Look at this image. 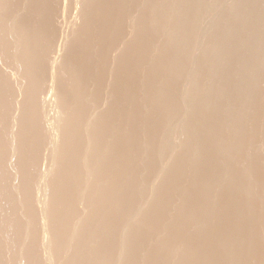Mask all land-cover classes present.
Listing matches in <instances>:
<instances>
[{
	"label": "bare ground",
	"instance_id": "bare-ground-1",
	"mask_svg": "<svg viewBox=\"0 0 264 264\" xmlns=\"http://www.w3.org/2000/svg\"><path fill=\"white\" fill-rule=\"evenodd\" d=\"M18 1V0H17ZM17 1H15V3L13 2V0H0V57L2 56V57H4V61L6 60V61H8L10 64L12 63V65L11 66H8L9 64H7L8 62H2L1 60H3V58L2 59H0V64H2V63H4V66L6 67H8V68H6L7 70L8 69H11L10 67H13V64H15L14 66H16V73H15V71H13V73H11V71L9 70L8 72L10 73V74H16L15 75V77H14V80L12 81L11 79H13L12 77H9V78H11V79H9V78H4L3 77V74L5 73V72H2V71H5L4 70V66L2 67L3 69H2V71H0V86H1V94L3 93V94H5V93H7L8 95H9V98L7 99V100H5L4 101V104H2V103H0L1 105H0V132H1V137L3 138V139H1V137H0V145L2 146V147H0L1 149H4V151L0 154V167H2V168H0L1 169V171H2V169L5 167V165H6V167H7V164L9 163V164H11L10 166H13L15 169V173H13V175L14 176H12L11 174V178L12 177H14V178H16V179H19V177H20V179L22 178V176L25 178V182L23 183L24 184V186H20L21 187V189H23V191L24 192H26V196L24 195V197H22V198H24L23 199V202H21V203H25L26 205H28L31 201H32V196H31V198H30V196H29V194H28V190H29V192H30V189L32 188L31 186H32V183H33V181L35 182V180H37V185H38V187H37V192H34V193H37V195H36V201H35V199H34V201L35 202H37V206L39 207V208H37V206H35L36 208H37V210L39 209L40 211H41V215L39 214V212H38V214H39V220H38V215L35 217V219L37 218V223H38V221H39V224H40V226L38 227V228H40L41 227V230H42V238L40 237V235L39 234H37V235H39V237L42 239V241L41 240H38L39 239V237H37L35 234V236L38 238L37 239V241H35L36 239H34V241L35 242H37V243H40V242H38V241H41L42 243H43V249H44V258H45V260H43V261H45V262H47L48 264H100V261L101 260H99V261H97V256L96 255H98V257H99V259H100V257H101V255L103 254L104 255V253H105V250L107 251V250H109V253H110V250H112L111 251V253L113 254L112 256H109L110 258H109V260L107 259V263L105 262L106 260H103L102 259V261H104L106 264H121V262H122V264H123V262H124V260L126 261L127 259L129 260L128 261V263L129 264H132L131 262H133V260L131 261V258H132V256H133V253L135 252H133V248H135L136 246V248H138V246H139V248H140V245H141V241H142V235H141V233L142 232H140V230H143L144 228H146L145 226L148 224V221H147V223H146V220L148 219V217H150V213H151V210H152V207H153V205H155V204H153L152 205V201L155 199V198H158L157 196H158V194H159V192H157L156 190L157 189H159V188H157V186L158 187H160V185L166 180V178L167 177H169V174L171 173L170 172V170L172 171V169H173V175L174 176H176V175H182V173H185L183 170H185V168L186 167H184V166H187V164H189V163H185V159L183 160L184 161V163H182V166H183V164H184V166H183V170L180 168H177L176 167V165L177 166H179L178 164H177V162L180 160V159H183L184 157H188V158H190L191 159V161H193V160H197V165L199 164V165H201L202 163L201 162H199L200 160H199V158L200 157H202V155L204 156V154H206V153H204L203 154V149L206 151V149L207 148H209V146L211 147L210 148V150H212L214 147H216L218 144L217 143H219V142H217V140H216V143H212V144H210L209 145V143H211L215 138H219V136L220 135H218L217 136V134L220 132V130H218L219 128L221 129V131L223 130L222 129V124L225 122H227V118H229V117H231V115H232V113H231V111H233V109L234 108H232V105L233 104H230L228 101V99L225 97V93L223 92V91H221V89H222V87L219 89V87H217V86H221V85H217L216 84V82H213V83H215L216 85H213V83H208L207 81H205V79H204V75L203 74H197V71H202V72H206L207 73V70L209 71L211 68L207 65V62H208V64L211 62L212 63V61H211V59L214 61V59H215V63H213V64H211V65H215L216 66V71H218V70H220V69H217V67H221L222 65L224 66V68H225V65H224V62L227 60L226 59V57L228 58V56H226L227 54H226V49H227V47L228 46H230L231 45V48L233 47L232 45L233 44H231V43H236V45L238 46V43L241 45V43H242V45L243 46H245V45H247V47H248V45L250 46V45H257V50L258 51H256V50H254L255 48H253L252 49V46H250L251 48H246V49H252L251 51L253 52V53H250L249 54V56L248 57H246V62L244 63L243 62V60H242V62L243 63H241L240 62V64L241 65H239L240 66V70H247L246 69V67L248 66L249 68H255V67H258L259 65H264L263 64V59H264V51H262L261 50V47L259 46V45H261L260 43H261V41H263V43H264V40H262V38L264 39V37H261V38H256V37H252V35L253 34H251L250 35V31H253V33L256 31V33H258V31H260L259 29H261V30H263V24L264 23H262L263 21V18H262V16H263V12H264V0H233V3H231V4H229V3H227L228 5H230V6H226V8L225 7H223V8H225V9H223L221 6H223L224 4H222V5H218L217 4V6L215 5V6H213V10L211 9V7H209V4H206L205 2H207V1H205V0H175V3H174V6H173V8H170L169 7V5L171 4H169V5H167V4H165L164 5V2L163 3H161L163 0H154V1H156V2H158V3H161V4H159V5H164L165 7H164V9L162 8V7H160L159 6V8H157L156 9V7L158 6H152V8H154V11H153V15L151 16H146V12H150V10H153L152 8L151 9H147L148 11H143V8L144 7H141V11H143V14H138V17H137V14L136 15H134V19H133V21H131L130 20V18L129 17H131L132 15L131 14H133L134 13V11H132L133 13H131V14H129V15H126V16H128V20H130L131 22H134L133 24H131L132 25V28H129L130 26L129 25H125V23H124V25L123 24H120V23H122L121 21H119V20H117L116 18V22H119V24L123 27L124 26V28L125 27H127V28H125V31H124V35H122L123 37L126 35V31L127 30H129V32L127 31V34L128 33H130V35H129V37H128V35H127V37L128 38H126V40L124 39V41H122V42H119V41H121V39L123 38L122 36H120V37H118L117 39L119 40L118 42H119V44L120 43H122L123 45H119V47H116V46H109V45H100L101 47L98 49L99 51L101 50V52H99V55L98 56H101V57H99V58H101L100 60V63H98V66H97V68L95 67V69H96V71L100 74V76H98V75H96L95 73H97V72H95V73H93L95 76H96V79H98V81H102L103 82V76L104 75H106L108 72H106V74L104 73L105 71H108L109 69H111L112 70V68L110 67L109 69L107 68V70H106V67H105V65L107 64V66H113V70L111 71V70H109L110 71V73H111V75H109L108 76V74H107V78H109L110 77V79H109V81H110V83H108L107 84V86H109V93H108V97H106V98H108V100H111V97L114 95L113 94V89L112 88H114V90H119V88L121 87V88H123V89H125L126 87H128V85H129V81H128V79L127 80H125V81H127V83L125 82L124 83V86L126 85V84H128L125 88L123 87V84L121 83V85H116L117 83L115 82V80L114 79H117V80H119L117 77L115 78V76L116 75H114L113 76V74H115L117 71H120V70H122L121 71V75L123 74L122 72H124V71H127V70H130V68L132 69V70H134L135 72L136 71H139V72H141V73H144V75H143V77H141V78H139V80H141V82H139V85H140V87H139V89H140V92L138 93V95H137V92H133L134 93V96H135V94L137 95V98H139V99H135L134 98V96H133V93L130 95V93L129 92H121V91H119V92H121V93H125V97H126V94L127 93H129V95L127 96L128 98H131L132 99V101H133V99H134V101L135 100H138L139 102H136L135 101V103H137V104H135V105H139V104H144V108H146V110L142 107V106H138L139 108L140 107H142L143 109L142 110H145V112L146 111H148V109L147 108H150V102L151 103H159V102H161V97H160V95L159 96H157V95H153V96H155L154 98L155 99H150V97L149 96H146V94H148V93H146L147 91H150V88H149V90H147L146 91V89L148 88V85H149V87H151V90H155V92H154V90H153V92H154V94L156 93V94H161V95H163L162 93L163 92H165V93H167V91H165L166 89L165 88H163V87H166V85L170 88L171 86H173L172 84H174L175 82H178V80L181 82V81H183V79L184 78H181V77H183L184 76V73L185 74H187L188 73V75L187 76H193L192 77V82H193V79H194V77H195V75H193V73L194 74H196V76H198L197 77V79H196V81H197V83H199L198 82V79H200V78H203L204 79V81L205 82H201V84L203 85V86H205L204 84L205 83H207V85H209V84H211L208 88H207V86H206V88H204V87H200V88H202L201 90L198 88L199 87V84L197 85V83L195 82V79H194V82L195 83H192V85L190 84V81H189V79H188V81H189V84L190 85H188L189 87H188V89H186L185 88V91H183V89H182V93L180 94V97H179V100H178V93H179V90H177L176 92H178L177 94L174 92V94L175 95H177L176 97L174 96V102L173 101H169V102H172V103H169V105H167V102H165L164 101V96L165 95H167V94H165L164 93V98L162 99V102H165L166 103V105H165V103H163V106L165 105L166 107H164L165 109H166V111H165V109L164 108H160V106H159V108L161 109V111L162 110H164V112H165V114L167 115V117L166 116H164V114L160 111L159 113H160V115H161V113H162V115L166 118H164L163 117V119H160V120H165V122H163L166 126H168L169 124H170V126H169V130L172 132V129H173V137L172 136H166L165 135V133H169V131H167L166 132V130H168V128L167 129H165V128H163V130L161 129L162 127H164L162 124H161V122H160V126H158V128L159 127H161V128H159L160 130H162L161 131V133L158 131V133H160V134H158L157 132H156V130H149V129H152V127H151V125L148 123V122H151V121H148L147 122V119L149 118V117H151L153 114H152V112H151V116L150 115H148V114H150L149 113V111H148V114L147 113H143L144 115H146L147 117L145 118L144 116H142V117H144L143 119H145V120H143L142 119V121H143V123L141 124L142 126L144 125H146V124H149L148 125V127H149V129H147L146 127V129H147V131H149V132H152L153 134H151V133H149L150 134V137L152 138V140H150V141H153V142H155V145L154 146H150L151 144L148 142V141H145L146 143L148 142L150 145V147L149 146H147L146 144H145V142L143 141V140H140L141 141V143H142V141L144 142V144L146 145V147H145V145H144V147H145V149L147 148V147H149L150 149H149V151H151L150 152V154H147V153H149V151L148 152H146L145 151V153H143L144 152V148H142V150H143V152L141 153V152H139V147L141 148V146H143V145H141L140 144V146H139V143L137 142V144H135L134 142H133V140L135 139H137V134H136V136H135V138L133 137V140H132V136L135 134L133 131H135L136 130V132H137V129H136V127H134V128H132L131 130H128V133H125L124 131H123V129H122V132H124L125 133V136H124V133H118V127L116 126V125H122L121 123H124L123 121H122V119H124V118H128L129 119V117H128V115H127V112H126V117L125 116H123V115H125V113L123 114L122 113V116H123V118L122 119H120L119 117H122V116H118V115H121V114H119V113H117V112H120L118 109H119V104L121 103V102H116V103H119L118 104V106L119 107H117V105L116 104H106V105H108V106H106L105 104H104V107H103V105L101 104V102H103V101H99V97H102V96H100L101 94L102 95H104L105 94V96H106V94H107V92L105 91V93L103 94V91H102V93H101V91H99V93H101V94H98V92L97 93H93V94H88V93H86V91L84 90V87H85V83L88 81V78H90L91 77V79L92 78H95L94 76H87V75H84L83 74V71L81 72V70H80V72L78 71L79 69L77 68L76 69V67L74 68L72 65H70L66 60H67V56L65 55L66 54V52H65V49L66 48H69V47H67V44L69 43L70 44V42H69V37H71L70 35L74 32V30L75 29H77V27L81 24V23H78V25H76L77 24V22L79 21V22H81L80 20H76L77 19V17L78 18H81V17H83L84 16V12H85V10H87L86 8L88 7V6H86V4L87 5H90V3H88V2H91V1H95V0H77L76 1V3H77V10L76 9H73V11L74 10H76V13L77 14H75V19L73 18V19H70L71 21H69L68 23H70L69 25H70V27H69V29L71 28V30L69 31V32H67L69 29H68V27H67V31H65L63 28H64V26L65 25H67V23L66 24H63L62 26H63V28H61L62 26H60V28L61 29H63L64 31H62V33H61V35L59 36L60 37V40H59V38H57L58 40H59V43L57 44V45H53V43L54 44H56V42H57V40H55V42L53 41V35H55V33H53V32H55L54 30H52V21L54 20L55 22L57 21V22H60V21H58V16L57 17H55V18H57L56 20H55V18L51 21V17H53V9H56V8H54V7H56V5L54 6L53 4H54V0H40L42 3V5H41V7H40V9H38L37 11H39L40 10V13L43 15V18L41 17V19L39 18L40 16H38V19L40 20V22H38V19H37V22L35 23V24H28L27 23V19H28V17L27 16H25V14H23L24 15V17H26V20H22V19H20V17H18L17 16V12H18V10H17V12L15 11L16 10V8L17 9H19L20 10V8H18L19 6H20V4H19V2H17ZM20 1V0H19ZM22 2H23V5H25L26 3H27V0H26V2H24L23 0H21ZM20 1V2H21ZM28 1H30V0H28ZM35 1H37V0H35ZM40 1H37L38 2V7L37 8H39V2ZM53 1V2H52ZM56 1V0H55ZM73 1H75V0H73ZM106 1V0H105ZM112 1H114V0H112ZM122 2H123V0H121ZM120 1V2H121ZM125 1V0H124ZM128 0H126L125 2H127ZM130 1H133V0H130ZM174 1V0H173ZM209 1V0H208ZM225 2L226 0H220L219 2ZM229 1V0H228ZM31 2H34V1H30V3ZM68 2V1H67ZM83 3V5L81 4V5H79V3ZM119 2V3H120ZM129 2V1H128ZM134 2V1H133ZM143 2V1H142ZM147 2H148V0H147ZM147 2L145 3V1L143 2V3H145V4H147ZM153 2V1H152ZM170 2H172V1H170ZM218 1H216V3H217ZM218 2V3H219ZM223 2V3H224ZM232 2V1H231ZM12 3V4H11ZM18 3V4H17ZM29 2H28V6H27V8L26 7H22L23 9L24 8H26L27 10H28V8H29V15H32L33 16V14H31L30 12L34 9V8H32V6H31V4H30ZM35 4H36V2H34ZM34 3H33V7H35V5H34ZM53 3V4H52ZM64 3V2H63ZM75 3V4H76ZM102 3V2H101ZM108 3V2H107ZM115 3V2H114ZM118 3V4H119ZM124 3V2H123ZM138 4L140 3L139 1L137 2ZM155 3V2H154ZM158 3H156V4H158ZM167 3H169V1L167 0ZM15 4H17V5H19V6H15ZM68 4V3H67ZM75 4L73 3V8H75L74 6H75ZM106 4V3H105ZM110 3H108V7L110 6L109 5ZM116 4H117V1H116ZM116 4H115V7H117L118 6V10H120V8L122 7L121 5H117L116 6ZM128 4H130V3H128ZM212 4V5H213ZM30 5V6H29ZM69 5H71V4H69ZM98 5V4H97ZM114 4L113 3H111V6H113ZM124 5V4H123ZM127 5V4H126ZM144 5V4H143ZM143 5H139V6H143ZM149 5H150V3H149ZM149 5L147 6V5H145V6H147V7H149ZM166 5L171 9H167V7H166ZM209 7H207V6ZM22 6V5H21ZM26 6V5H25ZM54 6V7H53ZM92 6H94V5H92ZM106 6V7H107ZM110 6V10L108 11L109 13L111 12V10L113 9V8H115V7H111ZM119 6H120V8H119ZM133 6V8L135 7L134 5H131V7ZM190 6H192L193 8L190 10V11H188V9H190L189 7ZM218 6L220 7V8H222L223 10H219L218 9ZM238 6H240L239 8H238ZM30 7H31V10H30ZM60 7H63V14H60L61 16H64V13H65V11L67 10L66 8H68V6L64 3V6H62L61 4H60ZM97 7V6H96ZM107 7V8H108ZM124 7V6H123ZM122 7V8H123ZM126 7V6H125ZM125 7L123 8V9H125ZM146 7V8H147ZM206 7L208 8V11H206L207 9H206ZM217 7V9L219 10V11H217V9H215L214 10V8H216ZM241 7H242V10H241ZM246 7H248V9H250V12H249V10H248V12H246V11H244L245 10V8ZM36 8V7H35ZM36 8V9H37ZM70 8H72V7H70ZM90 8V6L88 7V9ZM94 8V7H93ZM92 8V9H93ZM107 8L105 9L104 7H103V10H106L107 11ZM112 8V9H111ZM121 8V9H122ZM137 8V7H136ZM145 8V9H146ZM150 8V7H149ZM161 8V9H160ZM165 8L167 9V10H165ZM243 8H244V10H243ZM25 9V10H26ZM98 9L99 8H96V10L98 11ZM109 9V8H108ZM116 9V8H115ZM116 9V10H117ZM132 9V8H131ZM138 9V8H137ZM144 9V10H145ZM209 9H211V11L213 12V11H217L215 14H214V12L213 13H211V11H210V13H211V15H207L208 14V12H209ZM24 10V11H25ZM71 10V9H70ZM102 10V9H101ZM114 10V9H113ZM116 10H115V12H116ZM126 10H128V5H127V9ZM130 10V9H129ZM204 10L207 12H205L206 13V19L204 18L203 19V15L205 16V13H204ZM238 10H240L241 12L243 11V12H245V13H242V14H240V11H239V14L241 15V17H242V23L240 22V20L238 19L240 16H239V14H238ZM255 10H256V12H255ZM37 11H36V13H37ZM58 11H60V9L58 10ZM68 11V10H67ZM78 11V12H77ZM90 10H88V12H89ZM137 11V10H136ZM140 11V12H141ZM165 11H167V12H165ZM15 12H16V14H15ZM34 12V11H33ZM57 13V9L54 11V13ZM75 12V11H74ZM91 12H92V10H91ZM94 13H95V11H93ZM122 12H124V11H122ZM127 12V11H126ZM125 12V13H126ZM148 12V13H149ZM14 13V14H13ZM19 13V12H18ZM25 13H27L26 11H25ZM55 13V14H56ZM59 13L60 12H58V14L57 15H59ZM62 13V12H61ZM85 13H87V12H85ZM90 13V12H89ZM89 13H87V14H85V15H88ZM102 13V12H101ZM100 13V14H101ZM106 13V12H105ZM109 13H106L107 15H109V19H110V15L111 14H109ZM114 12H112V16L115 14V16H116V13H114ZM125 13H124V15H125ZM128 13H130V12H128ZM127 13V14H128ZM135 13H137V12H135ZM139 13V12H138ZM146 13V14H145ZM166 13H167V15H169L170 17H172V19H174V16H175V18H177L176 20L178 21V23H175V25L176 24H178V26H176V27H178V30L177 31H172L173 30V28L170 26V27H166L165 26V28H167V29H169V28H171V29H169V33L167 34L166 33V31L168 32V30H166V31H161L160 33L162 34V32H163V35H170L169 37H170V39L172 40V42H174V44L173 45H177V44H175V43H178V45L180 46V47H182V50H180L181 51V53L182 54H179V52H178V50L177 51H174V55L172 56L173 58H171L172 60H171V62H172V64L168 67V68H164L163 66H161V69L163 70L164 69V71L161 73H159V75L160 74H163L162 76H161V78L160 79H156L157 80V82H155V80H154V78L155 77H157V74H158V72L159 71H157L158 70V68H160V67H157V68H155V66L153 65V63L154 64H157V66H160L161 64L163 65V63L165 62L164 60L166 59V61L168 62V60H167V57L163 60L162 59V57H163V53H166L163 49H161L162 47V45H164V41L163 42H161L162 40L160 39L162 36L161 35H159V36H161V37H159V39L161 40H158V42L160 41V44L159 45H161V43H163L160 47L158 46V50L156 49L157 47H155V44H156V42H154V40H152L153 42H154V49H156L157 51H155V52H157V55L154 53V55H153V57L152 56H150L152 59H150V60H147L148 59V57L149 56H147V52H148V50H150V46L148 45V44H153L152 43V41H151V43H148L149 42V40H151V39H147L148 38V36H144V34L146 33V31L147 30H149L148 28L146 29H143L142 30V27H144L143 25H145V27H146V24H145V22H150L151 21V23H153V26H154V28H152V29H155L156 30V32L158 31V29H163L162 28V26H161V24L163 23V24H165L164 22H163V20L161 21V18H163L164 17V15H166ZM204 13V14H203ZM255 13V14H254ZM20 14V13H19ZM72 14V13H71ZM74 14V13H73ZM105 14V15H106ZM118 16L119 17H121V20H122V16H123V14L121 13V15L122 16H120L119 15V11H118ZM151 14V13H150ZM203 14V15H202ZM213 14V15H212ZM245 14V15H244ZM27 15H28V13H27ZM66 15H69V14H66ZM76 15H77V17H76ZM95 15V14H94ZM93 15V16H94ZM166 15V16H167ZM232 15H237V16H239V17H234L236 20L238 19V21H239V23L241 24H239L237 21H235V19H233V17H231ZM243 15V16H242ZM31 16V17H32ZM36 16V15H35ZM36 16V17H37ZM89 16V15H88ZM92 16V15H91ZM103 16V15H102ZM114 16V17H115ZM125 16V19L127 18ZM208 16V17H207ZM68 17H70V15L68 16ZM87 17V16H86ZM96 17V16H95ZM104 17V16H103ZM114 17L112 18V19H110V20H113L114 19ZM117 17V16H116ZM135 17H137V18H135ZM240 17V18H241ZM23 18V17H22ZM60 18V17H59ZM84 18V17H83ZM83 18H82V20H83ZM90 18V17H89ZM107 19L108 17H104L103 19ZM150 18H152V20H150ZM229 18H232L231 20L233 21H231ZM63 19V18H62ZM67 19V18H66ZM65 19V17H64V21L66 20ZM97 19V18H96ZM101 19V18H100ZM103 19H102V21H103ZM124 19V20H125ZM203 19V20H202ZM230 20V22L228 23V24H232V23H234V21L235 22H237L238 23V25L236 24V23H234V24H236L237 25V28H235V29H233V31L232 30H230V29H228V30H226L225 28H224V26H220V24H225V22L227 23V21H229ZM30 20V19H29ZM28 20V21H29ZM35 20H36V18H35ZM42 20V21H41ZM127 20V21H128ZM53 21V22H54ZM77 21V22H76ZM102 21L100 20V22H101V25L103 24V25H106L107 26V24H110L111 23V21H109L108 19H107V22L109 21L110 23H102ZM106 21V20H105ZM174 21V20H173ZM203 21H204V23H206V25H204V23H203ZM32 21H30V23H31ZM35 22V21H34ZM63 22V21H62ZM66 22H67V20H66ZM88 22V21H87ZM92 22V21H91ZM113 22V21H112ZM114 22H115V20H114ZM114 22H113V24H114ZM124 22V21H123ZM125 22H126V20H125ZM147 22V23H148ZM65 23V22H64ZM96 23H98V22H96ZM126 23H128V24H130L129 22H126ZM151 23H149V24H151ZM161 23V24H160ZM200 23H203V26H202V24L201 25H199ZM89 24V23H88ZM87 24V25H88ZM100 24V23H99ZM113 24H111L112 26H113ZM119 24L117 25V27L119 26ZM162 24V25H163ZM172 24H174V23H172ZM60 25V24H59ZM84 25V24H83ZM115 25V26H116ZM148 25V24H147ZM156 25V26H155ZM165 25H167V23L165 24ZM168 25H169V23H168ZM174 25V26H175ZM233 25V24H232ZM81 26H82V24H81ZM112 26L110 27V25H108V29H105L106 27H104V26H102V27H104V29L103 30H105L106 32H103V31H101V32H103V33H106V36H108L109 34L112 36V34L110 33L111 32V29H112ZM153 26H151V27H153ZM173 26V25H172ZM219 27V30H217L218 29V27ZM228 26V25H227ZM56 27V26H55ZM76 27V28H75ZM100 28H101V26H99ZM111 29H110V28ZM116 27V28H117ZM223 27V28H222ZM229 27V26H228ZM58 28V27H57ZM86 28V27H85ZM97 28L98 27H96V30H97ZM100 28L98 29V30H100ZM113 28H114V26H113ZM164 28V29H165ZM175 28V27H174ZM213 28H215L216 30H214ZM230 28V27H229ZM59 29V28H58ZM78 29H79V27H78ZM87 29V28H86ZM86 29H84V30H86ZM110 29V32H108L109 34H107V31ZM121 29V28H120ZM152 29H150V30H152ZM163 29V30H164ZM60 30V29H59ZM94 30V29H93ZM98 30H97V34H99L100 33V31H99V33H98ZM101 30H102V28H101ZM113 30H116V29H113ZM145 30V33L143 34V33H141V31H144ZM149 30V31H150ZM176 30V29H175ZM214 30V31H213ZM78 31V30H77ZM81 31V30H80ZM88 31V30H87ZM86 31V35H83V34H85V32L83 33V34H81V36L83 37H81L82 39H79V38H77L78 36H80V35H78L76 38L78 39V42L80 43L81 41H82V43H87L91 38H93V41H95L96 39L94 38V36H95V34H93V33H91V34H93L94 36H92V35H90V30H89V32H87ZM149 31L147 32V33H149ZM232 31V32H231ZM83 32V31H82ZM116 32H118V34H119V32H120V34H123V33H121L122 32V30L120 31L119 29H117V31ZM116 32L114 33V31H113V33L114 34H116ZM58 33V32H57ZM75 33H76V30H75V32L73 33V38L72 39H74L75 37ZM89 33V34H88ZM101 34L100 33V35L99 36H101V35H105V34ZM159 33V31H158V34H160ZM165 33V34H164ZM177 33V34H176ZM252 33V32H251ZM255 33V34H256ZM77 34H78V32H77ZM113 34V35H114ZM118 34H117V36H118ZM119 34V35H120ZM141 34H143V36H139V35H141ZM152 34H153V36L154 37H156L158 34H156V35H154V33L152 32ZM58 35V34H57ZM88 35H90V36H88ZM146 35V34H145ZM148 35V34H147ZM201 35H203L202 37L204 38V36H207V38H205V39H207V41L206 40H204V43L203 44H201V42H199L198 41V37L199 36H201ZM257 35V34H256ZM259 35V34H258ZM88 36V37H87ZM97 36V35H96ZM95 36V37H96ZM98 36V39L100 38ZM106 36L105 37H103V39L102 38H100V39H102V41L104 40V38H106ZM116 36V37H117ZM102 37V36H101ZM113 37V36H112ZM112 37H109V38H112ZM116 37H115V35H114V37L113 38H115L116 39ZM143 37H145L146 38V42H147V40H148V46L146 45V43L144 42V46L146 45V47H148L147 49V51H146V48H145V51L144 52H146V53H144V52H142L141 51V49H144L143 48V45H141L143 42H141L140 40H142L143 41V39H141V38H143ZM150 37H151V35H150ZM158 37V36H157ZM137 38L139 39L138 41H139V45H140V47L141 48H136V50L137 49H140V51L141 52H138V50L136 51V53L133 55V54H127L126 53V57H128V56H130V58H128V60L126 61V63H128V65L130 66V68L128 69L127 68V66L125 67V64H124V60L123 61H120L119 59H121V57L122 56H120V54L121 53H119V52H121L120 50H121V48L123 47V48H126V50H128L127 49V43H129L130 42V44L132 43V46L129 44L128 45V48H129V50H131V51H133V50H135V49H133L132 50V48H133V43H135V40H137ZM167 38H168V36H167ZM191 38H192V40L194 41V43H193V41L191 40ZM56 39V38H55ZM71 39V40H72ZM77 39H75V40H77ZM95 39V40H94ZM153 39V38H152ZM163 39V38H162ZM169 39V38H168ZM168 39L166 40V36H165V41H168ZM199 39H200V37H199ZM106 40V42H107V40H108V38H106L105 39ZM110 40V39H109ZM112 40V39H111ZM123 40V39H122ZM189 40H191L190 42H192V43H190L189 42ZM203 40V39H202ZM99 41V40H98ZM114 41V40H113ZM138 41H136V43L138 42ZM199 43H198V42ZM200 41H201V39H200ZM75 42H77V41H75ZM110 42V41H109ZM112 42V41H111ZM141 42V43H140ZM169 42H171L170 40H169ZM172 42L170 43V44H172ZM184 42H188V43H190V44H188L187 43V45H185V43ZM203 42V41H202ZM167 43V42H166ZM196 43H198V44H196ZM245 45H244V44ZM262 43V44H263ZM88 44V43H87ZM91 44H93V43H91ZM105 44V43H104ZM169 44V45H170ZM200 44V45H199ZM228 44H230V45H228ZM74 45V44H73ZM118 45V44H117ZM125 45H126V47H125ZM157 45H158V43H157ZM168 45V46H169ZM264 45V44H263ZM71 46V45H70ZM76 46V45H75ZM75 46H73V47H75ZM80 46H82V45H80ZM85 46H88V45H85ZM94 46V45H93ZM130 46V47H129ZM262 46V45H261ZM77 47V46H76ZM89 47V46H88ZM110 47H112V49H113V54L111 53V52H109L110 50H112V49H110ZM136 46L134 45V48H135ZM139 47V46H138ZM166 47H167V44H166ZM166 47H164V48H166ZM180 47H178V49L180 48ZM188 47V48H187ZM241 47V46H240ZM259 47H260V49H259ZM84 48V47H83ZM98 48V47H97ZM131 48V49H130ZM151 48H152V45H151ZM170 48H171V45H170ZM175 48V49H174ZM174 48H172V50L174 49V50H176V47L174 46ZM226 48V49H225ZM230 48V47H229ZM233 48H235V46L233 47ZM79 49V48H78ZM91 49V48H90ZM110 49V50H109ZM118 49H120V50H118ZM153 49V48H152ZM169 49V48H168ZM189 52L190 50L193 52V55H194V57H197V58H194V59H196L195 61L193 60V62H194V65L192 66L191 65V67L190 68H188L189 70L190 69H192V70H190V72H189V70L187 69V67L185 68L184 67V64L183 63H186V64H188L187 62H186V60L187 59H189L188 57L189 56H187V59H186V54L187 55H190V52L188 53L186 50ZM240 49V48H239ZM239 49L237 50L236 49V51H234V54H232V56H234L235 54V56H241V59H242V56H243V54H242V51L240 50V52H239ZM81 50V49H80ZM109 50V51H108ZM116 50L117 51H119V52H116ZM128 50V51H129ZM172 50H170V51H172ZM228 50V49H227ZM230 50V49H229ZM227 51V52H231V50L230 51ZM235 50V49H234ZM85 51V50H84ZM87 51V50H86ZM107 51H108V55L110 54V56H108L106 53H107ZM127 51V52H128ZM152 51V50H151ZM169 51V50H168ZM238 51V52H237ZM248 51H250V50H248ZM126 51H124V53H125ZM134 52V51H133ZM133 52H131V53H133ZM175 52H177V54L175 55ZM185 52H187V53H185ZM233 52V51H232ZM231 52V53H232ZM236 52V53H235ZM255 52V53H254ZM91 53V52H90ZM93 53V52H92ZM91 53V54H92ZM97 53V52H96ZM123 53V54H124ZM128 53H130V52H128ZM151 53V52H150ZM85 54V53H84ZM123 54H121V55H123ZM168 54V53H167ZM192 54V53H191ZM252 54V55H251ZM74 55V54H73ZM72 55V56H73ZM87 55H89V54H87ZM111 55H114L113 57L115 58V60H119V62H123V65H124V67L122 68V66L123 65H121V68L122 69H119V70H117L118 68H119V64L116 66V67H118L117 69H115L116 67H114V65H116L117 64V62H118V60L117 61H115L114 60V64H111V61H109V60H107V56H108V58L109 57H111ZM128 55V56H127ZM169 55H171V53H169ZM82 56V55H81ZM85 56V55H84ZM92 56V55H91ZM90 56V57H91ZM96 56V55H95ZM124 56V55H123ZM165 56H166V54H165ZM235 56L233 57V58H235ZM71 57V56H70ZM89 57V56H88ZM88 57H85V58H88ZM89 57V58H90ZM125 57V58H126ZM191 57V56H190ZM243 57H245V55L243 56ZM75 58V57H74ZM82 58V57H81ZM84 58V57H83ZM85 58H84V60H85ZM88 58V61L90 60ZM96 58V57H95ZM105 58H106V60L107 61H105ZM123 58V57H122ZM229 58H230V55H229ZM232 58V59H233ZM93 59V58H92ZM98 59V58H97ZM184 59H186L185 60V62H183L184 61ZM237 59V58H236ZM238 59H240V58H238ZM70 60V59H69ZM83 60V59H82ZM83 60V61H84ZM122 60V59H121ZM163 60V61H162ZM191 60V59H190ZM189 60V61H190ZM78 61V60H77ZM86 61V60H85ZM84 61V62H85ZM104 61V62H103ZM109 61V62H108ZM112 61H113V59H112ZM170 61V60H169ZM188 61V60H187ZM202 63H204V64H206V66H208V68H210V69H206V68H204V69H206V70H204V69H202L201 70V67H199V68H197V67H194V66H197V65H199L201 62ZM228 61H229V59H228ZM250 62V66L248 65L249 63H247V62ZM71 62V61H70ZM82 62V61H81ZM90 62V61H89ZM106 62H108V63H106ZM118 62V63H119ZM148 62H150V64H151V62H153L152 63V65H153V69H157V70H155L154 72H156L157 74H155L154 72H153V76L155 75V77L153 78V76H152V78H153V81H152V79L148 82V79L147 78H149V77H147V76H150L149 74L151 73V71H150V69H152L151 68V65L148 63ZM167 62H165L164 63V65H166V63ZM196 62V63H195ZM231 62V61H230ZM233 62V61H232ZM73 63V61L71 62V64ZM83 63V62H82ZM85 63H87V62H85ZM169 63V62H168ZM226 63H227V61H226ZM225 63V64H226ZM235 62H233V64H234ZM246 63H247V65H246ZM77 64V63H76ZM88 64V66H90L89 65V63H87ZM109 64V65H108ZM150 65V67H149V65ZM232 64V63H231ZM230 64V65H231ZM235 64H237V63H235ZM3 65V64H2ZM84 66H85V64H83ZM93 65V64H92ZM189 65V64H188ZM188 65H185V66H188ZM210 65V66H211ZM258 65V66H257ZM87 66V65H86ZM128 66V67H129ZM167 66H168V64H167ZM190 66V65H189ZM188 66V67H189ZM226 66H229V65H226ZM231 66H233V65H231ZM234 66H237V65H234ZM246 66V67H245ZM148 67H149V73H148ZM163 67V68H162ZM194 67V68H193ZM204 66L202 65V68H203ZM245 67V68H244ZM247 67V68H248ZM261 67V66H260ZM15 68V67H14ZM91 68V67H90ZM124 68H126V70H124ZM214 68V67H213ZM233 68V67H232ZM237 68V67H236ZM237 68V69H238ZM252 68H251V70H252ZM262 68H264V67H262ZM81 69H82V67H81ZM89 69V68H88ZM87 69V70H88ZM186 69L188 70V72L186 73ZM199 69V70H198ZM230 69V68H229ZM255 69H258V68H255ZM260 69L261 68H259L258 69V71L259 72H257L256 70H252V71H250V69H249V72H248V75H249V77H252V81L253 82H255L254 80H257V79H255V78H259L260 76H262V75H260L259 76V74H262L263 72H262V70H261V73H260ZM0 70H1V67H0ZM11 70H14L13 68L11 69ZM92 70V69H91ZM124 70V71H123ZM215 70V68L214 69H212V71H209V72H212L213 74H207V76L209 75V76H211L212 78H208L209 80L211 79H213L214 80V78L216 77V74H218V72H216V71H214ZM227 70V69H226ZM234 70H235V68H234ZM89 71H90V69H89ZM114 71H115V73H114ZM133 71V72H134ZM199 71V72H200ZM222 71V70H221ZM224 71V70H223ZM223 71H222V73H223ZM239 71V70H238ZM2 72V73H1ZM7 72V73H8ZM88 72V71H87ZM86 72V73H87ZM133 72H128V73H133ZM134 72V73H135ZM201 72V73H202ZM208 72V73H209ZM229 72V71H228ZM241 71H239V73H240ZM244 72V71H243ZM246 72V71H245ZM6 73V75L8 76V75H10L9 73L7 74ZM85 73V72H84ZM91 73V72H90ZM119 73V72H118ZM126 73V72H125ZM123 74V76L125 75H127V74ZM138 73V72H137ZM140 73V74H141ZM216 73V74H215ZM225 73V72H224ZM238 73V74H239ZM259 73V74H258ZM2 74V75H1ZM48 74V75H47ZM101 74L103 75V76H101ZM117 74V73H116ZM190 74V75H189ZM205 74V73H204ZM214 74H215V76H214ZM221 74V73H220ZM228 74V73H227ZM232 74V73H231ZM264 74V73H263ZM61 75H64V77L66 76V77H68V76H70V80H68V78H67V81H69V83H70V81L72 82V84L70 83H68L69 84V87H70V85H73L72 86V91H67V89H65L66 87L65 86H67V85H64V78L61 76ZM135 75H136V73H135ZM134 75V76H135ZM137 75H139V73L137 74ZM152 75V74H151ZM183 75V76H182ZM200 75V76H199ZM202 75H203V77H202ZM247 75V76H248ZM257 75L259 76V77H257ZM13 76V75H12ZM130 76V75H129ZM133 76V75H132ZM131 76V77H132ZM207 76H206V78H207ZM213 76H214V78H213ZM218 76L220 77L221 75H219L218 74ZM230 76V75H229ZM233 76V75H232ZM232 76H231V79H232ZM237 76V75H236ZM239 76V79H242V81H243V78H240V76L241 75H238ZM243 77L245 76V75H242ZM247 76H245V77H247ZM1 77H3L4 79H2ZM65 77V78H66ZM104 77H106V76H104ZM121 78H122V76H120ZM127 78H128V76H126ZM138 77H140V75L139 76H137V78ZM160 76H158V78H159ZM184 77H186V75L184 76ZM219 77H216V80L217 79H221V78H219ZM222 77V76H221ZM224 77H226L225 75H224ZM224 77L222 78V79H224ZM228 77V76H227ZM248 77V78H249ZM63 78V81L61 80ZM120 78V79H121ZM133 78V79H132ZM132 78H130L129 77V79L131 80V82L134 80V77H132ZM136 77H135V83H136V79H137ZM181 78V79H180ZM188 78V77H187ZM248 78H247V80H248ZM261 78V77H260ZM264 78V77H263ZM7 79H9V81L7 80ZM15 79H16V81H17V84H18V86H17V88H19V90L18 89H14L16 86H14V85H16V84H12V82H15L16 83V81H15ZM106 79V78H105ZM124 79L125 78H123V82H124ZM150 79V78H149ZM229 79V78H228ZM235 79V78H234ZM238 79V78H237ZM254 79V80H253ZM90 80V79H89ZM107 80V79H106ZM113 80H114V82H113ZM186 81L185 82H187V79H185ZM201 80V79H200ZM208 80V81H209ZM212 80V81H213ZM226 80V79H225ZM246 80V81H247ZM91 81V80H90ZM108 81V82H109ZM138 81V80H137ZM203 81V80H202ZM212 81H210V82H212ZM221 81V80H220ZM237 81V80H236ZM236 81L235 80H233V82L235 83V85L234 86H238V88L240 87L241 88V86L243 85V84H246V82L244 83H239L238 84V82H237V84H236ZM245 81V80H244ZM259 81V80H258ZM257 81V82H258ZM44 82H45V85H46V88L45 87H43L44 86ZM105 82V81H104ZM118 82V81H117ZM184 82V83H185ZM223 82V81H222ZM221 82V83H222ZM241 82V81H240ZM249 82V81H248ZM248 82H247V84H248ZM257 82H255V83H257ZM47 83V84H46ZM66 83V82H65ZM119 83V82H118ZM170 83H171V86H170ZM188 83V82H187ZM186 83V84H187ZM217 83H219V80H218V82ZM220 83V84H221ZM229 83H231V85H232V80H231V82H227V84L226 85H228L229 86ZM255 83H254V85H255ZM67 84V83H66ZM99 84H101V83H99ZM104 84H106V82L104 83ZM134 84V83H133ZM132 83H131V85H133ZM169 84V85H168ZM179 83H177V85H178ZM185 84V85H186ZM200 84V86H202ZM224 84V86L223 87H225V83H223ZM246 84V85H247ZM249 84H252V83H249ZM248 84V85H249ZM258 84V83H257ZM257 84H256V87H258L257 86ZM14 86L13 87V89L15 90V91H19V94H17L16 92V97H18L17 99H16V102L14 103V101L12 100L13 98H11L10 97V95L12 96V94H13V92H12V88H11V86ZM20 85V86H19ZM89 85V84H88ZM94 85H96V84H94ZM136 85H138L137 83H136ZM138 85V86H139ZM161 85H165V86H163V87H161ZM253 85V84H252ZM106 86V87H107ZM114 86V87H113ZM116 86H118L119 88L117 89V87ZM130 86V85H129ZM176 86V84L174 85V87ZM183 86V88L185 87L184 85H182ZM68 86H67V88H69ZM90 87V86H89ZM112 87V88H111ZM131 87H134V86H130L129 87V89L131 88ZM159 87H161L162 88V90L159 88ZM174 87H171L170 89H172V88H174ZM177 87V86H176ZM179 87V86H178ZM187 87V86H186ZM231 87H233V86H231ZM243 87V90H242V93H243V91H244V93H243V97H242V99L244 98H247V101H248V99L250 100V97L249 96H255V95H251V94H253V92L252 91H254V90H257V89H254L255 87L253 86V89L251 90V88H250V86H246L245 88L246 89H244V86H242ZM247 87H249V88H247ZM259 87H260V85H259ZM45 88V90H43ZM121 88H120V90H121ZM153 88V89H152ZM230 88V87H229ZM237 88V87H236ZM64 89L67 91V92H65L64 91ZM71 88H69V90H70ZM85 89H87V88H85ZM91 89V88H90ZM112 89V90H111ZM128 89V88H127ZM138 89V88H137ZM138 89V90H139ZM160 89V90H159ZM163 89H165L164 91H163ZM200 91H199V90ZM232 89V88H231ZM242 89V88H241ZM173 90H175V89H173ZM222 90H225V89H222ZM239 89H237V92L239 93V91H238ZM264 90V89H263ZM124 91H127L126 89L124 90ZM129 91V90H128ZM133 91H135V90H133ZM169 91V90H168ZM241 91V90H240ZM258 91V90H257ZM256 91V92H257ZM88 92V91H87ZM89 92H90V90H89ZM118 92V93H119ZM132 92V91H131ZM151 92V91H150ZM152 92V93H153ZM234 92V91H233ZM232 92V93H233ZM236 92V93H237ZM256 92H254L255 94H257ZM262 92H264V91H262ZM261 92V93H262ZM15 93H14V95H15ZM173 92H172V90L170 91V93H169V95H167V98H169L170 97V95H174V94H172ZM224 93V94H223ZM228 93V92H227ZM260 93V94H261ZM96 94V95H95ZM117 94V93H116ZM151 94V93H150ZM241 94V93H240ZM239 94V95H240ZM13 95V96H14ZM117 95H120V94H117ZM124 94H122L121 96H123ZM217 95L220 97H222L223 99L224 98H226L227 100H226V104H227V102L229 103V104H227V105H230V108L232 109H230L229 108V106H228V109H229V112L231 113V115H230V113L228 112V116H227V118H226V120L225 119H223L224 117H223V115H225L226 116V114L227 113H225V114H223L220 118L224 121L223 123L222 122H218L217 123V121H218V119L219 118H217L218 116H216V118H217V121L213 118V120H215L214 122L216 123H214V122H212L215 126H218V129L215 127V126H213L212 125V123H211V121H210V123H208V121L210 120H208L207 121V119H206V117H207V115H208V112H207V114H205L206 116L204 117V114H203V112L205 111V110H207L208 108H209V106L208 105H211L210 107H212L213 109L214 108H218V106H219V104H218V106H217V104H216V102L214 103L213 102V104L215 105L216 104V106H212L213 104H208L207 102L209 101V99L212 101V97L213 96H216L217 97ZM228 95V94H227ZM233 95H234V93H233ZM232 95V96H233ZM258 95V94H257ZM4 96V95H3ZM2 96V97H3ZM105 96H103L104 98H105ZM130 96V97H129ZM133 96V97H132ZM151 96V95H150ZM153 96H152V98H153ZM157 96V97H156ZM236 96V97H235ZM235 96H233V97H235V99L237 98H240L241 96H242V94H241V96H239V97H237V94L235 95ZM15 96H14V99L16 98ZM114 97V96H113ZM112 97V98H113ZM173 96H171V98H172ZM220 97V98H221ZM228 97V96H227ZM229 97H231V96H229ZM249 97V98H248ZM7 98V97H6ZM119 98H120V96H119ZM117 99V97L115 98V99H117V100H122L123 102V104H124V102H126V100H124V97H123V99L121 98V99ZM127 98V99H128ZM2 99V98H1ZM0 99V100H1ZM3 99H4V97H3ZM103 99V98H102ZM166 99V98H165ZM173 99H171V100H173ZM215 99V98H214ZM217 99V98H216ZM222 99V100H223ZM235 100V101H238V102H235L233 99V101L235 102V103H238L239 104V101L241 100ZM101 100V99H100ZM105 100V99H104ZM170 100V99H169ZM218 101H219V98L217 99ZM221 100V101H222ZM230 100H231V98H230ZM253 100H254V98H253ZM106 101H107V99H106ZM128 101H129V99H128ZM131 100H130V103H133ZM142 101V102H141ZM149 103H147V102ZM166 101H168V99L166 100ZM217 101V102H218ZM242 101V100H241ZM244 101V100H243ZM243 101L241 102V104H243ZM246 101V100H245ZM244 101V102H245ZM245 102V103H248V102H250V101H248V102ZM1 102V101H0ZM98 102H100V105L102 106V107H100V105L98 104ZM105 102V101H104ZM144 102H146V103H144ZM220 102V101H219ZM223 102H224V100H223ZM231 102V101H230ZM264 102V101H263ZM106 103H108V102H106ZM111 103V102H110ZM126 103H128V102H126ZM126 103H125V105H126ZM130 103H128V104H130ZM139 103V104H138ZM210 103V102H209ZM232 103V102H231ZM234 103V105H236V106H234L235 108L236 107H238L239 108V106L237 105V104H235ZM127 104V105H128ZM146 104H148V106L149 107H146L147 105ZM221 104V103H220ZM224 104V103H223ZM116 105V106H115ZM121 105V104H120ZM126 105V106H127ZM156 106V104H153L152 106H151V108H150V111L152 110L153 111V109H155V106ZM159 105V104H158ZM240 105V104H239ZM246 105V104H245ZM245 105L243 104V106H244V108H245ZM47 106V107H46ZM48 106H49V108H48ZM90 106H93V108L91 107L90 108ZM123 106V105H122ZM125 106V107H126ZM131 106H133V104H131L130 106H129V108L128 107H126L127 109H130V107ZM154 106V107H153ZM161 106H162V103H161ZM208 106V107H207ZM241 106V105H240ZM259 106V105H258ZM50 107H52L53 109V113H52V111H51V113L52 114H50V112H49V109H50ZM115 107H116V109H115ZM125 107H120V108H124V110H125ZM225 107H227V106H225ZM225 107H221V114H222V112L223 111H228V109H226ZM247 107V106H246ZM43 108V109H42ZM46 108H48V112H46ZM118 108V109H117ZM132 108V107H131ZM137 108V107H136ZM136 108L134 107L133 108V110L135 109V111H136ZM156 108H158V107H156ZM158 108V109H159ZM219 108H220V106H219ZM226 110H225V109ZM238 108H236V109H238ZM253 108V107H252ZM259 108V107H258ZM261 108H263V107H261ZM159 109V110H160ZM240 109H243L242 108V106H241V108ZM257 109V108H256ZM260 109V108H259ZM258 109V110H259ZM116 110H118L117 112H116V115L118 116V119H120V120H118L116 117L117 116H115V111ZM131 111V112H133L134 113V111ZM142 110H138L139 112L137 113V114H139L140 113V116L142 115L141 114V112H142ZM158 110V111H159ZM231 110V111H230ZM246 109H244V111H245ZM249 110H250V108H249ZM255 110V109H254ZM254 110H252L253 112H254ZM263 110V109H262ZM128 111V110H127ZM155 111V110H154ZM210 111H212V110H210ZM213 111H215L216 112V110L214 109ZM219 111V109L217 110V112ZM243 111V112H244ZM264 111V110H263ZM129 112V111H128ZM131 112H129V114H131V115H129L130 116V118H131V116H132V114L133 113H131ZM205 112V113H206ZM237 112H238V110H237ZM236 112V113H237ZM247 112V111H246ZM253 112H251L252 114L251 115H253V117H254V114H253ZM239 113H242V111L241 110H239ZM257 113L258 112H256L255 113V118L254 119H256V121L257 122H260V121H258L257 120V118L259 117V115L261 114V113H259V115H257ZM155 114V113H154ZM218 114H219V112H218ZM235 114V113H234ZM234 114L232 115L233 117V119H234V121L233 120H230V121H233L232 123H234V125L236 124L235 122H237V120H238V125H240L241 124V127H242V124L243 123H241L242 121L244 122V124L246 125L247 123V120H245V117L246 116H244V118L242 119V116H243V114L244 113H242L241 115L242 116H240L239 118H237L236 116V118L234 117ZM250 114V113H249ZM136 115V114H135ZM161 115V116H162ZM216 115H217V113H216ZM246 115V114H245ZM251 115H249V117L248 118H250L251 117ZM262 115H263V113H262ZM42 116H43V118H42ZM139 116V115H138ZM137 116V117H138ZM201 116H203V117H201ZM208 116H210V115H208ZM258 116V117H257ZM136 117V118H137ZM153 117H154V115H153ZM153 117H151L152 119H154ZM157 117H160L159 115H157V111H156V118L155 119H157ZM214 117V116H213ZM223 117V118H222ZM247 117H246V119H247ZM260 117H262V116H260ZM135 118V116H134V120L136 119ZM139 119L141 118V117H138ZM138 118L136 119L137 121H138ZM209 118V117H208ZM211 118V117H210ZM152 119H149V120H152ZM155 119H154V121H155ZM159 119V118H158ZM229 119H231V118H229ZM252 121L254 120L253 118H250ZM260 120H261V118H259ZM115 120H118V122L117 123H119V124H116L115 123ZM125 120V119H124ZM129 120H131L132 122H135V121H133L132 120V118L131 119H129ZM220 120V119H219ZM221 120V121H222ZM122 121V122H121ZM128 121V120H127ZM130 121V122H131ZM137 121L134 123V124H137V127L139 126L138 125V123H139V121H138V123H137ZM159 121V120H158ZM229 121V120H228ZM252 121H250V122H252ZM264 121V120H263ZM132 122L131 123H129V125H130V128H131V124H132ZM140 122H141V120H140ZM152 122H153V120H152ZM151 122V124L152 125H154V128L156 129V125L155 124H159V122L157 123V120H156V123L154 124V123H152ZM254 122V121H253ZM256 122V123H257ZM262 122V121H261ZM260 122V123H261ZM169 123V124H168ZM229 122H227V124H228ZM231 123V122H230ZM240 123V124H239ZM249 123V122H248ZM22 124H26L25 126H26V128H24V131H18V129H20L19 127H21L22 128ZM126 124V123H125ZM133 124V126H135ZM168 124V125H167ZM243 124V126H245ZM20 125H22V126H20ZM124 125V124H123ZM139 126L140 128H142V131H143V129H144V126L142 127V126ZM162 125V126H161ZM232 125V124H231ZM258 125V124H257ZM262 125V124H261ZM25 126H23V127H25ZM127 126V125H126ZM126 126H125V128H126ZM147 126V125H146ZM165 126V127H166ZM201 127L202 129H204V136L202 135V130H201V128H200V131L197 129V131L198 132H200V134L202 135L201 137H203V138H201L200 136H198V135H195L196 133H194V130L196 129V127ZM127 127H129V126H127ZM138 127V128H139ZM216 128L217 130L215 131L216 133L214 134L213 132H210L211 130H215L214 128ZM225 127V124L223 125V128ZM232 127H233V125H232ZM123 128V127H122ZM157 128V129H158ZM172 128V129H171ZM195 128V129H194ZM210 128H212L211 130H209ZM234 128H235V126H234ZM237 128V127H236ZM235 128V129H236ZM240 128V127H239ZM243 128V127H242ZM249 128V127H248ZM251 128V127H250ZM259 128H261V127H259ZM127 129H129V128H127ZM135 129V130H134ZM145 129V130H146ZM165 129V130H164ZM238 129V128H237ZM253 129V128H252ZM22 130V129H21ZM239 130V129H238ZM243 130H246V128H244ZM133 132L132 134L133 135H131V132ZM164 131H165V133H164ZM197 131H195V132H197ZM224 131V130H223ZM228 131H230L229 129H228ZM227 130H226V133H224V135L225 134H228L229 135V133H227L228 132ZM247 131V130H246ZM245 131V132H246ZM249 131V130H248ZM248 131L246 132V133H248ZM259 131V130H258ZM262 131V130H261ZM260 131V132H261ZM42 132H44V134L42 133ZM119 132H120V130H119ZM154 132L156 133V134H158L157 136V142L155 141L156 140V138H155V140H153L154 138H153V136L154 135H156V134H154ZM170 132V135L172 134ZM225 132V131H224ZM240 132H241V134H242V129L240 130ZM240 132H237V134L238 133H240ZM253 132H256V130L255 131H253ZM263 132V131H262ZM138 133H141L140 132V129H139V132ZM167 133V134H168ZM222 133V132H221ZM246 133H244L243 132V135L241 136V134H240V137H238L239 136V134H238V136H236V138H240L241 139V141H245V139H246V136H248V134L247 135H245ZM251 133H252V131H251ZM259 133V132H258ZM120 136H119V135ZM123 134V136L124 137H121V135ZM128 134V135H127ZM146 134H148V133H146ZM146 134H144V132H143V135H145L146 136V138H148L147 137V135ZM199 134V135H200ZM220 134V133H219ZM237 134H235V135H237ZM250 134V133H249ZM253 134V133H252ZM127 135V136H126ZM139 135V134H138ZM153 135V136H152ZM169 135V134H168ZM230 135L232 136V132L230 133ZM229 135V136H230ZM234 135V136H235ZM245 135V136H244ZM261 135H262V133H261ZM264 135V134H263ZM43 136H44V139H43ZM231 136H230V138H231ZM234 136H233V138H232V140L231 141H233V139H234V141H233V143H235L236 141H235V138H234ZM249 136H251V135H249ZM254 136V135H253ZM255 136H257V134H255ZM121 137V138H120ZM139 137V136H138ZM149 137V138H150ZM170 137L172 138V140L170 139ZM222 137V138H221ZM221 137L219 138V139H221V142H222V140L224 141L225 139L223 138V135L221 134ZM225 137V136H224ZM242 137H244L243 138V140H242ZM259 137H261V136H259ZM145 138V137H144ZM145 138V140H148V139H146ZM150 138V139H151ZM226 138V140H227V138L228 137H225ZM230 138H229V140H230ZM248 138V137H247ZM251 138V137H250ZM29 139L31 140V141H29ZM139 139V138H138ZM138 139H137V141H138ZM140 139H142V137H140ZM167 139H169V140H171V141H168ZM258 139H261L262 140V138H258ZM23 140H25V142H26V140L27 141H29V142H32L33 143V145H32V147L30 148L31 150L30 151H28L29 149L28 148H26V146L24 147V145H22L23 147H21V141H23ZM239 140V139H238ZM237 140V141H238ZM253 140V139H252ZM254 140H255V138H254ZM139 141V142H140ZM241 141H239V142H241ZM247 141H250V139H248ZM257 141H260V140H257ZM263 141V140H262ZM29 142H27V143H29ZM213 142H215V140L213 141ZM224 142H228V141H224ZM224 142H222V143H224ZM230 142V141H229ZM31 143V144H32ZM42 143H44L45 144V148H44V150H42L41 149V147L39 148V146H41L40 144H42ZM147 143V144H148ZM221 143V144H222ZM233 143H231L232 145H233ZM238 142H236L235 143V145H238L239 146V143L237 144ZM244 143V142H243ZM245 143H246V141H245ZM244 143V144H245ZM250 143H252V142H250ZM255 144H256V142H254ZM253 143V144H254ZM257 143H259V142H257ZM3 144V145H2ZM23 144V143H22ZM30 143L28 144V146L29 145H31ZM134 144H135V146L137 145V147H138V149H137V147L136 148H134ZM214 144H215V146H214ZM217 144V145H216ZM228 144V143H227ZM241 144V143H240ZM244 144H242V145H244ZM247 144V143H246ZM249 144V143H248ZM253 144H252V146H253ZM254 144V145H255ZM262 144H264V143H261L260 144V146H258V147H261V145ZM25 145H26V143H25ZM214 146L213 148H212V146ZM220 145V144H219ZM220 146H222V145H220ZM229 146V147H228ZM246 146H248L249 148H246ZM246 146H241V148L240 147H237V148H235V149H237L236 151L238 152V149L240 148L241 150H239V153H240V155L243 153V151H242V147H245L246 149V151H247V149H250V147H251V145L249 144V145H246ZM30 147V146H29ZM42 147H43V144H42ZM151 147H152V149H151ZM228 147V148H227ZM227 147H226V144L225 145H223V149L221 150L222 151V154H224L223 156L225 157L224 158V160H222L221 159V161H219V162H217V164H216V162L215 161H217L218 159H216L217 157L219 158V157H222V155L220 156H216V157H214V156H212V154H213V151L214 150H216V151H218L217 150V148L215 149H213V151H211V152H209L208 151V149H207V154L208 153H211V155H209V156H211V157H209L210 159L213 157V165H212V163L210 162V160L208 159V157H207V154H206V157L207 158H204V159H208L209 161H208V163H210V165L209 164H207V161L206 160H204L203 162H206L204 165H206V166H209V167H207V170H209V168H211V172L208 174V173H205V172H207V170H206V168L205 167H202V168H205L203 171H205V172H203V173H205L206 175H204V177L206 176V177H209V180L207 181L209 184H210V178L212 177V178H215V180L214 181H216V182H214L215 184H217L218 182L219 183H222V185H223V187H227V184H229V188L227 187V190H225V191H227V192H229L228 194L229 195H226V198L227 199H229L230 201L231 200H233L232 201V203L234 204V206H236V204H235V202H236V199L238 198L237 196H239V198H241L242 196L243 197H245V198H252L251 200H249V201H251V202H254L255 201V194L256 193H254L255 191H256V189H255V191L253 192V190H254V187H253V189L251 190V187H252V185L250 184V182L252 181V179H251V175L252 174H254L255 175V172L254 171H256L257 170V168H256V170H255V168H254V173L252 172V171H250V173L252 172V174L250 175V173H249V171L247 170V168H248V166H250V163L248 164L247 162H249V159H248V161H246L247 160V158L248 157H251L252 158V155L253 154H256L255 152H257L258 151V153H259V151L261 152V154L260 155H263L262 153H264V152H262L261 150L262 149H264L263 147H264V145H263V147L261 148V150H256L255 152H254V149L257 147V145H256V147L255 146H253L254 147V149L252 148V150L253 151H251L250 153L252 154V152H253V154L251 155V156H249V154H248V151L246 152V151H244V152H246L245 153V155L244 156H247V158L246 157H244V158H246V159H243V160H245L246 161V165L248 164V166H247V168H245V164H243V163H245V161L243 162L241 159H239V160H241V163L244 165V167H243V169L245 168V172H243L242 170L243 169H241V171H242V173H241V171H239V173H241V175H238L237 174V172L238 171H235L236 169H235V167L234 168H230L227 164H230L231 162V164H230V166L232 167V165L234 166V165H236V163H235V161H234V159H236V157H239V156H235V158H233L234 156V154H232V152L234 151H231L232 150V146L231 145H227ZM230 147H232L231 148V150H230ZM257 147V148H258ZM219 148H221V147H219ZM218 148V149H219ZM233 148V149H234ZM256 148V149H257ZM28 149V150H27ZM39 149H41L42 151H44V153L42 152V154H43V156H41L40 155V150ZM123 149H126L127 151H130V152H128L129 153V155H130V153H131V155H132V157H130L129 155H127V156H124L125 154H127V151H126V153L124 152V154H122V152H121V150H123ZM138 151H137V150ZM244 149V148H243ZM141 150V151H142ZM220 150V149H219ZM204 151V152H205ZM215 151V152H216ZM242 153H241V152ZM264 151V150H263ZM215 152H214V155H216L215 154ZM220 152V151H219ZM236 152V153H237ZM218 153V152H217ZM235 153V154H236ZM38 154L43 158V161H42V158L40 157L39 158V156H38ZM141 156H140V155ZM220 154H221V152H220ZM238 154V153H237ZM244 154V153H243ZM248 154V155H247ZM218 155V154H217ZM231 155L233 156V157H231ZM257 155V154H256ZM129 156V158H126V157H128ZM184 156V157H183ZM254 157V160L257 158V161H261V159L259 158V157H256L255 158V155H253ZM259 156V155H258ZM143 157V159H141ZM183 157V158H182ZM205 157V156H204ZM261 158H262V156H260ZM188 158H186V159H188ZM214 158H215V161H214ZM229 160H232L231 158H233V160L232 161H230L229 163H228V159ZM240 158V157H239ZM241 158H242V156H241ZM253 158H252V160H250V161H253ZM259 158V159H258ZM41 160V162H40V164L42 165H45V167H44V169L42 168V170H41V168H38L39 166H38V163H39V161H37V160ZM189 159V160H190ZM193 159V160H192ZM200 159H203V158H200ZM220 159V158H219ZM143 160H144V163L142 164V162H143ZM199 160V161H198ZM191 161H189V162H191ZM237 161V160H236ZM256 160H255V163H254V166L251 164V166L252 167H250V168H253V167H256L255 165H256V162H257ZM264 160H262V162H260V163H264L263 162ZM6 162V163H5ZM45 164H44V163ZM139 162H140V164H141V166L143 165L144 167H145V170H143L144 169V167H143V169H141V170H143V171H145V174H141V173H139V174H141V175H139V174H136L137 172H136V169H135V167H134V164L136 165V163H138L139 164ZM180 162H182L181 160H180ZM187 162H188V160H187ZM233 162H234V164H233ZM239 162V161H238ZM238 162H237V164H238ZM258 162V163H259ZM179 163V162H178ZM195 163V162H194ZM241 163H240V166H241ZM257 163V164H258ZM3 164H5L4 165V167H3ZM9 164H8V167H10L9 166ZM39 164V165H40ZM180 164V163H179ZM191 164L192 163H190V170L189 171H191V169L193 168V166L191 167ZM202 164V165H203ZM133 166L134 167V169H135V174H134V170L131 172H129L128 171V173L129 174H127L126 176H124L125 174H126V171H121V170H125L127 167L128 168H131L130 166ZM222 165V167H220ZM239 165V164H238ZM260 166H262L261 164H259ZM259 165H258V167H259ZM138 166V169H140L139 168V166L140 165H137ZM181 166V165H180ZM181 166V167H182ZM228 166V167H227ZM7 167V168H8ZM13 167H11V168H13ZM132 167V168H133ZM188 167H189V165H188ZM198 167V166H197ZM196 167V163H195V167L194 168H197ZM218 167L219 168H221L220 169V172H221V170L223 169V168H230L231 169V171L233 170V169H235L234 171L236 172V173H233L234 171H232V173H230V172H227L226 174H224L223 173V171H225L224 169H223V171H222V173L223 174H221V175H219V174H214L213 172V169L215 170L216 168H217V172H219V170H218ZM263 167V166H262ZM262 167H260L261 168V170H264V169H262ZM148 170H147V169ZM175 168V169H174ZM177 168V169H176ZM260 168H258L259 169V172L258 173H260V174H263V173H261V171H260ZM264 168V167H263ZM4 169H6V168H4ZM198 169V168H197ZM141 170H140V172H141ZM147 170V171H146ZM175 170H180V172H181V170H182V173H180V174H178L179 172L177 171V172H175ZM228 170V169H227ZM238 170H239V168H238ZM7 171V170H6ZM8 171H10V173H12L13 172V169L12 170H10V168L8 169ZM12 171V172H11ZM59 171H61V173L59 172ZM63 171V172H62ZM119 171H121V172H119ZM229 171V170H228ZM122 172H125L124 174L122 173ZM170 172V173H169ZM195 172V171H194ZM200 172V171H199ZM3 173H4V175H3ZM3 173L1 174V175H3V177H5V175H6V173H5V171L3 170ZM120 173V174H119ZM121 173H122V175H121ZM169 173V174H168ZM188 173V172H187ZM190 173V172H189ZM197 174V173H196ZM256 174H257V172H256ZM8 175V177L7 178H10V176H9V174H7ZM185 175V174H184ZM190 175V177H191V174H189ZM209 175V176H208ZM123 176V177H122ZM151 176H154V177H151ZM183 176V175H182ZM186 176V175H185ZM199 176H200V174H199ZM255 176H257L258 177V175H255ZM252 177L253 178V181H252V183L253 182H255L256 181V179L255 178H257V177ZM2 177V176H1ZM184 177V176H183ZM190 177H189V179H190ZM197 177H198V175H197ZM263 177L264 176H262V178H261V176H260V180H264L263 179ZM140 178V179H139ZM149 178L151 179V180H153V181H151L152 182V184H151V182H150V180H149ZM171 178H175V177H171ZM194 178V177H193ZM212 178H211V180H212ZM2 179V178H1ZM0 179V181L2 182V180ZM3 179H5L3 182H2V186L1 187H3V189H4V187H5V185H3V183L5 182V181H7V179L6 178H3ZM169 179V178H168ZM180 179V178H179ZM188 179V180H189ZM202 179H204L203 177H202ZM206 179V178H205ZM237 179H239L238 181H237ZM255 179V180H254ZM257 179H259V178H257ZM22 180V179H21ZM178 180V179H177ZM212 180V181H213ZM59 181H60V183L61 182H63V185H62V183L60 184L59 183ZM64 181H65V183L66 184H68L67 185V187L68 188H66V184L64 183ZM150 182L149 184H151V186H150V189L148 188L149 186L147 185L148 183L147 182ZM171 181V180H170ZM175 181V180H174ZM183 181V179L181 180V182ZM191 181V180H190ZM204 181V180H203ZM1 182H0V184H1ZM8 182V181H7ZM57 182H58V184H60L59 186V188H61L62 186H64V188L66 189V191L64 190V188L62 187L61 189H60V191H62V189L64 190L62 193H63V195H64V192L68 195V197L67 198H70L69 200H67L66 199V197H65V199L67 200H65V208H68V209H71L73 212H71L70 213V211L69 210H67V209H65V211H69V213L70 214H72L71 216H72V218H74L75 217V220H73L71 217H68V219L70 218L72 221H73V223H71V224H73V226L70 224V222L68 223V220L66 219V217L65 218H63L62 219V217L61 216H65L64 214L63 215H58V217L59 218H57V216L55 215V210H56V208H57V206H59L58 207V210H61L62 211V209H60L61 207H62V205L59 203V200H60V198L61 197H63V195H61V197H60V191H59V188L57 187ZM172 182V181H171ZM180 182V181H179ZM178 182V183H179ZM184 182H185V179H184ZM183 182V183H184ZM189 182V181H188ZM187 182V183H188ZM257 182V181H256ZM261 182V181H260ZM260 182H258V183H260ZM263 183H264V181H262ZM261 182V183H262ZM56 185H55V184ZM173 183H175V182H173ZM172 183V184H173ZM182 183V184H183ZM190 183V182H189ZM213 183V182H212ZM260 183V184H261ZM263 183H262V185H263ZM5 184H7L6 182H5ZM36 184V183H35ZM53 184L56 186L55 188H53ZM65 184V185H64ZM164 184H166L165 182H164ZM225 184H226V186H225ZM254 184V183H253ZM260 184L258 185V186H260ZM147 185V186H146ZM174 185V184H173ZM176 185V184H175ZM181 185V184H180ZM208 185V184H207ZM207 185L205 186V188L207 187ZM220 185V184H219ZM235 185H237V187L235 186ZM262 185H261V187H262ZM7 186H8V184L6 185V187L5 188H7ZM35 187H36V185H34ZM162 186V185H161ZM167 186H168V184H167ZM170 186V185H169ZM202 186V185H201ZM200 186V187H201ZM215 186V185H214ZM27 187H28V189H27ZM71 187V189H69ZM147 187V188H146ZM172 187V186H171ZM175 187V186H174ZM173 187V188H174ZM178 187V186H177ZM181 187V186H180ZM182 187H186V185L184 186H182ZM192 187V186H191ZM196 187V186H195ZM195 187L193 188V189H195ZM199 187V186H198ZM231 187V188H230ZM235 187V189H233ZM256 187V186H255ZM34 188V187H33ZM204 188V187H203ZM210 188V187H209ZM208 187H207V189H209ZM211 188H212V186H211ZM210 188V190H209V192H207V195L208 194H210L211 196H212V194L210 193L211 192V189ZM216 188V187H215ZM220 188V187H219ZM222 188V187H221ZM258 188V187H257ZM26 189V190H25ZM36 189V188H35ZM54 189V190H53ZM68 189H69V192H68ZM135 189V190H134ZM146 189H149V191L148 190H146ZM179 191H180V189H182V188H177ZM186 189H187V187H186ZM186 189L184 188V189H182V190H184V191H186ZM198 189H200V188H198ZM207 189H205V190H207ZM229 189V190H228ZM260 189V188H259ZM263 189H264V187H263ZM7 192L9 193V196L11 197L12 195L10 194L11 193V190H12V188L10 189H8L7 188ZM9 190H10V192H9ZM20 189H18V191H19ZM34 190V189H33ZM72 190V191H71ZM133 190L135 191V193L133 192ZM168 190V192H169V190H171V189H167ZM178 190H177V192H178ZM181 190V191H182ZM214 190V189H213ZM218 190V189H217ZM262 190V189H261ZM3 191V190H2ZM5 191V190H4ZM22 191V193H21V195L20 196H23L22 194L24 193ZM36 191V190H35ZM72 193H71V192ZM132 191V192H131ZM158 191H160V190H158ZM161 191H163V190H161ZM183 191V192H184ZM190 191H194V190H190ZM195 191H197V189H195ZM200 191H204V189H202L201 188V190H199V192ZM215 191V190H214ZM221 191H223V189L221 190ZM257 191H258V189H257ZM256 191V192H257ZM7 192H6V194H7ZM21 192V191H20ZM20 192H18L19 194H20ZM172 192V191H171ZM177 192H175L176 193V195H177ZM182 192V193H183ZM199 192H197V194L199 195ZM206 192V191H205ZM220 192V191H219ZM260 192V191H259ZM259 192H257V193H259ZM262 192L263 191H261L260 192V195L262 194ZM4 193V192H3ZM69 193V194H68ZM70 193H71V195H70ZM134 195L133 197H134V200H133V198H132V194ZM163 193H165V192H163ZM173 193V192H172ZM190 193V192H189ZM192 193V192H191ZM201 193H204V192H201ZM214 193V192H213ZM218 193V192H217ZM224 194H221L222 196L223 195H225V192H223ZM32 194H33V191H32ZM65 194V195H66ZM72 194H73V196H72ZM161 195H162V192L160 193ZM167 194V193H166ZM174 194V193H173ZM195 194V193H194ZM196 194V195H197ZM220 194V193H219ZM254 194V195H253ZM172 195V194H171ZM179 195V194H178ZM197 195V196H198ZM203 195H205L206 196V193H204ZM220 195V196H221ZM240 195H241V197H240ZM2 195H0V197H1ZM4 196H6L5 194H4ZM3 196V197H4ZM19 196V195H18ZM70 196V197H69ZM165 196V195H164ZM163 196V197H164ZM219 196V195H218ZM218 196H217V198H218ZM227 196H229V197H227ZM233 198L234 196H236V199H231V197ZM251 196H253V197H251ZM256 196H257V194H256ZM259 196V195H258ZM262 196V195H261ZM261 196H260V198H261ZM60 197V198H59ZM162 197V198H163ZM169 197V196H168ZM175 196H173V198H174ZM178 197V196H177ZM184 197H185V195H184ZM183 197V198H184ZM188 197V196H187ZM200 197V196H199ZM201 197L202 198H204V196H202L201 195ZM224 197V196H223ZM264 197V196H263ZM20 200H21V198L20 197H18ZM34 198H35V195H34ZM64 198V197H63ZM62 198V199H63ZM131 198H132V202L134 201V203H132L131 202ZM179 198H181L180 196H179ZM183 198H182V200H183ZM190 198V197H189ZM202 198H201V205H202V202H203V205L201 206V205H198L199 204V202L197 203V206H199V207H202V208H200L201 210H203L204 209V211L202 212V211H200L201 212V214L199 213V214H195V210H196V205H195V210L193 211V210H191L190 209V212L191 211H193V212H191L189 215H188V218H187V216L185 215V214H183V216L185 215L186 217H184L185 218V220H186V218H187V221H188V223H187V221H186V223H187V225L185 226V224H179V222L177 223L178 224V228L179 227H182V229L181 230H179V231H183V230H185V229H187L189 226H190V229H188L189 230V232H190V230L192 229L191 227H197V226H206V225H208V223H207V220H209L208 218H207V216H209V213L211 212V215L214 213H219L218 211L220 210H222L223 209V204L221 205L222 206V208L221 209H219L217 206H216V204L218 203L217 201V203L214 205V206H216L215 208L217 209V212L215 211L214 212V210H216V209H213L214 207H212V206H210V204L211 203H209L210 202V200H209V195L208 196H206V201H203L202 200ZM215 198V197H214ZM222 198V197H221ZM225 198V199H226ZM235 198V197H234ZM245 198H242V201L244 202V203H246L247 202V199H245ZM1 200H2V198H0ZM5 199V198H4ZM7 199H9L8 198V196H7ZM17 199V197L15 198V200ZM19 199H17V200H19ZM168 199H172V198H167V200ZM212 199V198H211ZM226 199V200H227ZM245 199V200H244ZM254 199V200H253ZM259 199V198H258ZM0 200V201H1ZM13 200H14V198H13ZM17 200H16V202H17ZM159 200V199H158ZM199 200V199H198ZM214 200V199H213ZM234 200H235V202H234ZM240 200V199H239ZM253 200V201H252ZM10 201H11V199H10ZM34 201L33 202H31L33 205H36L35 203H34ZM63 201V200H62ZM139 201H140V204H139ZM164 201V200H163ZM166 201V200H165ZM177 201V200H176ZM179 201H180V199H179ZM186 201V200H185ZM192 201V200H191ZM219 201V200H218ZM222 201H225V200H222ZM228 201V200H227ZM237 201H238V199H237ZM241 201V202H242ZM262 201V200H261ZM15 201H14V203H16ZM20 202H17L16 204H19ZM61 202V201H60ZM130 202L133 204H130ZM138 202V203H137ZM159 202V201H158ZM168 203H167V205H169V203H170V201H167ZM189 202V201H188ZM250 202V206L247 204L246 206H244L243 204V206H242V208H243V210H245L246 212H243V213H251V212H247V210L249 209V211H251V209L254 211L255 209L254 208H256L257 207V205H256V207H254V208H251L252 206H251V203ZM258 202H260L259 200H258ZM21 203L19 204L21 207L20 208H22V207H26L25 205L24 206H22L21 205ZM30 203V204H31ZM61 205H59V204ZM154 203H157L156 202V199H155V202ZM166 203V202H165ZM176 203V202H175ZM183 203V202H182ZM187 203V202H186ZM191 203H193V202H191ZM214 202H212V204H213ZM220 203V202H219ZM222 203V202H221ZM228 204H230L229 202H227ZM226 203V204H227ZM240 203V202H239ZM13 204V203H12ZM29 204V205H30ZM63 204V207H64V203H62ZM160 204V203H159ZM158 203H157V205H159ZM173 204V203H172ZM172 204H171V206H172ZM189 204V203H188ZM227 204V206H230V205H228ZM83 206V207H79L80 208V210H82L81 208H83V210L85 209V211H78L79 209H78V206ZM131 205V206H130ZM138 205V206H137ZM166 204H161L159 207H158V209L157 208H155V206L153 207V208H155V210H157L158 212H159V210H160V212H161V209H163V211L162 212H164V209L166 208V206H165ZM175 205V204H174ZM178 205H180V204H178ZM177 205V206H178ZM190 205L191 204H189V207H190ZM220 205V204H219ZM240 206H241V203L239 204ZM239 205L238 206H236V207H239ZM259 205V204H258ZM261 205V204H260ZM14 207H15V205H13ZM18 206V205H17ZM31 206V205H30ZM162 206V207H161ZM170 206V205H169ZM192 206H194V205H192ZM234 206H232L234 209H236ZM263 206V205H262ZM262 206H261V209H263L262 208ZM14 207H12V208H14ZM157 207V206H156ZM161 207V208H160ZM176 207V206H175ZM174 207V208H175ZM184 207H186V206H184ZM183 207V208H184ZM198 207V208H199ZM18 208V207H17ZM20 208H19V210H20ZM27 208V207H26ZM31 208V207H30ZM77 208V209H76ZM168 208V207H167ZM170 208V207H169ZM168 208V209H169ZM180 208V207H179ZM225 208H227L226 206H225ZM231 208V207H230ZM232 208V209H233ZM251 208V209H250ZM27 209H29V208H27ZM186 210V212H188V210H189V208L187 207V208H185ZM212 210V211H209V210ZM228 209V208H227ZM227 209L225 210V211H227ZM238 209V208H237ZM236 209V210H237ZM239 209L241 210V207H239ZM239 209H238V211H239ZM30 210V209H29ZM154 210V211H155ZM166 210L167 209H165V212H166ZM172 210H173V208H172ZM175 210V209H174ZM231 210V209H230ZM242 210V211H243ZM260 210V209H259ZM23 210H21V212H22ZM28 211V210H27ZM26 211V212H27ZM36 211V210H35ZM75 211V212H74ZM81 212V214L82 213H84V212H86L85 213V215L83 214V216L80 214V216H78L77 218H76V215H79V214H77V212ZM111 211H114L116 214H115V216H113L112 215V217H113V219L111 220V221H113V223H112V225H111V223H110V225L113 227V230H112V227H110L111 228V230L115 233H112V231H111V234L110 235H106V236H102L101 235V233L100 232H102V230L104 231V229H102L103 228V226L104 227H106V225H108L109 223H108V217H107V214L109 215V213L111 212ZM171 211V210H170ZM181 211V210H180ZM225 211H224V215H222V218H223V216H226V215H230L229 213H226V215H225ZM258 211V210H257ZM152 212H153V210H152ZM156 212V211H155ZM159 212V213H160ZM161 212V213H162ZM181 212H183V210L181 211ZM180 212V213H181ZM186 212H184V213H186ZM213 212V213H212ZM228 212V211H227ZM236 212V211H235ZM235 212L233 211V214H231V216H232V218H234V220H235V218H236V216H238L239 214L236 212V215H235ZM1 213V212H0ZM14 213V212H13ZM12 213V214H13ZM18 213V212H17ZM23 213V212H22ZM35 213V212H34ZM36 213H37V211H36ZM57 213H60V212H58L57 211ZM56 213V214H57ZM62 213H65L66 214V216H69L68 215V212H64V209H63V212ZM73 213H76L75 214V216H74V214ZM202 213L204 214L203 215V217L202 218H200L201 217V215H202ZM208 213V214H207ZM258 213V212H257ZM25 214V213H24ZM61 214V213H60ZM182 214V213H181ZM188 214V213H187ZM215 214V215H216ZM220 215H221V212L219 213ZM222 214H223V211H222ZM2 215V214H1ZM36 215V214H35ZM34 215V216H35ZM151 215H153V213L151 214ZM154 215H156V214H154ZM161 215V214H160ZM244 215H247V214H244ZM251 215V214H250ZM19 216V215H18ZM30 216V215H29ZM31 216H32V214H31ZM171 216V215H170ZM180 216V215H179ZM204 216L207 218V219H203L204 218ZM230 216V217H231ZM241 216L242 215H240L239 216V218H241ZM253 217V219H255L254 218V215H252ZM258 216V215H257ZM256 216V217H257ZM261 216V215H260ZM262 216H263V214H262ZM2 217V216H1ZM17 217V216H16ZM28 216H26V218H27ZM61 217V218H60ZM157 217V216H156ZM168 217V216H167ZM217 217H221V216H217ZM243 217V216H242ZM247 217H249V214L247 215ZM247 217H245V219L247 218ZM13 218V217H12ZM22 218V217H21ZM25 218V217H24ZM24 218H22L23 220H24ZM29 218V217H28ZM34 218V217H33ZM151 218H152V216H151ZM154 218H155V216H154ZM183 218V217H182ZM227 218H228V216H227ZM227 218H224V219H226V221H227ZM238 218V221H243L242 219H239ZM18 219V218H17ZM32 219V218H31ZM140 220V227H141V225L142 226H144V228L143 229H140L139 227H137V226H135L136 224H134V225H132V223L133 222H137V221H139ZM156 219V218H155ZM174 219V218H173ZM217 219V218H216ZM224 219H223V221H224ZM237 219V218H236ZM253 219H250L251 221L253 220ZM260 219V218H259ZM264 219V218H263ZM8 220H11V219H8ZM7 220V221H8ZM13 220V219H12ZM29 220V219H28ZM110 220V219H109ZM137 220V221H136ZM184 220V221H185ZM221 220V219H220ZM233 220V219H232ZM231 220V221H232ZM20 221V220H19ZM93 221H94V225H95V223H96V225H95V227L96 228H93ZM120 221H121V223H120ZM155 221V220H154ZM162 221V220H161ZM179 221V220H178ZM183 221V220H182ZM184 221H183V223H184ZM210 221V220H209ZM223 221H221V222H223ZM228 221H230L229 219H228ZM227 221V222H228ZM237 220H235V222H236ZM249 222L250 224V226L248 225V222L247 221H245V222H247L246 224H247V226L246 227H248V234H249V236L250 235H254V239H256L257 238V236L255 235V232H254V234H252L253 233V230L251 231V229H252V226H253V229L254 228H256V227H254V225H256L254 222H255V220H253L252 222ZM259 221V220H258ZM10 222V221H9ZM14 222V221H13ZM20 222H22V221H20ZM25 222V221H24ZM60 223V224H62L63 222H65L62 226H65V224H66V222L69 224V225H71L72 226V228H71V226H66V227H68V228H71V229H68V228H65V229H67L66 230V232L64 231L63 233L61 232V234H57V232H59L58 230H59V227L61 226H59V227H57V229H56V226L57 225H55V223ZM89 222H91V224L93 225H91L92 227H90V226H88V224H89ZM215 222V221H214ZM217 222H218V220H217ZM227 222H225V223H227ZM234 222V221H233ZM3 223V222H2ZM12 223V222H11ZM14 223H16V222H14ZM14 223L12 224V225H14ZM18 223V222H17ZM36 223V222H35ZM114 223H116V225L118 224V225H120V224H122L123 223V225H121V227L120 226H118L120 229H118L119 231H117V229H116V225H114ZM146 223V224H145ZM162 223H163V221H162ZM176 223H174L173 224V226L176 224ZM212 223H213V221H212ZM231 222H229L228 224H230ZM237 224H238V226L241 224V222L239 223V222H236ZM252 223H253V225H252ZM263 223V222H262ZM262 223L260 224L261 226H262ZM7 224V223H6ZM6 224H4L5 225V227H6ZM9 224V223H8ZM23 224V223H22ZM68 224H66V225H68ZM166 224H167V222H166ZM176 224V225H177ZM188 224H189V226H188ZM224 224V223H223ZM222 224V225H223ZM227 224V225H228ZM245 224V223H244ZM244 224H241V225H244ZM264 224V223H263ZM10 226H11V224H9ZM18 225V224H17ZM17 225H15L16 227H17ZM25 225V224H24ZM88 227H87V226ZM114 225V226H113ZM149 225L151 226V225H154L153 223H150V219H149ZM165 225V224H164ZM163 225V226H164ZM171 225V224H170ZM210 225V224H209ZM208 225V227H210ZM213 225V224H212ZM233 225V226H232ZM19 226H22V225H19ZM162 226V227H163ZM168 226V225H167ZM188 226V227H187ZM204 226V227H205ZM214 226V225H213ZM216 226H217V224H216ZM224 226V225H223ZM230 226L231 227H233L234 228V224H230ZM258 226V225H257ZM261 226H259V227H261ZM2 227V226H1ZM27 227V226H26ZM37 227V225L35 226V228ZM55 227V229H53V228ZM115 227V228H114ZM157 227V226H156ZM175 227V226H174ZM218 227H221L219 224H218ZM218 227H216V228H218ZM225 227V226H224ZM223 227V228H224ZM229 227V226H228ZM241 227V226H240ZM244 227V226H243ZM242 227V228H243ZM246 227H244V230L246 229ZM4 227H2V229H3ZM8 228V227H7ZM63 229H64V227H62ZM61 228V229H62ZM142 228V227H141ZM153 228H155V227H153ZM164 228H166V227H164ZM163 228V229H164ZM198 228V227H197ZM207 228V227H206ZM223 228H222V230H223ZM225 228H227V227H225ZM233 228H230L229 227V232L231 231V232H233L234 231V233L232 234L231 232L230 233H228V231H227V233H221V231H220V233H221V235H223V237L222 236H220L219 234V231L217 230V234H216V232L215 231H212V232H214L216 235L214 236L213 235V238H211L210 240H213V239H216V240H218V239H220L221 241L223 240V239H226L227 238V240L229 239L227 236L228 235H232V236H235V239L236 238H240V237H244V239L246 240V242H247V240L248 239H246V238H249V237H247V236H243L244 234H242V233H244L243 231V229L241 230V228H240V232L238 233V237H236L237 236V232H236V230L234 229L233 230ZM236 228V227H235ZM5 229V228H4ZM18 229V228H17ZM20 229V228H19ZM29 229H31L32 230V228H29ZM28 229V230H29ZM63 229H62V231H63ZM64 229V230H65ZM109 229V228H108ZM116 229V230H115ZM149 229V228H148ZM152 229V228H151ZM151 229H150V232H151ZM156 229V228H155ZM155 229H153V230H155ZM159 229H160V225H159ZM159 229H157V230H159ZM163 229L161 228V231H163ZM167 229V228H166ZM201 229V227L199 228V230ZM230 229H232V230H230ZM236 229H239V227L238 228H236ZM258 229V228H257ZM262 229V227L260 228V230ZM264 229V228H263ZM7 230V229H6ZM5 230V231H6ZM24 230V229H23ZM27 230V229H26ZM27 230V231H28ZM30 230V231H31ZM39 230V229H38ZM107 230V229H106ZM147 230V229H146ZM157 230H156V232H157ZM173 230V229H172ZM171 230V231H172ZM196 230H198V229H196ZM221 230V229H220ZM259 230V229H258ZM4 231V232H5ZM16 231H18V230H16ZM34 231H36V230H34ZM57 231V232H56ZM138 231V232H137ZM186 231V230H185ZM204 231V230H203ZM226 231V230H225ZM250 231V232H249ZM257 231V230H256ZM11 232V231H10ZM25 231H23V233H24ZM38 232V231H37ZM55 232H56V234H55ZM105 232V231H104ZM104 232H103V235H104ZM108 232V234H109V231H107ZM143 232H146L145 230L143 231ZM168 232V231H167ZM178 232V231H177ZM193 232V231H192ZM197 232V231H196ZM200 232V231H199ZM201 232H202V230H201ZM211 232V231H210ZM242 232V233H241ZM15 233V232H14ZM14 233H12L11 235H13ZM18 233H19V231H18ZM22 233V231H21V234H20V236H23L24 234ZM31 233V232H30ZM35 233V232H34ZM60 233V232H59ZM147 234H148V232H146ZM155 233V232H154ZM163 234L162 232H158L157 234L155 233L154 235H157L158 236V234ZM175 233H176V231H175ZM179 233V232H178ZM183 233H186V232H183ZM202 233H204V232H202ZM205 233H206V231H205ZM208 233V232H207ZM261 233V232H260ZM263 233H264V230H263ZM7 234V233H6ZM9 234V233H8ZM159 234V235H160ZM164 234H165V231H164ZM191 234V233H190ZM234 234H236V235H234ZM239 234H242V236L241 235H239ZM10 235V234H9ZM17 235V234H16ZM26 235H28V234H26ZM26 235H24L25 237H26ZM152 235H153V233H152ZM151 235V236H152ZM170 235V234H169ZM183 236H184V234H182ZM187 235V233L185 234V236ZM210 235V234H209ZM211 235H212V233H211ZM224 235H226L225 237H224ZM231 235L229 236V237H231ZM246 235V234H245ZM32 236H33V234H32ZM32 236L30 235V239H29V243L28 242H25L28 246H29V250H28V252H26V254L27 253H29L28 254V256H30V260H33L34 259V257H37L36 255L34 256V253H33V250H34V248H33V239H32ZM95 236V237H94ZM143 236H145L146 237V235H144L143 234ZM150 236V237H151ZM165 237H166V234L164 235ZM171 236V235H170ZM184 236V237H185ZM188 236V235H187ZM192 236H193V234H192ZM197 236V235H196ZM196 236H193V237H195L196 238ZM205 236H206V234H205ZM240 236V237H239ZM255 236H256V238H255ZM11 237H13V236H11ZM19 236H17V238H18ZM34 237V236H33ZM35 237V238H36ZM59 237H60V239L61 240H58L59 239ZM155 237V236H154ZM159 237V236H158ZM161 237H162V235H161ZM164 237V238H165ZM167 237H168V235H167ZM171 237H173V236H171ZM171 237H168V238H170V240H172L171 239ZM181 237V236H180ZM208 237V236H207ZM206 237V238H207ZM215 237V238H214ZM246 237V238H245ZM259 237V239H257L258 240V244H259V242H260V240L262 239L261 237H260V235L258 236ZM262 237H264V235L262 236ZM24 238V237H23ZM29 238V237H28ZM57 238V239H56ZM98 239V241L97 242H95V240L93 241V239ZM118 238H119V240H120V242H118L119 240H118ZM149 238V237H148ZM147 238V239H148ZM160 238V237H159ZM158 238V239H159ZM190 238H192V237H190ZM198 238V237H197ZM196 238V239H197ZM200 238L201 237H199L197 240L199 241L200 240ZM208 238H210V237H208ZM253 238V236H250V239L248 240V241H251V240H253L252 239ZM261 238V239H260ZM16 239V238H15ZM54 239H56L55 241H54ZM112 239V240H111ZM146 239V238H145ZM147 239H146V241H147ZM162 239V238H161ZM161 239H159L160 241H161ZM177 239V238H176ZM196 239H194V240H196ZM203 238H201V240H202ZM205 239V238H204ZM204 239H203V241H204ZM231 239H234V237L233 238H231ZM241 239V238H240ZM239 239V240H240ZM264 239V238H263ZM262 239V241L261 242H264V240ZM19 240V239H18ZM17 239L15 240V241H18ZM26 240H24V241H26ZM144 240V239H143ZM166 240H169V239H167L166 238ZM169 240V241H170ZM180 238H179V242H180ZM187 240V242H188V238L186 239ZM185 240V241H186ZM189 240H191V239H189ZM196 240V241H197ZM209 239H207V241H206V243L208 244V242L210 241ZM216 240H214V241H216ZM257 240L256 241H251L250 243H252V242H254V243H257ZM20 242L21 241H23V240H19ZM58 241H60V243L58 242ZM159 241V242H160ZM173 241H175V238L173 239ZM173 241H171V243H173ZM182 241V240H181ZM203 241L202 242H200L201 244L200 245H202L203 244ZM229 241H230V239H229ZM229 241H226L225 242V240L223 241V242H225V244L227 243V242H229ZM237 243H238V241H237V239L235 240ZM234 241V242H235ZM241 241V240H240ZM244 241V240H243ZM20 242H19V244H18V246L19 245H21L20 244ZM53 242H57V244H59V246L61 247H64V248H66V249H68L69 250V254L73 251L74 253H71V255H68V252H66V255H68V256H66L65 257V255L63 256V255H61L60 257H61V259L59 258V254L58 255H56L54 252H56V250H58V248H59V246H57V244L55 245ZM109 244H108V243ZM144 242V241H143ZM158 242V241H157ZM158 242V243H159ZM163 242V241H162ZM161 242V243H162ZM165 242V241H164ZM176 242V244L178 245L179 244V242L177 243V240L175 241ZM186 242V243H187ZM212 242V241H211ZM217 242V241H216ZM230 242H232V240L230 241ZM234 242H233V244H234ZM235 242V243H236ZM242 242V241H241ZM245 242V243H246ZM22 243H24V242H22ZM37 243H35V244H37ZM52 243L56 246H54V248L56 249L57 247V249L56 250H52ZM119 243V244H118ZM155 243V242H154ZM170 243V242H169ZM171 243H170V245H171ZM205 243V244H206ZM220 243V242H219ZM237 243H236V246H237ZM248 243V242H247ZM32 244V245H31ZM147 244V243H146ZM151 244V243H150ZM165 246H169L168 245V243H167V241H166V243H163ZM174 244V243H173ZM173 244H172V247L171 248H173L172 249V253H173V250L177 247H174L173 246ZM180 244H181V242H180ZM188 244V243H187ZM192 244V243H191ZM210 244V243H209ZM221 244H223V243H221ZM232 244V243H231ZM230 244V246L232 247V245ZM240 244V243H239ZM264 244V243H263ZM148 245V244H147ZM185 245V244H184ZM190 244H188V246H189ZM194 245L195 244H193L192 246L193 247H191V246H189V251H190V249H191V251H192V248H194ZM224 245V244H223ZM228 246L227 247H229V244H227ZM244 245V244H243ZM243 245H242V248H243ZM248 245V244H247ZM254 245V244H253ZM253 245H249L248 247H249V249L251 250L252 248H251V246H253ZM261 244H259V246H260ZM18 246H16V250H19L18 252L15 250V249H12L13 250V252H14V250L17 252V253H14V254H12V252H11V254L9 255V256H11L12 255V259H13V255H15V256H17V254L18 255H20V254H22V253H20L19 254V252L21 251L19 248H21L22 249V247H18ZM23 246V245H22ZM37 246H40V247H38V248H41V245H37ZM143 246V245H142ZM179 246V245H178ZM181 246H183V244L181 245ZM180 246V247H181ZM205 246H208V245H205ZM205 246H203V247H205ZM212 246V245H211ZM236 246H234V247H236ZM241 246V245H240ZM239 246V247H240ZM255 246V245H254ZM262 246V245H261ZM147 247V246H146ZM198 247V246H197ZM216 247V246H215ZM222 247H224V248H227V247H225V246H222ZM222 247H220L219 249L220 250H222L223 251V248ZM231 247H229V249H231ZM238 247V246H237ZM248 247L246 248V249H248ZM256 249H257V244H256ZM18 248V249H17ZM23 248H24V246H23ZM53 248V249H54ZM149 248V247H148ZM185 248V247H184ZM187 248V247H186ZM214 248V247H213ZM218 248V247H217ZM222 248V249H221ZM241 248V247H240ZM240 248H239V250H240ZM27 249V248H26ZM59 249H61V248H59ZM105 249V250H104ZM117 249V250H116ZM142 249V248H141ZM158 249H160V248H158ZM162 249L164 250V248H163V246H162ZM168 249H170V247L168 248ZM178 249H181V248H178ZM188 249V248H187ZM195 249V250H194ZM193 249V251H196V248H194ZM210 249H212V248H210ZM215 249V248H214ZM235 249V248H234ZM236 249H238V248H236ZM235 249V250H236ZM248 249V250H249ZM254 249V250H253ZM253 251H255L256 249L253 247ZM259 249V248H258ZM258 249H257V251H258ZM23 250V249H22ZM41 250V249H40ZM165 250H166V248H165ZM171 250V249H170ZM177 249H175V251H176ZM184 250H186V249H184ZM213 250V249H212ZM211 250V251H212ZM216 250H218V249H216ZM215 250V251H216ZM228 250V249H227ZM232 251H234L233 249H231ZM244 250H245V248H244ZM249 250V252H245V251H243L242 250V252H245V254H247V255H245L246 257H248V258H246V257H244L245 259H251L250 258V256H255V260L257 259V257H256V255H253L254 253H253V251L251 250L250 251ZM24 251H25V248H24ZM23 251V252H24ZM38 251V250H37ZM37 251H35V252H37ZM136 251H137V249H136ZM155 251V250H154ZM182 251V250H181ZM187 251V250H186ZM190 251V258L192 259V264H198L199 262H197V261H194V260H201L202 259V257H203V254H205L206 252H205V250H204V253L203 254H200V255H198V252L196 251V252H191ZM210 251V250H209ZM219 251V250H218ZM226 251V250H225ZM238 251V250H237ZM255 252V254H257L258 252ZM59 252V251H58ZM62 253H64L63 251H61ZM61 252H59L60 254H61ZM159 254H160V252L159 251H157ZM166 251H163L162 253H165ZM185 252V251H184ZM199 252H201L202 253V251L200 250V248H199ZM230 251H228V253H227V255L228 254H232L231 252L229 253ZM252 252V254L250 255V253ZM116 253V254H115ZM162 253H161V255H162ZM182 253V252H181ZM224 253V252H223ZM222 252H221V254H222V257L224 258L225 256H223L224 254H223ZM239 253H241V252H239ZM260 253V252H259ZM4 254V253H3ZM25 254V253H24ZM23 254V255H24ZM38 254V253H37ZM40 254V253H39ZM41 254H43V253H41ZM88 254H90L89 256H88ZM96 254V255H95ZM101 254V255H100ZM135 254V253H134ZM144 254V253H143ZM157 254V253H156ZM176 254H177V251H176ZM188 254V253H187ZM220 254V253H219ZM221 254H220V256L219 257H221ZM242 255H243V253H241ZM23 255H20V257L21 256H23ZM106 256V258L108 257V253H106L105 254ZM110 255V254H109ZM137 255H138V253H137ZM147 255V254H146ZM164 255V254H163ZM172 255V254H171ZM189 255V254H188ZM187 255V256H188ZM215 254H214V252H209V253H206L204 256H206V258H204L203 257V261H204V259L205 260H210L211 258L212 259H214V256ZM218 255V253L216 254V256ZM237 255V254H236ZM236 255L234 256V258H237L236 257ZM264 255V254H263ZM4 256V255H3ZM27 256V257H28ZM62 256H63V258H62ZM94 256H96V257H94ZM135 256V255H134ZM140 256H142V255H140ZM158 256H160V255H158ZM157 256V257H158ZM165 256H166V254H165ZM176 256V255H175ZM174 256V257H175ZM178 256V255H177ZM179 256H181V255H179ZM186 256V254H185V258L187 257ZM214 256V257H213ZM231 258H232V256L233 255H229ZM238 256V255H237ZM240 256V255H239ZM239 256H238V260L239 261H241L242 259H240V258H243L242 256L239 258ZM244 256V255H243ZM112 257V258H111ZM147 257V256H146ZM170 257V256H169ZM3 258H7V257H3ZM17 258V257H16ZM102 258H103V256H102ZM127 258V259H126ZM142 258V257H141ZM149 258V257H148ZM160 258V257H159ZM176 259H175V263H178V261H180L178 258L179 257H175ZM181 258V257H180ZM190 258H186V259H188L187 261V263H191L190 262ZM228 258V257H227ZM226 258V259H227ZM9 259V258H8ZM23 259L24 260H26V258H24L23 257ZM29 259V258H28ZM123 259V260H122ZM133 259H135V261H136V259L137 260H139L138 259V257H136V258H133ZM170 259V258H169ZM168 259V263L170 264V260ZM173 259V258H172ZM184 259V258H183ZM219 259H222V258H219ZM218 259V260H219ZM225 258H224V260H226ZM230 259V258H229ZM260 259L262 260L263 259V256L262 257H260ZM7 260V259H6ZM23 260V261H24ZM36 260H37V258H36ZM35 260V261H36ZM62 260V261H61ZM111 260V261H110ZM154 260V259H153ZM158 260V259H157ZM161 260H163V259H161ZM166 260H167V258H166ZM224 260H222V261H224ZM232 260V259H231ZM229 261V263L230 264H244V263H246L247 264V262H249V260H247V262H243V260H242V263H239L238 262V260L236 261L235 259L233 260V261ZM252 260H254V257H253V259ZM254 260V261H255ZM259 260V259H258ZM259 261V262H263V264H264V261ZM1 261H4V260H1ZM0 261V262H1ZM8 261V260H7ZM6 261V262H7ZM15 261L16 260H14V261H10L11 263L10 264H15ZM19 261V260H18ZM28 261V260H27ZM39 261V260H38ZM40 261H42V260H40ZM43 261H42V263H43ZM102 261H101V264H102ZM108 261H110V262H108ZM134 261V262H135ZM146 261H148V260H146ZM170 261V262H169ZM213 261V260H212ZM215 261V260H214ZM214 261H213V263H214ZM253 261V262H254ZM21 258H20V261L18 262V263H20L21 264ZM142 262V260H140V263ZM145 262V261H144ZM148 262H150V260L148 261ZM163 262V261H162ZM162 262H160V263H162ZM164 262H166V261H164ZM163 262V263H164ZM185 262V261H184ZM216 262H217V258H216ZM225 262V261H224ZM256 262V261H255ZM255 262H254V264H255ZM24 263H26L25 261H24ZM23 263V264H24ZM46 263V264H47ZM104 263V264H105ZM125 263V262H124ZM128 263H126V264H128ZM139 263V264H140ZM154 263V262H153ZM152 263V264H153ZM162 263V264H163ZM173 264H174V261L172 262ZM171 263V264H172ZM186 263V262H185ZM208 262H200L199 264H207ZM212 262L211 261H209V264H211ZM220 262H218V264H219ZM7 264V263H6ZM16 264H17V262H16ZM29 264H32V263H29ZM34 264V263H33ZM134 264H136V262L134 263ZM142 264H143V262H142ZM145 264H147V263H145ZM150 264H151V262H150ZM157 264H158V261H157ZM165 264V263H164ZM180 264V263H179ZM222 264V263H221ZM249 264V263H248ZM258 264V263H257ZM260 264V263H259Z\"/></svg>",
	"mask_w": 264,
	"mask_h": 264
},
{
	"label": "rangeland",
	"instance_id": "rangeland-1",
	"mask_svg": "<svg viewBox=\"0 0 264 264\" xmlns=\"http://www.w3.org/2000/svg\"><path fill=\"white\" fill-rule=\"evenodd\" d=\"M15 1H17V0H13L14 3H15ZM20 1H21V0H20ZM20 1H19V0L17 1V2H19L20 6L17 5L18 3L15 4L16 7L19 6L18 8H20V10L17 9V8H16V10H15L16 12H17V10H18V12L20 13V14H19V13L17 12V16L20 17V19H22V20H23V19L26 20V17H24L23 14H25V16H27V17L29 16L28 19H27L26 21H27V23L29 22L28 24L31 25V24H35V23L37 22L38 16H40V17H39L40 19H41V17L43 18V15L40 13V10L37 11L38 9H40V7H41V5H42V4H41L42 2H41L40 0H37V1H40V2H39V5L41 4V5L39 6V8H37V7H38V5H37L38 2L35 1V0H30V1H34V2H36V4H35L34 2H31V3H30V1L27 0V3L25 4L26 6L23 5V2H22V1H21V2H20ZM23 1L26 2V0H23ZM42 1H43V0H42ZM67 1H68V2H67ZM76 1H77V0H75V1H73V0H56V1H55V0H54V4L52 3L54 6L56 5V7H54V6H53V7L57 9V13L55 12V13H56V14H55L54 11H55L56 9H53V12H52V13H53V14H52L53 17H51V21H52L55 17H57V16H58V21H60V22H57V21L55 22V21L53 20L54 22L52 21V23H51V24H52V30H54V31L56 30L55 32H53V33H55V35H53V41L55 42V40H57L56 44L53 43V45H57V44L59 43V40H60V37H59V36L61 35L62 31H64V30L67 31V30L69 29V27H70L69 24H70V23H68V22L71 21L70 19H73V18L75 19L74 16H75V14H77V13H76V10L78 9L77 6H76V5H77ZM116 1H117V4H116ZM120 1H121V0H114V1H112V0H106V1H105V0H95V1L88 2V3H90V5H87V4H86V6H88V7L90 6V8L88 9V7H87V8H86L87 10H85V12H87V13L90 12V13L88 14L89 16H88V15H85V14H87V13H85V12H84V16H83L84 18H83V17L78 18L77 15H76V17H77L76 20H80V21H81V22H79V21L77 22V21H76V22H77L76 25H78V23H81L82 26H81V24H80V25L78 26L79 29H78V27H77V29H75V30H76V33H75V36H74L75 38H74V39H72V38H73L72 36H73V33L75 32V30H74V32L70 35V36H71V37H69V38H70V39H69L70 44H69V43L67 44V47H69V48H66V49H65V52H66L65 55L67 56V60H66V61H67L70 65H72L74 68L76 67V69L78 68V69H79V70H78L79 72H80V70H81V72L83 71V74H84V75H87V76H90V75H91V76H94V77H95V78H92V79H91V77L88 78V81L85 83L84 90L86 91V93H88V94H93V93H97V92H98V94H101L102 91H103V94H104L105 91L107 92L106 96H105V94H104V95L101 94L100 96H102V97H99V98L101 99V100L99 99V101H103V102H101V104L103 105V107H104V104H105V105H106V104H109V105H110V104H112V105H113V104H116L117 107H119V106H120V107H125L128 103H130V100L132 101L131 98H128V97H127V96L129 95V93H130V95H131L133 92H134V93L137 92V95H138V93L140 92V89H139V87H140L139 82H141L142 79L139 80V78L143 77L144 73L139 72L140 70L135 72L134 70H132V69L130 68V66L128 65V63H126V61L128 60V58H130V56H128L129 54H130V55H131V54L134 55V54L136 53L137 50H138V52H141V51L144 52V51H145V48H146V51H147V50L149 49L148 47L150 46V50H148V52H147V56H149L147 60H150V59H152L150 56L153 57L154 53L157 55V52H155V51L158 50V46L160 47V46L163 44V43H161V45H159V44H160V41H161V40H162L161 42L164 41V45L161 46V47H162L161 49H163L166 53H163V57H162V59L164 60V59L168 56V57H167V60H168L169 63L166 61V59L164 60L165 62H167L166 65H164L165 62L163 63V65L161 64L160 66H157V64H154L153 62H151V64H150V62H148V63L151 65V68H152V69H150V71L152 70L151 73L149 74L150 76H147V77L150 78V79L147 78V79H148V82H149L151 79H152V81H153V78L155 77V75L153 76V72H154L155 70H157V69H153V68H154L153 65H154V66L156 65L155 68L160 67V68H158V70H157V71H159L158 74H157L156 72H154L155 74H157V77L154 78L155 82H157V80L160 79L161 76L163 75V74H160V75H159L160 72L162 73V72L164 71V69H163V70L161 69V66H163V67L165 66L164 68H168V67L172 64V62H171L172 59H171V58H173L172 56L174 55V51H177V50H178L179 54H182L181 51H180V50H182V47H180V46L178 45V43H175V44H177V45H173L174 42H172V40L170 39V37H169L170 35H166L165 33H164L165 35H163V32H164V31L168 30V32L166 31L167 34L171 31V30L169 31V29H171V28L167 29V28H165V26H166V27H167V26H168V27L171 26V27L173 28L172 31H177V30H178V27H176V26H178V24L175 25V23H178V21H177L178 19L175 18V16H174V19H172V17H170V16L167 15V13H166L167 16L164 15V17L161 18V21L163 20V22H164L165 24L167 23V25H165V24H163V23H162V24H163V25H162V24L160 23L161 26H162V28H163V29L165 28L164 30H163V29H158L159 33H160L161 31H163L162 34H161V33L158 34V31L156 32V30H155L156 28H155V29H152V28H154V26H153V23H154V22H153V23H151V21H150V22L147 21L148 23L145 22L146 27H145V25H143L144 27H142V30L145 29V28H146V29L148 28L149 30L152 29V30H150V31L147 30L146 33H145V30H144V31H141V33H143V34L145 33L146 35L144 34V36H145V37L148 36V38H147L148 40L151 39V40H149V42H148V40H147L148 43H151L152 40H154V39L156 40V39H157V40H156L157 42L154 40V42H156L155 47H157V48H156L157 50L154 49V42L152 41L153 44H148V43L145 41V40H146L145 37L141 38V39H143V41L140 40L141 42H143L141 45H143V48H144V49H141V51H140V49H137V50H136V48H141L140 45L138 44V43H139V41H138L139 39H138V38H137V40H135V43H133V44L136 46V47L134 48V45H133L132 50L135 49V50H133L134 52L131 51V50H129V48H128V45L130 44V42L127 43V44H128V45H127V49H128L129 51L126 50V48H123L124 46L121 48V50L118 49V50H120L121 52H119V51L116 50V52H119V53H121V54H123L124 51H126V52L123 54L124 56L120 54V56H122L123 58L121 57L122 60H121V59H119V60H120V61H123V60L125 59V60L123 61L124 64H125V67L128 65L129 67L127 66V68H128V69L130 68V70H127V71H124V70H126V68H124V70H123L124 72H122L123 74L126 72L125 74H127L126 76H128V78H127L125 75L123 76V74L121 75V71H122V70L117 71V72H116L117 74H116L115 71H114L115 74H113V76L116 75L115 78L117 77V78L119 79V80L114 79L115 82L117 83L116 85H121V83H122V84H123V87L125 88L128 84H126V85L124 86V83H125V82L127 83V81H125V80L128 79V81L130 82L129 85H130V86H134V87H131V88L129 89L130 86L128 85V87L125 88L127 91H124L125 89H123V88L120 87V88H121V90H120V88H119L118 86H116L117 89L119 88V90L116 91V90H114L115 87L113 86L114 88H112V87H111V88H112L113 91H114V92H113V94H114L113 96H114V97L112 96L113 98L111 97V100H108V98H106V97H108L107 95H108L110 89H109V86H107V84L110 83V81H109L110 77H109V78H107V77H108L109 75H111V73H110V71H109V70H111V69H109V68L111 67L112 70H113L114 68H113V66H111V65H110V66H107V64H106V65H105L106 70H107V68H108L109 70H108V71H105L104 73L106 74V72H108V73H107L108 76H107V74H106V75L103 74L104 76H106V77H104V76L101 74V76H103V77H102V78H103V79H102L103 82H102V81L100 82V81H98V79H96V76H95L93 73L97 72L96 69H95V67L97 68L98 63H100V61H101V60H100L101 58H99V57H101V56H98V55H99V52H101V50L99 51L98 49H99L102 45H109V46H112V45H113V46H116V47H119L120 44L123 45L122 43L119 44V42H122V41H124V39L126 40V38L129 37L130 33L127 34V31L129 32V30L126 31V35H125L124 37H123L122 35H124L125 28L128 27L127 25L130 26L131 24L134 23V22H131V21H133V19H134V15L137 14V17H138V14H143V11H144V12H145V11H148L147 9H151L152 6H157V5H158V6L156 7V9L159 8V6L162 7V8L164 9V7H165L164 5H165V4L169 5V4L171 3V4L169 5V7H170V8H173L174 3H175V0H174V1H173V0H168L169 3H167V0H163L161 3L164 2V5H163V4H162V5H159V4H161V3H158V2H156V1H154V0H148V2H147V0H133L134 2H133V1H130V0H128L129 2H128V1L125 2L126 0H125V1L123 0L124 3H123L122 1H121V2H120ZM138 1L140 2L139 4L137 3ZM142 1H143V2L145 1V3L147 2V4L143 3ZM152 1H153V2H152ZM170 1H172V2H170ZM205 1H207V2H205L206 4H209V7L212 6V7H211L212 10H213V6H215V5L217 6V4H218L219 6L222 5V4H224V5L221 6V7H222V8H223V7L226 8V6L228 5L227 3H229V2H230L229 4L233 3V0H229V1L226 0L225 2L223 1L224 3H223V2H219L220 0H209V1H208V0H205ZM216 1H218L219 3H218V2L216 3ZM221 1H222V0H221ZM231 1H232V2H231ZM28 2L31 4L32 8H34V9L30 12L31 14L34 13L33 16H32V15H29V12H28V11H29V8H28V10L26 9L27 6H28ZM52 2H53V1H52ZM63 2L68 6V8H66L68 11L66 10L65 13H64V16H61L60 14H63V11H62V10H63V7H60V4H61L62 6H64V3H63ZM101 2H102V3H101ZM107 2L110 3V4H109L110 6H111V3L114 4L113 6H111L112 8L115 7V4H116V6L122 4V5H121L122 7H123V6H124V7L126 6V7H125V9H123L124 7H123V8L121 7V8H122V9H121L120 6H119L120 10L117 9L118 6L115 7L117 10H116L115 8H113L114 10L111 8L112 10H111V12L109 13L108 11L110 10V6H109V7L107 6V5H108ZM114 2H115V3H114ZM119 2H120L121 4H120ZM154 2H155V3H154ZM212 2H213L215 5H214ZM226 2H227V3H226ZM33 3H34V5H35V7H36L37 9H36L35 7H33ZM67 3H68V4H67ZM73 3H74V4L76 3L75 6H74L75 8H73ZM105 3H106V4H105ZM118 3H119V4H118ZM128 3H130V4H128ZM149 3H150V5H149ZM156 3H158V4H156ZM221 3H222V4H221ZM11 4H12V3H11ZM69 4H71V5H69ZM81 4L83 5L82 2L79 3V5H81ZM97 4H98V5H97ZM123 4H124V5H123ZM126 4L128 5V10H126V9H127V5H126ZM143 4H144V5H143ZM212 4H213V5H212ZM21 5H22V6H21ZM92 5H94V6H92ZM131 5H134L135 7L133 8V6L131 7ZM139 5H143V6H139ZM145 5H147V6L149 5L150 8L147 7V6H145ZM167 5H166V7H167V9L169 10L170 8H169ZM225 5H226V6H225ZM29 6H30V5H29ZM96 6H97V7H96ZM106 6H107L109 9H108ZM206 6H207V5H206ZM219 6H218V9H219V10H220V9H221V10L225 9V8L222 9V8H220ZM228 6H230V5H228ZM228 6H227V7H228ZM22 7H26V8L23 9ZM70 7H72V8H70ZM93 7H94V8H93ZM103 7H104L105 9L107 8V11H106V10H103ZM136 7H137L138 9H137ZM141 7H144V8H143V11H141V10H142ZM146 7H147V8H146ZM207 7H208V6H207ZM207 7H206V9H207L206 11H208V8H209V7H208V8H207ZM239 7H240V6H238V8H239ZM92 8H93V9H92ZM96 8H99L98 11L96 10ZM131 8H132V9H131ZM145 8H146V9H145ZM189 8H190V9H188V11H190L193 7L190 6ZM228 8H229V7H228ZM25 9H26V10H25ZM59 9H60V11H58ZM70 9H71V10H70ZM73 9H76V10H74L75 12L73 11ZM101 9H102V10H101ZM129 9H130V10H129ZM144 9H145V10H144ZM152 9H153V10H150V12L148 11L149 13H148V12H146L147 14L145 13L146 16H148V15H149V16H150V15L152 16V15H153L152 13H153V11H154V8H152ZM160 9H161V8H160ZM167 9L165 8V10H167ZM211 9H209V12H208V14H207L208 16L211 15V13H213V12H214V14H215L217 11H219V10L217 9V7L214 8V10L217 9L216 12H215V11L212 12ZM247 9H248V7H246L245 10H244V8H243L244 11H246ZM24 10L28 13V15H27V13H25ZM30 10H31V7H30ZM88 10H90V11L88 12ZM91 10H92V12H91ZM115 10H116L117 13H118V11H119V15H120V16H122L121 13L123 14V16H122V17H123L122 20H121V17H119L118 14L115 12ZM134 10H135V11H134ZM136 10H137V11H136ZM170 10H171V9H170ZM241 10H242V7H241ZM248 10H249V12H250V9H248ZM248 10H247L246 12H248ZM33 11H34V12H33ZM36 11H37V13H36ZM93 11H95V13H94ZM122 11H124V12H122ZM126 11H127V12H126ZM132 11H134V13H133ZM140 11H141V12H140ZM206 11L204 10V13H205ZM210 11H211V13H210ZM239 11H240V10H238V14H239ZM16 12H15V14H16ZM58 12H60L59 15H57ZM61 12H62V13H61ZM77 12H78V11H77ZM101 12H102V13H101ZM105 12L111 14V15H110V19H112V18L115 16L114 13H116V16H117V17L115 16L113 20H110V19H109V15H107ZM112 12H114V13H113V14H114L113 16H112ZM125 12H126V13H125ZM128 12H130V13H128ZM135 12H137V13H135ZM138 12H139V13H138ZM165 12H167V11H165ZM255 12H256V10H255ZM71 13H72V14H71ZM73 13H74V14H73ZM100 13H101V14H100ZM124 13H125V15H124ZM127 13H128V14H127ZM131 13H133V14H131ZM150 13H151V14H150ZM204 13H203V14H204ZM206 13H207V12H206ZM206 13H205V16L202 14V15H203V16H202L203 19H204V18L206 19ZM242 13H245V12H243V11L241 12V11H240V14H242ZM263 13H264V12H263ZM13 14H14V13H13ZM66 14H69L70 17H68L69 15H66ZM94 14H95V15H94ZM105 14H106V15H105ZM129 14L132 15L131 17H129L131 21L128 20L129 18H128V16H126V15H129ZM240 14H239V16L241 17ZM254 14H255V13H254ZM35 15H36V16L38 15V16L36 17ZM91 15H92V16H91ZM93 15H94V16H93ZM102 15H103L104 17H105V16L108 17L107 19H108L109 21H111V23H110L109 21L107 22V19H106V18L103 19L104 17H103ZM212 15H213V14H212ZM244 15H245V14H244ZM31 16H32V17H31ZM86 16H87V17H86ZM95 16H96V17H95ZM125 16L127 17L126 19H125ZM149 16H148V17H149ZM208 16H207V17H208ZM233 16H234V15H232L231 17H233ZM239 16L235 15L234 17L237 18V17H239ZM242 16H243V15H242ZM22 17H23V18H22ZM59 17H60V18H59ZM64 17H65V19L67 18V19H66L67 22H66V20H65V21L63 20ZM89 17H90V18H89ZM137 17H135V18H137ZM234 17H233V19H235ZM240 17H239L238 19H239L240 22H241V21H242V20H241L242 17H241V18H240ZM35 18H36V20H35ZM52 18H53V19H52ZM62 18H63V19H62ZM82 18H83V20H82ZM96 18H97V19H96ZM100 18H101V19H100ZM115 18H116V19L118 18L117 20H119V21L122 22V23H120V24H123V25H124V23H125V25L127 24V25H126L127 27L124 28L125 25L122 27V26L119 24V22H116L117 20H116ZM262 18H263V20H262L263 22H262V23H264V14H263ZM29 19H30V20H29ZM56 19H57V18H55V20H56ZM102 19H103V21H102ZM124 19L126 20V22H129L130 24L126 23ZM176 19H177V20H176ZM203 19H202V20H203ZM229 19L231 20L232 18H229ZM229 19H228V20H229ZM233 19H232V20H233ZM238 19H237V20L235 19V21H237V22L239 23ZM28 20H29V21H28ZM100 20L102 21V23H110V24H107V26H106V25H103V24L101 25ZM105 20H106V21H105ZM114 20H115V22H114ZM127 20H128V21H127ZM150 20H152V18H150ZM173 20H174V21H173ZM230 20L227 21V23L225 22V24H220V26H224V25H225L224 28L226 27V28H225L226 30L230 29V30L233 31V29L237 28L238 23L234 21V23H236L237 25L234 24V23H232L233 25H232V24L230 25V24H228V23L230 22ZM232 20H231V21H232ZM30 21H32V22L30 23ZM34 21H35V22H34ZM41 21H42V20H41ZM62 21H63V22H62ZM87 21H88V22H87ZM91 21H92V22H91ZM112 21L114 22V24H113ZM123 21H124V22H123ZM38 22H40L39 19H38ZM38 22H37V23H38ZM64 22H65V23H64ZM96 22H98V23H96ZM232 22H233V21H232ZM66 23H67V25H65L64 28H63L62 25H63V24H66ZM88 23H89V24H88ZM99 23H100V24H99ZM149 23H151V24H149ZM168 23H169V25H168ZM172 23H174V24H172ZM203 23H204V21H203ZM203 23H200L199 25L202 24V26H203ZM230 23H231V22H230ZM241 23H242V22H241ZM59 24H60V25H59ZM83 24H84V25H83ZM87 24H88V25H87ZM111 24H113L114 28H113V26H112ZM116 24H117V25L119 24V26L117 27ZM147 24H148V25H147ZM239 24H240V23H239ZM108 25H110V27L112 26V29L109 27V28L111 29V32H110V29H109V30L107 31V34H109L108 32H110V33L112 34L113 37H114V35H115V37H116L117 34H118V32H116L117 29H119L120 31L122 30L121 33H123V34H120V32H119L120 35L118 34V36L116 37V39L113 38L110 34H109L108 36H106V33H103V32H106V31L103 30V29H104V27H106L105 29H108ZM115 25H116V26H115ZM172 25H173V26H172ZM174 25H175V26H174ZM204 25H206V23H204ZM227 25H228L230 28H229ZM240 25H241V24H240ZM55 26H56V27H55ZM60 26H62L61 28H63L64 30L61 29ZM99 26H101L102 30H101V28H100ZM102 26H104V27H102ZM151 26H153V27H151ZM155 26H156V25H155ZM235 26H236V27H235ZM238 26H239V25H238ZM57 27H58L60 30H59ZM67 27H68V29H67ZM85 27H86L87 29H86ZM96 27H98L97 30L100 28V30H98V33H99V31H100L101 34L103 33V34H105V35H101L102 37L99 36L100 33H99V34L96 33V32H97ZM116 27H117V28H116ZM174 27H175V28H174ZM217 27H218V26H217ZM234 27H235V28H234ZM263 27H264V24H263ZM75 28H76V27H75ZM120 28H121V29H120ZM129 28H132V25H131ZM222 28H223V27H222ZM84 29H86V30H84ZM93 29H94V30H93ZM113 29H116V30H113ZM127 29H128V28H127ZM175 29H176V30H175ZM213 29L216 30L215 28H213ZM261 29H262V28H261ZM261 29H259L260 31H258V33H256V31H255L254 33H253V31H250L249 33H250V35L253 34L252 37H256V38L264 37V28H263V30H261ZM61 30H62V31H61ZM70 30H71V28H70L67 32H69ZM77 30H78V31H77ZM80 30H81V31H80ZM87 30H88V31H87ZM89 30H90V35H92V36H94L93 34L96 33L95 36H96V35H97V36H96V37L94 36V38H95L96 40L94 39L95 41H93V38H91V39L87 42L88 44H87V43H82V41L79 43L77 38L82 39V38H83L82 36H83V35H86V34H87L86 31L89 32ZM160 30H161V31H160ZM214 30H213V31H214ZM217 30H219V27H218ZM82 31H83V32H82ZM101 31H103V32H101ZM113 31H114V33L116 32V34H114ZM148 31H149V33H147ZM232 31H231V32H232ZM57 32H58V33H57ZM77 32H78V34H77ZM84 32H85V34H83ZM152 32L154 33V35L158 34V35H157L158 37H157V36L154 37L153 34H152ZM251 32H252V33H251ZM91 33H93V34H91ZM255 33H256L257 35H256ZM57 34H58V35H57ZM81 34H83V35L81 36ZM88 34H89V33H88ZM113 34H114V35H113ZM143 34H141V35H139V36H143ZM147 34H148V35H147ZM169 34H170V33H169ZM176 34H177V33H176ZM258 34H259V35H258ZM78 35H80V36H78ZM90 35H88V36H90ZM127 35H128V37H127ZM150 35H151V37H150ZM159 35H161V36L163 35V36L161 37V36H159ZM77 36H78V37H77ZM88 36H87V37H88ZM98 36H99L100 38H102V39H103V37L106 36V38H108L107 42H106V40H105L106 38H104V40L102 41V39H100V38L98 39ZM120 36L123 37V38H122L123 40L121 39V41H119L120 39H119V40L117 39V38L120 37ZM165 36H166V40L169 38L168 41H165ZM167 36H168V38H167ZM202 36H203V35L199 36L200 39H201V41H200V39H199V37H198V41L201 42V44L204 43V40L207 41V39H205V38H207V36H204V38H203ZM76 37H77V38H76ZM81 37H82V38H81ZM109 37H112V38H109ZM159 37H161V38H160L161 40L159 39ZM55 38H56V39H55ZM57 38H59V40H58ZM120 38H121V37H120ZM129 38H130V37H129ZM152 38H153V39H152ZM162 38H163V39H162ZM71 39H72V40H71ZM75 39H77V40H75ZM109 39H110V40H109ZM111 39H112V40H111ZM202 39H203V40H202ZM98 40H99V41H98ZM113 40H114V41H113ZM158 40H160V41L158 42ZM169 40L172 42V44H170L171 42H169ZM191 40H192V38H191ZM191 40H189V42H190ZM262 40H264V39L262 38ZM75 41H77V42H75ZM109 41H110V42H109ZM111 41H112V42H111ZM118 41H119V42H118ZM136 41H138V42L136 43ZM192 41H193V40H192ZM198 41H197V42H198ZM202 41H203V42H202ZM141 42H140V43H141ZM144 42L146 43V45L148 44L149 46H148V45H147L148 47H146V45L144 46ZM166 42H167V43H166ZM199 42H198V43H199ZM91 43H93V44H91ZM104 43H105V44H104ZM157 43H158V45H157ZM184 43H185V45H187L188 42H184ZM190 43H192V42H190ZM190 43H188V44H190ZM193 43H194V41H193ZM198 43H196V44H198ZM239 43H240V42H239ZM239 43H238V46L236 45V43H235V44H234V43H231V44H233V45H232L233 47L235 46V48H233V47L231 48V45L228 44V45H230V46H228L227 49H228V50L230 49L231 52L233 51L232 53H231V52H227L228 50L225 48V49H226V54H227L226 56H228V58L226 57V59H227V60H226L227 63H226V61L224 62L225 68H224V66L222 65L220 68L217 67V69H220V70L216 71V66H215V65H211V64L215 63V59H214V61L212 60L213 58L211 59L212 63L210 62V63L208 64L209 61L207 62V65H208L210 68L213 66V67L215 68L214 71L218 72V74L222 76V77H221V76L219 77L218 74L215 73V74H216V77H219V78H221V79H217V80H216V77L214 78V76H215V74H214V76H213L214 80H213V79H212L213 81H212L211 79L209 80L208 78H212V77L209 76V75H210V74H213L212 72H209V71H212V69H214V68H213V67H212L211 69L208 68V66H206V64L202 63L201 61H200L201 63H200L199 65L194 66V67H197V68L201 67V70L204 69V68H206V69H207V68L210 69L209 71L207 70V73H206V72H202L203 70L200 71V70H199L200 68H199L198 70H199L200 72L197 71V74H198V73H199L200 75L203 74V75H204V79H205V81H207L208 83H213V82H216V81L218 82V80H219V83L216 82V84H217V85H221V86H217L215 83H213V85H216L217 87H219V89H220L221 87H222V89H225V90H222V89H221V91H223V92L225 93V94H224V93H223V94H224L225 97L229 100V101H228L226 98L223 99L221 96H220V97H221V98H220L218 95H217V97H216V96H213V97H212V101L210 100L211 98L209 99V101L207 102L208 104H213V102L215 101L216 104H217V103L219 104L220 108H219V106H218V104H217L218 108H214V109L216 110V112H215V111H213L214 109H213L212 107H210L211 105H208L209 108L203 112L204 117L206 116L205 114H207V112H208V115H210V116L207 115V117H206L207 121L210 119V120L208 121V123H210V121H211V123L214 122L215 120L217 121V118L220 119V120L218 119L217 123H218V122H219V123H220V122L223 123L224 121H223L220 117H221L223 114H225V113H227L226 116L223 115L224 118H223V117H222V118L226 120L227 116L229 115V114H228V112H229L228 106H229V108H230V105H227V104L230 103V104H233V105H234L235 102H238V101H235V100L237 99V98L235 99V97H236L235 95H236V94H237V97L241 96V94H242V96H241L240 98H238L237 100H240V99H241L242 101H243V100H244V101H245V100L247 101V98H245V99L243 98V99H242V97H243V93H244V91H245V90H244L243 93H242V90H243V87H242V86H244V89H246V88H245L246 86H250L251 90L253 89V86H254V87H255L254 89H257V90L259 91V92H258L257 90H254V89H253L254 91H252L253 94H251V95H255V96H249V97H250V100L248 99V101H250V102L247 101L248 103H245L246 101H245V102L243 101V104H244V105L246 104V105H245V108H244L243 104H241L242 101L240 100V101H239V104L242 106L243 109H240L241 106H240L238 103H235V104H237V105L239 106V108L236 107V108H238V109H236V108L234 107V106H236V105H234V106L232 105V108H234V109H233V111H231L232 109L230 108V109H231L230 111H231L232 115L235 113L238 117H237L235 114H234V117L236 116L237 118H239L240 116H242L241 114L244 113L243 116H242V119H243L244 116H246V117L248 116V117H249V115L252 114L251 112H253L252 110L255 109L254 112H253L254 117H253V115H251L250 118H253V119H254V118H255V113H256V112H258L257 115H259V113H261V114L259 115V117L257 116V117H258L257 120L260 121V122L262 121L261 123H260V122H257L256 119H254V120H253L254 122H253L250 118L247 117V119H246V117H245V120H247V122H246L247 124L245 125L244 122L242 121L241 123H243V124L245 125V126H243V124H242V127H243V128H242L240 123H239L240 125H238V120H237V122H235V123H236L235 125H234V123H232V122L234 121V119L232 118L233 116L231 115L230 112H229V113H230L231 117H229V118H231V119L227 118V122H229V123L227 124V122H226V123L224 122V123L221 125V126H222V129H223L225 132H224L223 130L221 131L220 128L218 129V126H215V125L212 123V125L215 126L218 130H220V132H219L216 128H214V127H213V128H214L215 130H211L212 128H210V129H209V130H211L210 132H213V131H214L213 133L215 134V133H216L215 131L217 130V131L220 133V134L218 133L217 136L220 135V136H219V138H220V137H221V134H222V135H223V138L225 139L224 141H228V142H224V141L222 140V142H224V143H222V142H221V139H219V138H215V139H214L215 142H213V141H214V140H213L211 143H209V145H210V144H212V143H216V140H217V142L220 141L219 143H217L218 145L216 144V145H217L216 147H214L215 144H214V146L211 145L212 148H213V147H214L215 149L217 148L218 151H216V150L213 151L214 148H213L212 150H210V148H211L210 146H209V148H207L208 151L210 150L209 152L213 151L212 156H214V157L219 156V155H220V156L222 155V157H219L220 159H219L218 157L216 158V159H218L217 161H215V158H214V161L216 162V164H217V162L221 161V159L224 160V158H225V157L223 156L224 154H222V151H221V150L223 149V145H225V144H226V147H227V145H231L233 148H234V147H235V148H237V147H240V148H241V146H246V145H249V144H250L251 147H250V149H247V151L249 150V151H248V154H249V156H251V155L253 154V152H252V154H251L250 152L253 151V150H252V148L254 149L253 146L256 147V145H257V147H258V146H260L261 143H264V135H263V134H264V121H263V120H264V111H263V110H264V102H263V101H264V92H262V91H264V90H263V89H264V78H263V77H264V74H263V73H264V72H263V71H264V68H262V67H264V65H259V66L257 65L258 67H255V68H258V69L261 68V69H260V73H261V70H262V72H263L262 74H259V73H258L259 76L262 75V76H260L261 78L257 75V77H259V78H255V79H257V80H254V79H253L255 82H257V81L259 80V81L257 82V83H258V84H257V83H255V82L252 81V77H249L248 72H249V69H250V71H252V70H256L257 72H259L258 69H255V68H252V67H251V68H252V70H251V68H249L248 66H247L248 68L245 66L247 70H240V69H239V68H240L239 65H241L240 62H241V63H243V62L245 63V62H246V60H245L246 57H248L250 53H253V52H252V51H253L252 49L255 48V47L257 48V45H256V44H255V45H254V44H253V45H250V46H252V49H246V48H251V47H250L249 45H248V47H247V45H245L244 43H243V44H244L245 46H243L242 43H241V45H240ZM262 43H263V41H261V43H260L262 46H261V45H259V46L261 47V50L264 51V45H263L264 43H263V44H262ZM73 44H74V45H73ZM117 44H118V45H117ZM166 44H167V47H166ZM169 44L171 45V48H170V45H169ZM70 45H71V46H70ZM75 45H76L77 47H76ZM80 45H82V46H80ZM85 45H88L89 47H88V46H85ZM93 45H94V46H93ZM100 45H101V46H100ZM130 45L132 46V43H131ZM151 45H152V48H153V49L151 48ZM168 45H169V46H168ZM199 45H200V44H199ZM73 46H75V47H73ZM113 46H112V47H113ZM138 46H139V47H138ZM174 46L176 47V50H174V49H175ZM240 46H241V47H240ZM83 47H84V48H83ZM97 47H98V48H97ZM112 47H110V49H112ZM125 47H126V45H125ZM129 47H130V46H129ZM164 47H166V48H164ZM178 47H180V48L178 49ZM229 47H230V48H229ZM260 47H259V49H260ZM78 48H79V49H78ZM90 48H91V49H90ZM147 48H148V49H147ZM168 48H169V49H168ZM172 48H174V49L172 50ZM187 48H188V47H187ZM239 48H240V49H239ZM256 48H255L254 50L258 51ZM80 49H81V50H80ZM110 49H109V50H110ZM130 49H131V48H130ZM234 49H235V50H234ZM236 49H237V50L239 49V52H240V50H241L243 56L245 55V57L242 56V59H241V56H238V57H237V56H235V55H236V54H235V55H234L235 58H233L234 56H232V54H234V51H236ZM84 50H85V51H84ZM86 50H87V51H86ZM109 50H108V51H109ZM151 50H152V51H151ZM154 50H155V51H154ZM168 50H169V51H168ZM170 50H172V51H170ZM185 50H186V49H185ZM230 50H229V51H230ZM248 50H250V51H248ZM251 50H252V51H251ZM108 51H107V53H106L107 55H108ZM111 51H112V52H111ZM127 51L130 52V53H128ZM186 51H187V50H186ZM90 52H91V53L93 52V53L91 54ZM96 52H97V53H96ZM109 52H111L112 54L114 53V52H113V49L110 50ZM131 52H133V53H131ZM150 52H151V53H150ZM187 52H188V51H187ZM187 52H185V53H187ZM189 52H190V55H187V54H186V59H187V56H189V57H188L189 59H187L188 61H187L186 59H184V61H183V62H185V60H186L187 63L189 62L188 64H189L190 66H189L188 64H186V63H183V64H184V67H185V68L187 67V69L190 68L191 65H192V66L194 65L193 60L195 61L196 59H194V58H197V57H194L193 52H192L191 50H190ZM189 52H188V53H189ZM237 52H238V51H237ZM249 52H250V53H249ZM84 53H85V54H84ZM111 53H110V54H111ZM126 53L128 54V55H127L128 57H126ZM144 53H146V52H144ZM167 53H168V54H167ZM169 53H171V55H169ZM191 53H192V54H191ZM235 53H236V52H235ZM254 53H255V52H254ZM73 54H74V55H73ZM87 54H89V55H87ZM97 54H98V55H97ZM110 54H109L108 56H110ZM165 54H166V56H165ZM172 54H173V55H172ZM176 54H177V52H175V55H176ZM72 55H73V56H72ZM81 55H82V56H81ZM84 55H85V56H84ZM91 55H92V56H91ZM95 55H96V56H95ZM156 55H155V56H156ZM229 55H230V58H229ZM251 55H252V54H251ZM70 56H71V57H70ZM88 56H89V57L91 56V57L89 58ZM108 56H107V60L110 59L109 61H111V64H114V60H115V58L113 57L114 55H111V57H109V58H108ZM155 56H154V57H155ZM190 56H191V57H190ZM74 57H75V58H74ZM81 57H82V58H81ZM83 57H84V58H85V57H88V58L90 59V60H89L90 62L88 61V58H85V60H86V61H85ZM95 57H96V58H95ZM125 57H126V58H125ZM154 57H153V58H154ZM170 57H171V58H170ZM2 58H3V60H1V61L3 62V61H4V57L1 56L0 59H2ZM92 58H93V59H92ZM97 58H98V59H97ZM232 58H233V59H232ZM236 58H237V59H236ZM238 58H240V59H238ZM69 59H70V60H69ZM82 59H83L85 62L89 63L90 66H88V64L85 63ZM112 59H113V61H112ZM190 59H191V60H190ZM228 59H229V61H228ZM77 60H78V61H77ZM107 60H106V58H105V61H107ZM117 60H118V59H117ZM117 60H115V61H117ZM119 60H118V62H119ZM163 60H162V61H163ZM169 60H170V61H169ZM189 60H190V61H189ZM242 60H243V62H242ZM5 61H6V60H5ZM5 61H4V62H5ZM70 61H71V62L73 61V63L71 64ZM81 61H82L83 63H82ZM109 61H108V62H109ZM150 61H151V60H150ZM230 61H231V62H230ZM232 61L235 62V63H237V64H235V63L233 64ZM263 61H264V59H263ZM6 62H8V61H6ZM6 62H5V63H6ZM103 62H104V61H103ZM108 62H106V63H108ZM118 62H117L116 65H114V67H116V66L119 64V65H118L119 68H118V67L115 68V69L118 68L117 70L122 69V68L124 67L123 62H119V63H118ZM76 63H77V64H76ZM152 63H153V65H152ZM195 63H196V62H195ZM225 63H226V64H225ZM231 63H232V64H231ZM247 63H249L248 65L250 66V62L248 61ZM247 63H246V65H247ZM2 64H3V65H2ZM2 64H0V67H1V70H0V71H2V69H3L2 67L4 66V63H2ZM7 64H9L8 66H11V65H12V63L10 64L9 62H8ZM83 64H85V66H84ZM92 64H93V65H92ZM120 64L123 65L122 68H121V65H120ZM149 64H148V65H149ZM167 64H168V66H167ZM230 64L233 65V66H231ZM263 64H264V62H263ZM14 65H15V64H13V67H10L11 69L13 68L14 70H11V69H8V70H7L6 68H8V67H7V66H6V67L4 66V67H5L4 70L6 69L5 71H2V72H5V73L3 74V77H4V78H5V77H6V78L12 77L13 79H11V78H9V79H11L12 81L14 80V77H15V75H16V74H15V73H16V70H15V69H16V66H14ZM86 65H87V66H86ZM108 65H109V64H108ZM150 65H149V67H150ZM185 65H188L189 67H188V66H185ZM202 65L204 66L203 68H202ZM210 65H211V66H210ZM226 65H229V66H226ZM234 65H237V66H234ZM198 66H199V67H198ZM260 66H261V67H260ZM14 67H15V68H14ZM81 67H82V69H81ZM90 67H91V68H90ZM149 67H148V73H149ZM163 67H162V68H163ZM170 67H171V66H170ZM170 67H169V68H170ZM194 67H193V68H194ZM232 67H233V68H232ZM236 67H237V68L239 67V68L237 69ZM245 67H244V68H245ZM88 68L90 69V71H89ZM191 68H192V67H191ZM229 68H230V69H229ZM234 68H235V70H234ZM87 69H88V70H87ZM91 69H92V70H91ZM187 69H186V73H187L188 70H189V69H188V70H187ZM206 69H204V70H206ZM226 69H227V70H226ZM9 70L11 71V73H13V71H15V73H14V74H10V73L8 72ZM112 70H111V71H112ZM190 70H192V69H190ZM190 70H189V72H190ZM221 70H222V71L224 70L223 73H222ZM238 70L241 71V72L239 73ZM87 71H88V72H87ZM129 71H130V72H133V71H134V72L136 73V75H135L134 72H133V73H128ZM228 71H229V72H228ZM243 71H244V72H243ZM245 71H246V72H245ZM247 71H248V72H247ZM2 72H1V73H2ZM7 72H8L10 75L7 76V75H6ZM84 72H85V73H84ZM86 72H87V73H86ZM90 72H91V73H90ZM118 72H119V73H118ZM137 72H138L139 75H140V77H138V78H137V76H139V75H137V74H138ZM201 72H202V73H201ZM208 72H209V73H208ZM224 72H225V73H224ZM8 73H7V74H8ZM140 73H141V74H140ZM190 73H191V72H190ZM204 73H205V74H204ZM220 73H221V74H220ZM227 73H228V74H227ZM231 73H232V74H231ZM238 73H239V74H238ZM95 74L98 75V76H100V74H99L98 72L95 73ZM142 74H143V75H142ZM151 74H152V75H151ZM207 74H209V75L207 76ZM1 75H2V74H1ZM12 75H13V76H12ZM47 75H48V74H47ZM129 75H130V76H129ZM132 75H133V76H132ZM134 75H135V76H134ZM185 75H186V77H184ZM187 75H188V73H187V74L184 73V76L182 75L183 77H181V78H184L183 81L180 82V81L178 80V82H175L174 84H172L173 86H171V83H170V86H171V87H174L175 84H176V86H177V87L175 86V87L172 88V89H170L171 87L169 88L167 85H166V87H163V86H165V85H161V87H163V88H165V89L167 88L166 90L163 89V91H164V90L167 91L168 94L165 93V92L162 93L163 95H161V94H156V93L154 94L155 90L152 88V89L154 90V92H153V90H151V87H149V85H148V88L146 89V91L149 90V88H150V91H151V92H150V91H147L146 93H148V94H146V96H149L151 100H152V99H155V98H154L155 96H153V95H157V96L160 95V97L162 96V97H161V102H159V103H151V102H150V105H149L150 108H151V106H152L153 104H156V106L154 105V106H155V109H153V111H152V110L150 111V108H147L150 114H148V111L145 112L146 108H144V107H145L144 104H139L140 102H139L138 100H135V101H136V102H139V103H138L139 105H135V104H137V103H135L134 99H133V101H132L133 103H130V104H128V105L126 106V107L129 108V106H130L131 104H133V106H131L132 108L130 107V109H127V108L125 107V110H124V108L122 109V108L119 107V109H118V108H117V109H118L120 112H117L118 110L115 111V116L118 115V114L116 115V112L119 113V114H121V115H118V116H122V113L124 112L125 115H123V116H125V117H126V112H127V115H128V117H129V119L132 118V120L135 121V122L137 121L136 119H137L138 117H141L140 119L138 118L139 123H138V121H137V123H138L139 126L143 123L142 119H143L144 117H145V118L147 117V116L144 115L143 113H147L148 115L151 116V112H152V114L154 115V117H153V115H152L151 117H153V118L155 119V118H156V111H157V115H159L160 117H157V119H155V121H154V119H152L151 117H149V116H148L149 118L147 117V118H148V119H147V122H148V121H151V122H152V120H153L152 123H154V124L156 123V120H157V123L159 122V124H155V125H156V126H155L156 129L154 128V125L151 124V122H148V123L151 125L152 129H149V127H148L149 124H146L147 126H146V125H145V126L143 125V126H144V129H143V131H142V128H140L139 126H138V127H139V128H138V127H137V124H134L135 122H132V121L129 120L127 117L124 118V119H125V120H124V119H122V118H123V116H122V117H119V118L122 119V121H123L124 123H121L122 125H116V126L118 127V133H124V132H125V133H128V130H131L132 128L136 127L137 132H136V130L134 129V130H135V131H133V132L135 133L134 135L132 134L133 132L130 131V132H131V135H133L131 138H132V140H133V137L135 138V136H136V134H137V139H138V138H139V139H138V141H137V139H136V140L134 139L133 142H134L135 144H137V142H138V143H139V146H140V144L143 145L145 141H148L150 144H151V143H152V144L150 145L148 142H147L148 144L145 142V144H146L147 146H149V145H150V146H154V145H155V142L150 141V140H152V138L150 137V134H149V133L153 134V133H152V132H153V131H152L153 129L156 130V132L158 133V131L160 130L159 128H161V127L158 128V126H160V122H161L162 125L164 124L163 122H165V120L163 121V120H160V119H163L164 116L167 117V115L165 114L164 110L161 111V109L164 108V107H166L167 105H169V103H172V102H169V101H173V102H174V99H173V98H174V96H175V97L177 96V95L174 94V92L177 94L178 92H176V91L179 90V93H178V94H179V95H178V100H179L180 94L182 93V89H183V91H185V88L188 89V87H189L188 85H190V84L192 85V83H195V82L197 83L196 79H197L198 76H196V74L193 73V75H195L194 79L196 78V79H195V82H194V79H193V82L191 81L193 76H187ZM189 75H190V74H189ZM200 75H199V76H200ZM203 75H202V77H203ZM224 75H225L226 77H224ZM229 75H230V76H229ZM232 75H233V76H232ZM236 75H237V76H236ZM238 75H241L240 78H243V81H242V79H239V76H238ZM242 75H245V76L248 75V76H247V77H245V76L243 77ZM16 76H17V75H16ZM61 76L64 78V81H63V78L61 79V80L64 82V85H67V86L69 87V84H70V83L72 84V82L70 81V83H69V81H67V78H68V80H70V76H68V77L65 76L66 78L64 77V75H61ZM120 76H122V78H121ZM131 76L134 77V80H135V77L137 78V79H136V83H137L139 86L136 85V83H135L134 80L131 82V80L133 79ZM152 76H153V78H152ZM158 76H160V77L158 78ZM206 76H207V78H206ZM227 76H228V77H227ZM231 76H232V79H231ZM3 77H1V78L4 79ZM129 77L132 78V79L130 80ZM187 77H188V78H187ZM223 77H224V79H222ZM248 77H249V78H248ZM105 78H106L107 80H106ZM120 78H121V79H120ZM123 78H125V79H124V82H123ZM181 78H180V79H181ZM198 78H199V77H198ZM228 78H229V79H228ZM234 78H235V79H234ZM237 78H238V79H237ZM247 78H248V80H247ZM9 79H7V80L9 81ZM89 79H90L91 81H90ZM156 79H157V80H156ZM185 79H187V82H188V83L185 82V81H186ZM188 79H189V81H190V84H189ZM200 79H201V80H200ZM200 79H198V82H199V83H197V85L199 84V87H198V88H199L200 90L202 89V88H200V87H204V88H206V86H207V88H208V87L211 85V84L207 85V83H205V84H204L205 86H203V85L201 84V82H205V81H204L203 78H200ZM225 79H226V80H225ZM114 80H113V82H114ZM137 80H138V81H137ZM202 80H203V81H202ZM208 80H209V81H208ZM220 80H221V81H220ZM231 80H232V85H231V83H229V86L226 85L227 82H231ZM233 80H235V81L237 80V81H236V84H237L238 81H239L238 84H239V83L241 84V83H243V82H244V83L246 82V84H247V82L249 81L248 84H249V83H252L253 85H252V84H249V85H248V84H247V85H246V84H243V85L241 86V88H242V89H241L240 87L238 88V86H234L235 83L233 82ZM244 80H245V81H244ZM246 80H247V81H246ZM15 81H16V79H15ZM104 81L106 82V84H104V83H105ZM108 81H109V82H108ZM117 81H118L119 83H118ZM158 81H159V80H158ZM210 81H212V82H210ZM222 81H223V82H222ZM240 81H241V82H240ZM65 82H66L67 84H66ZM120 82H121V83H120ZM184 82H185V83H184ZM221 82H222V83H221ZM68 83H69V84H68ZM99 83H101V84H99ZM131 83H132V84L134 83V84L131 85ZM177 83H179V84L177 85ZM186 83H187V84H186ZM220 83H221V84H220ZM223 83H225V87H223V86H224ZM254 83H255V85H254ZM12 84H16V85H14V86H16L14 89H15V90H16V89L19 90V88H17V86H18L19 83L17 84V81H16V83H15V82H12ZM46 84H47V83H46ZM88 84H89V85H88ZM94 84H96V85H94ZM185 84H186V85H185ZM200 84H201L202 86H200ZM233 84H234V85H233ZM256 84H257L258 87H256ZM168 85H169V84H168ZM182 85H184L185 87L183 88ZM259 85H260V87H259ZM14 86L12 85L11 88L13 89ZM19 86H20V85H19ZM67 86H65V87H66L65 89H67V91H72V89H73L72 86H73V85H70V87H69V88H71L70 90H69V88H67ZM89 86H90V87H89ZM106 86H107V87H106ZM121 86H122V85H121ZM178 86H179V87H178ZM186 86H187V87H186ZM231 86H233V87H231ZM43 87L46 88L45 82H44V86H43ZM161 87H159V88L162 90ZM229 87H230V88H229ZM236 87H237V88H236ZM45 88H44L43 90H45ZM85 88H87V89H85ZM90 88H91V89H90ZM127 88H128V89H127ZM137 88H138L139 90H138ZM231 88H232V89H231ZM247 88H249V87H247ZM14 89L12 90L13 94H12V96L10 95V97L13 98L12 100H13L14 103H15V102H16V99L18 98V97H16V95L19 94V91H15ZM65 89H64V91L67 92ZM112 89H111V90H112ZM160 89H159V90H160ZM173 89H175V90H173ZM199 89H198V90H199ZM237 89H239V90H238L239 93L237 92ZM0 90H1V86H0ZM89 90H90V92H89ZM104 90H105V91H104ZM128 90H129V91H128ZM133 90H135V91H133ZM168 90H169V91H168ZM171 90H172V92H173L172 94H174V95H170V97L167 98V95H169V93H170ZM200 90H199V91H200ZM240 90H241V91H240ZM1 91H2V90H1ZM1 91H0V99H1V98H2V99L0 100V101H1L0 103L4 104V101L7 100V99L9 98V95H8L7 93L3 94L4 92L1 94ZM87 91H88V92H87ZM99 91H101V93H99ZM119 91H121V92H122V91H123V92H129V93H127V94H126V97H125V93H121V92H119ZM131 91H132V92H131ZM201 91H202V90H201ZM233 91H234V92H233ZM256 91H257L258 93H257ZM15 92H16V93L18 92V93L16 94ZM118 92H119V93H118ZM152 92H153V93H152ZM227 92H228V93H227ZM232 92L234 93V95H233ZM236 92H237V93H236ZM254 92H256L258 95L255 94ZM261 92H262V93H261ZM14 93H15V95H14ZM116 93H117V94H120V95H117ZM134 93H133V96H134ZM150 93H151V94H150ZM164 93L167 94V95L164 96ZM240 93H241V94H240ZM260 93H261V94H260ZM122 94H124V95L121 96ZM227 94H228V95H227ZM239 94H240V95H239ZM3 95H4V96H3ZM13 95L16 97L15 99H14V96H13ZM95 95H96V94H95ZM137 95L135 94V96H134L135 99H139V98H137ZM150 95H151V96H150ZM232 95L235 96V97H233ZM2 96L4 97V99H3ZM103 96H105V98H104ZM119 96H120V98H119ZM133 96H132V97H133ZM152 96H153V98H152ZM157 96H156V97H157ZM163 96H164L166 99H165ZM171 96H173V97L171 98ZM227 96H228V97H227ZM229 96H231V97H229ZM6 97H7V98H6ZM116 97H117V99H118V98H119V99H121V98L123 99V97H124V100H126V102H128V103L124 102V104H123V103H122L123 101H122V100H117V99H115ZM129 97H130V96H129ZM249 97H248V98H249ZM102 98H103V99H102ZM127 98L129 99V101H128ZM163 98H164V101L167 102V105H166L165 102H162V99H163ZM214 98H215V99H214ZM216 98H217V99L219 98V101H220V102H219ZM230 98H231V100H230ZM253 98H254V100H253ZM104 99H105V100H104ZM106 99H107V101H106ZM167 99H168V101H166ZM169 99H170V100H169ZM171 99H173V100H171ZM222 99L224 100V102H223ZM232 99H233L235 102H234ZM213 100H214V101H213ZM221 100H222V101H221ZM226 100H227L229 103L227 102V104H226V103H225ZM104 101H105V102H104ZM117 101H118V102H121V103H120L121 105H120L119 103H116ZM217 101H218V102H217ZM230 101H231L232 103H231ZM106 102H108V103H106ZM110 102H111V103H110ZM141 102H142V101H141ZM146 102H147V101H146ZM146 102H144V103H146ZM168 102H169V103H168ZM209 102H210V103H209ZM215 102H214V103H215ZM125 103H126V105H125ZM147 103H148V102H147ZM161 103H162V106H161ZM163 103H165L166 106H165V105L163 106ZM220 103H221V104H220ZM223 103H224V104H223ZM98 104L100 105V102H98ZM118 104H119V106H118ZM148 104H149V103H148ZM148 104H146V105H147L146 107H149ZM158 104H159V105H158ZM216 104H215V105L213 104L212 106H216ZM0 105H1V104H0ZM116 105H115V106H116ZM122 105H123V106H122ZM258 105H259V106H258ZM106 106H108V105H106ZM138 106H142V107L144 106L143 108H144L145 110H142L143 108H142V107L139 108ZM154 106H153V107H154ZM159 106H160L161 109L159 108ZM208 106H207V107H208ZM225 106H227V107H225ZM246 106H247V107H246ZM46 107H47V106H46ZM91 107L93 108V106H90V108H91ZM100 107H102V106L100 105ZM134 107H135V108L137 107V108H136V111H135V109L133 110ZM156 107H158L160 110H159L158 108H156ZM221 107H225L226 109H228V111H223L222 114H221V112H220V111L222 110ZM252 107H253V108H252ZM258 107H259L260 109H259ZM261 107H263V108H261ZM48 108H49V106H48ZM48 108H46V112H48ZM225 108H224V109H225ZM249 108H250V110H249ZM256 108H257V109H256ZM42 109H43V108H42ZM52 109H53V108L50 107V109H49L50 114L53 113V110H52ZM115 109H116V107H115ZM164 109H165V108H164ZM218 109H219V111H218L219 114H218V112H217ZM226 109H225V110H226ZM244 109H246V110L244 111ZM258 109H259V110H258ZM262 109H263V110H262ZM127 110H128L129 112H131L132 110L134 111V113L131 112V113H133L132 116H131V118H130V116H129V115H131V114H129V112H128ZM138 110H142V112H141L142 115H141V116H140V113L137 114V113L139 112ZM154 110H155V111H154ZM158 110H159V111H158ZM210 110H212V111H210ZM237 110H238V112H237ZM239 110H241L242 113H239ZM51 111H52V113H51ZM160 111L164 114V116L162 115V113H161L162 116L160 115V113H159ZM165 111H166V109H165ZM206 111H207V112H206ZM243 111H244V112H243ZM246 111H247V112H246ZM205 112H206V113H205ZM236 112H237V113H236ZM124 113H123V114H124ZM154 113H155V114H154ZM216 113H217V115H216ZM249 113H250V114H249ZM262 113H263V115H262ZM135 114H136V115H135ZM245 114H246V115H245ZM138 115H139V116H138ZM218 115H219L220 117H219ZM239 115H240V116H239ZM118 116L116 117L117 119H118ZM134 116H135V118H136L137 116H138V117L134 120V119H133ZM142 116H144V117H142ZM213 116H214V117H213ZM216 116H218V117L216 118ZM260 116H262V117H260ZM201 117H203V116H201ZM208 117H209V118H208ZM210 117H211V118H210ZM236 117H235V118H236ZM42 118H43V116H42ZM158 118H159V119H158ZM164 118H165V117H164ZM213 118H214L215 120H213ZM240 118H241V117H240ZM259 118H261V120H260ZM120 119H118V120H120ZM149 119H152V120H149ZM165 119H166V118H165ZM118 120H115V123H116V124H119V123H117ZM127 120H128V121H127ZM140 120H141V122H140ZM143 120H145V119H143ZM158 120H159V121H158ZM221 120H222V121H221ZM228 120H229V121H228ZM230 120H233V121H230ZM122 121H121V122H122ZM130 121L132 122V124H131V125H132L131 128H130V125H129V123H131ZM250 121H252V122H250ZM128 122H129V123H128ZM230 122H231V123H230ZM248 122H249V123H248ZM256 122H257V123H256ZM125 123H126V124H125ZM140 123H141V124H140ZM211 123H210V124H211ZM214 123H215V122H214ZM123 124H124V125H123ZM133 124H134L135 126H133ZM168 124H169V123H168ZM168 124H167V125H168ZM215 124H216V123H215ZM224 124H225V127L223 128V125H224ZM231 124L233 125V127H232ZM257 124H258V125H257ZM261 124H262V125H261ZM22 125L25 126L26 124H22ZM22 125H20V126H22ZM126 125L129 126V127H127ZM162 125H161V126H162ZM23 126H22V128L19 127L20 129H18V131H19V130H20V131H24V128H26V126H25V127H23ZM125 126H126V128H125ZM141 126H142V125H141ZM143 126H142V127H143ZM163 126H164V127L161 128L162 130H163V128H165V129L168 128V130H166V132L169 131V133L167 132L169 135H168L167 133H165V131H164L165 135L168 136V137H169V136H172V137H173V129L171 128V129H172V132L169 130V129H170V128H169L170 124H169L168 126H166V125L164 124ZM165 126H166V127H165ZM234 126H235V128L237 127L239 130H238L237 128L235 129ZM122 127H123V128H122ZM145 127H146V128L148 127L147 129L151 130L152 132L147 131V129H146ZM239 127H240V128H239ZM248 127H249V128H248ZM250 127H251V128H250ZM259 127H261V128H259ZM127 128H129V129H127ZM157 128H158V129H157ZM200 128H201L200 126H199V127L197 126L196 129L194 128V129H195V130H194V133H196L195 135H198V136L201 137V136L204 134L205 131H204V129L201 128V130H202V132H203L202 135H201L200 132L197 131V129L200 131ZM244 128H246L247 131L249 130L248 133H246V132H247L246 130H243ZM252 128H253V129H252ZM0 129H1V128H0ZM21 129H22V130H21ZM122 129H123L124 132H122ZM139 129H140V132H141V133H138V132H139ZM145 129H146V130H145ZM165 129H164V130H165ZM228 129H229L230 131H228ZM241 129H242V134H241V132H240ZM119 130H120V132H119ZM132 130H133V129H132ZM157 130H158V131H157ZM162 130H160L159 132L161 133ZM226 130L228 131L227 133H229V132L231 133V132H232V136H231L230 133H229V135L231 136V138H230V136H229L228 134H225V135H224V133H226ZM255 130H256V132H253V131H255ZM258 130H259V131H258ZM261 130H262L263 132H262ZM195 131H197V132H195ZM245 131H246V132H245ZM251 131H252L253 134L251 133ZM260 131H261V132H260ZM143 132H144V134L148 133V134H146V135H147V137L149 136L151 139H150L149 137L146 138V136L143 135ZM170 132L172 133L171 135H170ZM221 132H222V133H221ZM237 132H240V133H238L239 136H238ZM243 132L246 133L245 135L248 134V136H246V139H245L244 137H242V140H243V138H244L247 144L245 143V141H241L240 138H236V136L240 137V134H241V136H242V135H243ZM258 132H259V133H258ZM42 133L44 134V132H42ZM125 133H124V136H125ZM160 133H158V134H160ZM249 133H250V134H249ZM261 133H262V135H261ZM128 134H129V133H128ZM128 134H127V135H128ZM138 134H139V135H138ZM154 134H156V133L154 132ZM158 134H156V135H154V136L152 135L153 138H154V137L156 138V140H155V138L153 139V140H155L156 142H157V139H158V138H157V137H158V136H157ZM199 134H200V135H199ZM235 134H237V135H235ZM255 134H257V136H255ZM0 135H1V132H0ZM118 135H119V134H118ZM127 135H126V136H127ZM234 135H235V136H234ZM245 135H244V136H245ZM249 135H251V136H249ZM253 135H254V136H253ZM119 136H120V135H119ZM124 136H123V134L121 135V137H124ZM138 136H139V137H138ZM203 136H204V135H203ZM224 136H225V137H228L227 140H226V138H225ZM233 136H234V138H235V141L239 143V146H238V145H235L236 142L233 143L234 139H233V141H231L232 138H233ZM259 136H261V137H259ZM0 137H1V136H0ZM121 137H120V138H121ZM140 137H142V139H140ZM144 137H145L146 139H148V140H145ZM247 137H248V138H247ZM250 137H251V138H250ZM3 138H4V137H3ZM3 138L1 137V139H3ZM201 138H203V137H201ZM221 138H222V137H221ZM229 138H230V140H229ZM254 138H255V140H254ZM258 138H262L263 141H262L261 139H258ZM43 139H44V136H43ZM170 139L172 140L171 137H170ZM203 139H204V138H203ZM238 139H239V140H238ZM248 139H250V141H247ZM252 139H253V140H252ZM140 140H143V141H144V142L142 141L143 144L141 143ZM167 140H168V141H171V140H169V139H167ZM237 140H238V141H237ZM257 140H260V141H257ZM29 141H31V140L29 139ZM29 141H27V140H26V142H25V140L21 141V147H23L22 145H24V147L26 146V148L29 149V150L27 149L28 151L31 150L30 148H31L32 145H33V143H32V142H29ZM139 141H140V142H139ZM229 141H230V142H229ZM239 141H241V142H239ZM27 142H29L30 144L32 143L31 145H29L30 147L28 146L29 143H27ZM243 142H244L245 144H244ZM250 142H252V143H250ZM254 142H256V144H255ZM257 142H259V143H257ZM22 143H23V144H22ZM25 143H26V145H25ZM221 143H222V144H221ZM227 143H228V144H227ZM231 143H233V145H232ZM238 143H237V144H238ZM240 143H241V144H240ZM248 143H249V144H248ZM253 143H254L255 145H254ZM42 144H43V147H42ZM42 144H40L41 146H39V148L41 147V149L44 150V148H45V147H44L45 144H44V143H42ZM135 144H134V148L137 147V145L135 146ZM145 144H144V145H145ZM153 144H154V145H153ZM219 144L222 145V146H220ZM242 144H244V145H242ZM252 144H253V146H252ZM2 145H3V144H2ZM144 145L141 146V148L139 147L140 150H139L138 147H137V149L139 150V152H141V153L143 152L142 148H144V152H143V153H145V151H146V152L149 151V149H150L149 147H150V146L147 147L148 149L146 148V149L148 150V151H147V150L145 149L146 145H145V147H144ZM263 145H264V144H262L261 147H258V148L256 147L257 149L255 148V149H254V152H255L256 150H261V148L263 147ZM0 147H2V146L0 145ZM219 147H221V148H219ZM228 147H229V146H228ZM228 147H227V148H228ZM232 147H230V150H231ZM218 148H219L220 150H219ZM233 148H232L231 151L234 150V151L232 152V154H234V155H233L234 157H233L232 155H231V157L235 158V156H239L240 158H239V157H236V159H234L236 165H234V166L232 165V167H231L230 164H231L232 162H231L230 164H227V165H228L230 168H234V167H235L236 170L233 169L232 171H234V170H235V171H238L237 174H238V175H241L242 171L245 172V171H246L245 168H247L248 164L251 162V163H250V166H248L247 170H248L249 173H250V171H252V172L254 171V168H255V170H256V168H257V170L254 171V172H255V175H258V177L255 176L254 174H252V172L250 173V175L252 174L250 177H251L252 181H253V178H252V177H254V176L257 177V178H259V179L255 178L257 182H256V181L253 182L254 184L252 183V181L250 182V184L252 185L251 190H252L253 187H254L253 192L255 191V189H256V191H257V189H258L257 192H259V191H260V192L263 191L262 194H261L262 196L260 195V192L257 193V192L255 191L254 193H256L257 196H256V194H255V198H254L253 196H251V197H253V198L255 199L254 202L249 201V200H251L252 198H251V199L248 198V199H249V200H248L247 198H245V197H243V196L241 197V195H240L241 198H239V196H237V197H238V198H237L238 201H237V199H236V196H234L235 198H234V197L232 198V197L230 196L231 199H236V202H235V200H234L236 206H238V205L241 203V206L239 205V207H241V210H240L239 207L234 206V204L232 203L233 200L230 201L229 199L226 198V195H229V194H228L229 192H227V191H225V190H227V187L229 186V184H227V187H223L222 183H219V182H218L217 184H215V183H214V182H216V181H214L215 178H212V177H211L212 180H213V179H214V180L212 181L211 178H210V181H209L210 184L207 182V181L209 180V177H206L207 175H206L205 173H208V172L210 173V172H211V171H210L211 168H209V170H207V167H209V166L204 165L206 162H203V161L206 160V161H207V164L210 165V163H208V161L210 160V162H211L212 165H213V164L215 163V162H214V163L212 162V161H213V157H212L211 159L209 158V157H211V156H209V155H211L212 152L207 154V152H208L207 149H206L207 152L203 149V151H202L203 154L206 153V154H207V157L209 156V157H208L209 160H208V159H204V158H207V157H206V154H204L205 157H204L203 155H202V157H200V158H203V159H200V158H199L200 161H199V160H198V161L201 162L202 164L204 163L203 165H202V164L199 165L200 163L197 165V163H198L197 160H193V159H192L193 161H191L190 158H188V157H184V156H183L184 158L182 157L183 159H180L182 162H180V160H179L178 162H179L180 164L177 162V164H178L179 166L176 165V167H177V168L180 167V168L182 169L185 163H186V164L189 163V164H187V166H184V167H186L185 170H183L184 168L182 169L185 173H182V170H181V172H180V170H175V172L178 171V172H179L178 174L182 173V175H183L184 177H183L181 174H180L179 176H178V175L174 176V175H173V173H174V172H173V169H172V171L170 170L171 173H170V172H169L170 174L168 173V174H169V177H167L166 180L164 181L166 184H164V182H163V183L161 184L162 186H161V185H160V187L157 186V188H159V189H157L156 191L159 192V194H158V196H157L158 198H155V199H156V202H157L158 204H159V203H160V204L157 205V203H154V202H155V199L152 201V205L155 204V205L157 206V207H156L155 205H153V207L155 206V208H157V209H158V207H159L162 203L167 205V203H168L167 201H170V203H169L170 206H169V205H167V206L165 205V206H166L165 209H167L166 212H165V209H164V212H162L163 209H161V212H162V213L160 212V210H159V212H160V213H159L157 210H155V208L152 207L153 212H152V210H151V213L149 214L150 217H148V219L146 220V223H147V221H148V224H147L146 226L144 225L146 228H144V226H142V225H141L142 228L140 227V220H139V219H138L139 221L136 220V221H137L136 223H135V222L132 223V225L136 224L135 226H137V225L139 224L137 227H139L140 229H143V228H144L143 230H140V232H142V233H141V235H142V237H141V238H142V241H141L140 248H139V246H138V248H136L137 246H136L135 248H133V249H134L133 252L135 251V252H134L135 254L133 253V256H132V258H131V261L133 260V262H131L132 264H134L135 262H136V264H139V263H140V260H142L143 264H145V263L150 264V262H151V264H152L153 262H154L153 264H157V261H158V264H162L164 261H166V262H164L165 264H169V263H168V259H169V258H170L169 260L171 261V262L169 261L170 264H171L173 261H174V264H179V263H180V264H192V259L189 257V256H190V251H191V249H190V251H189V246L193 247V246H192L193 244H195V245H194V248H196V251L198 252V255L203 254V253H204V250H205L206 253L214 252V254H215V255H214L215 257L213 256L214 259H212V258H211L210 260H209V259H208V260H205V259H204V261H203V257L206 258V256H204L206 253L203 254V257H202L201 260H194V261H197V262H199V263L202 261L203 263H204V262H205V263L208 262L207 264H209V261H211V262H212L211 264H218V262H220L219 264H221V263H222V264H230L229 261H230L231 259H232L231 261H233L234 259L237 261V260H238L237 258H238V256L240 255L239 258L242 256L243 258H240V259H242L243 262H244V261L247 262V260H249V262H247V264H248V263H249V264H254L255 261H256L255 264H257V263H258V264H259V263H260V264H263V262H259V261L261 260L260 257H262V256H263V259H262L261 261H264V255H263V254H264V244H263L264 242H261L262 239L264 238V237H262V236L264 235V233H263V230H264V229H263V228H264V224H263V223H264V219H263V218H264V197H263V196H264V189H263V187H264V183H263L262 181H264V180H260V176H261V178H262V176H264V170H261V168H260V167H262V166L264 167V163H263V164L260 163V162H262V160H264V153H262L263 155H260L261 152L259 151V153H258V151H257V152H255L257 155H256V154H253V155H255V158H256V157H259V158L261 159V161H260V162L257 161V158H256V159H255V160L257 161V162H256V165H255L256 167L250 168V167H252L251 164H252L253 162L255 163V160H254V158H253L254 156L252 155L253 161H250V160H252L251 157H248V158H247V156H244L245 153L247 152L245 149H246V148H249V147H248V146H246V148H245V147H242V151L244 150V151H246V152L243 151V153H244V154H243V153L240 151V152L242 153L241 155H240V153H239V150H241L240 148L238 149V152L236 151L237 149H235V148L233 149ZM243 148H244V149H243ZM263 148H264V147H263ZM41 149H39V150H40V152H39L40 155L42 154V152L44 153V151H42ZM137 149H136V150H137ZM151 149H152V147H151ZM138 150H137V151H138ZM141 150H142V151H141ZM263 150H264V149H262L261 151L264 152ZM3 151H4V149H1V148H0V154H1ZM126 151H127L126 149L121 150L122 154H124V152L126 153ZM151 151H152V150H151ZM151 151H149V153H147V154H150ZM204 151H205V152H204ZM215 151H216V152H215ZM219 151L221 152V154H220ZM128 152H130V151H127V154H125L124 156L129 155ZM214 152H215L216 155H214ZM217 152H218V153H217ZM236 152H237L238 154H237ZM235 153H236V154H235ZM217 154H218V155H217ZM248 154H247V155H248ZM40 155L38 154L39 158H40L41 156H43V154H42L41 156H40ZM130 155H131V153H130ZM130 155H129V156H130ZM139 155H140V154H139ZM258 155H259V156H258ZM129 156L126 157V158H129ZM140 156H141V155H140ZM241 156H242V158H241ZM243 156L247 158L246 161H248V159H249V162H247V163H248L247 165H246V161L243 160V159H246V158H244ZM260 156H262V158H261ZM130 157H132V155H131ZM41 158H42V157H41ZM186 158H188V159H186ZM233 158H231V159L233 160ZM259 158H258V159H259ZM141 159H143V157H142ZM184 159H185V163H184V161H183ZM189 159H190V160H189ZM227 159H228V158H227ZM239 159H241L243 162L245 161V163H243V164H245V168H244V169H243L244 165L241 163V160H239ZM187 160H188V162H187ZM228 160H229V159H228ZM232 160H229L228 163H229L230 161H232ZM236 160H237V161H236ZM37 161H39V163H38V166H39V167H38V168H41V170H42V168L44 169L45 165H43V164L41 165V164H40L41 160L38 159ZM42 161H43V158H42ZM189 161H191V162H189ZM238 161H239V162H238ZM194 162L196 163V167L198 166V167H197L198 169H197V168H194V167H195V163H194ZM237 162H238L239 165L237 164ZM258 162H259V163H258ZM263 162H264V161H263ZM5 163H6V162H5ZM41 163H42V162H41ZM43 163H44V162H43ZM143 163H144V160H143L142 164H143ZM182 163H184L183 166H182ZM190 163H192V164H191V167L193 166V168L191 169V171H189V170H190V169H189V168H190ZM240 163H241V166H240ZM254 163L252 164L253 166H254ZM257 163H258V164H257ZM8 164H9V163H8ZM8 164H7V167H8ZM39 164H40V165H39ZM44 164H45V163H44ZM233 164H234V162H233ZM259 164H261L262 166H260ZM4 165H5V164H3V167H4ZM10 165H11V164H9V166H10ZM137 165H140V166H139L140 169H138V166H137ZM180 165H181L182 167H181ZM188 165H189V167H188ZM258 165H259V167H258ZM135 166H136V167H135ZM142 166H143V165H142ZM142 166H141L140 162H139V164H138V163H136V165L134 164V167H135L137 173L135 172V169H134V167H133L132 165L130 166L131 168H128V167H127L125 170L123 169V170H121V171H126V174H125L124 176H126L127 174H129L128 171H129V172H130V171L132 172L133 170H134V171H133L134 174H135V173H136V174H139V173H141V174H145V171H143V170H145V167L143 166V167H144V169H143ZM228 166H227V167H228ZM7 167H6V165H5L4 168H6V169L3 168L2 171H1V169H0V173H1V174L3 173V170H4L5 173H6L5 177H3L4 173H3V175L0 174V179L2 178V179H1L2 182L5 180V179H3V178H6V179H7L8 182H7V181H5V182L8 184V186H7L8 189H9V188H10V189L12 188L11 193H10L12 196H11V197L9 196V193L7 192L8 190H7V188H5L7 184H5V182L3 183V185H5V187H4V189H3V187H1V186H2V182L0 181V182H1V184H0V195H2V196L0 197V198H2V200L0 199V200H1V201H0V212H1V213H0V261H1V260H4V261H1L0 264H6V263H7V264H10V263H11L12 261H14V260H16V261H15V264H16V262H17V264H20V263H18V262L20 261V258H21V261H22L21 264H23L24 261L26 262V263H24V264H29V263H32V264H33V263H34V264H46L47 262L43 261V260H45V258H44V249H43V247H42V246H43V243L41 242V241H42V239H41V238H42V236H41V235H42V230H41V227L38 228V227L40 226V224H39V221H38V223H37V218L35 219V217L38 215L37 217H38V220H39V219H40V218H39V214L41 215V211H40L39 209H38V210H39L40 212L37 210V208H39V207L37 206V202H35V201H36V195H37V193H34V192H37V187H38V185H37V184H38V183H37V180H35V182L33 181L32 186H31L32 188L30 189V192H29V190L27 191L28 194H29V196H30V198H31V196H32V198H31L32 201H31V202H33L34 199H35L34 203H35L36 205H33L31 202H30L31 204L29 203L31 206H30L29 204L26 205L25 203H21V202H23V199L25 198L24 195L26 196V192H24L23 189H21V187L24 186L23 183L25 182V178H24L23 176H22V178H21L22 180L20 179L21 176L19 177V179H16V178H14V177L11 178V175L14 176L13 173H15V170H14L15 168H14L13 166H10V167H8V168H7ZM11 167H13V168H11ZM132 167H133V168H132ZM202 167H205L206 170H207V172H205L206 170L203 171L205 168H202ZM220 167H222V165H221ZM227 167H226V168H227ZM263 167H262V169H264ZM0 168H2V167H0ZM9 168H10V170L13 169V172L11 171L12 173H10V171H8ZM177 168H176V169H177ZM180 168H179V169H180ZM226 168H223V169L225 170ZM230 168H227L229 171H228L227 169H226L225 171H223V169H222L221 172H220V169H221V168L218 167L219 172L216 171V170H217V168H216L215 170L213 169V171H214L213 173H214V174L216 173V174H219V175H221V174H223V173L226 174L227 172H230V171H231ZM238 168H239V170H238ZM258 168H260V171H261V173H263V174L258 173V172H259V169H258ZM132 169H133V170H132ZM141 169H143V170H141ZM146 169H147V168H146ZM174 169H175V168H174ZM241 169H243V170L241 171ZM6 170H7V171H6ZM140 170H141V172H140ZM147 170H148V169H147ZM147 170H146V171H147ZM121 171H119V172H121ZM194 171H195V172H194ZM199 171H200V172H199ZM222 171H223V173H222ZM232 171H231L230 173H232ZM235 171H234L233 173H236ZM239 171H241V173H239ZM59 172L61 173V171H59ZM62 172H63V171H62ZM187 172H188V173H187ZM189 172H190V173H189ZM203 172H205V173H203ZM254 172H253V173H254ZM256 172H257V174H256ZM122 173L124 174L125 172H122ZM122 173H121V175H122ZM196 173H197V174H196ZM209 173H208V174H209ZM7 174H9L10 178H7V177H8ZM10 174H11V175H10ZM119 174H120V173H119ZM141 174H139V175H141ZM184 174H185L186 176H185ZM189 174H191V177H190ZM199 174H200V176H199ZM197 175H198V177H197ZM204 175H206V176L204 177ZM1 176H2V177H1ZM208 176H209V175H208ZM122 177H123V176H122ZM151 177H154V176H151ZM171 177H175V178H171ZM189 177H190V179H189ZM193 177H194V178H193ZM202 177H203L204 179H202ZM168 178H169V179H168ZM179 178H180V179H179ZM205 178H206V179H205ZM139 179H140V178H139ZM151 179H152V178H151ZM151 179L149 178L150 182L154 180V179H153V180H151ZM177 179H178V180H177ZM182 179H183V181L181 182ZM184 179H185V182H184ZM188 179H189V180H188ZM255 179H254V180H255ZM263 179H264V177H263ZM170 180H171L172 182H171ZM174 180H175V181H174ZM190 180H191V181H190ZM203 180H204V181H203ZM238 180H239V179H237V181H238ZM23 181H24V182H23ZM179 181H180V182H179ZM188 181H189L190 183H189ZM260 181L263 183V185H262V183H261ZM22 182H23V183H22ZM150 182H149V181L147 182V183H148L147 185L149 186V187H148L149 189H150V186H151V184H152V182H151V184H149ZM173 182H175V183H173ZM178 182H179V183H178ZM183 182H184V183H183ZM187 182H188V183H187ZM212 182H213V183H212ZM258 182H260L261 184L258 183ZM35 183H36V184H35ZM59 183H60V181H59ZM61 183H62V185H63V182H61ZM61 183H60V184H61ZM64 183H65V181H64ZM172 183H173L174 185H173ZM182 183H183V184H182ZM54 184H55V183H54ZM54 184H53V188L56 187V186H55L56 184H55V185H54ZM60 184H58V182H57V187H58V188L60 187V186H59ZM65 184H66V183H65ZM65 184H64V185H65ZM167 184H168V186H167ZM175 184H176V185H175ZM180 184H181V185H180ZM207 184H208V185H207ZM219 184H220V185H219ZM257 184H258V185L260 184V186H258ZM34 185H36V187H35ZM67 185H68V184H66V188H68ZM147 185H146V186H147ZM169 185H170V186H169ZM183 185H184V186L186 185L187 189H186V187H182ZM201 185H202V186H201ZM204 185H205V186L207 185L208 188H209V187L211 188V186H212V188H211L212 190H211V192H210V193L212 194V196H211L210 194H208L209 197H210V198H209V200H210L209 203H211L210 206L214 207L213 209H216V208H215L216 206H217L218 208L220 207L219 209H221V208H222L221 205L223 204V209H222L221 211L217 208V209L219 210L218 212H219V213L221 212V215H220L219 213H217V214L215 213L216 215H215L213 212H212V213H213L212 215H211V212L209 213V216H207V218H208L210 221L207 220V223L209 222L208 225L210 224V225H209L210 227H208V225H206V226L204 225L205 227L199 225V226H197L198 228H197V227H196V228H195V227H191L192 229H191L190 232H189L188 229H190V226H189V224H188L189 227L187 226L188 228L185 229L186 231H185V230H183L182 232L179 231V230L182 229V227H179V228H178V224H177V223L179 222V224H185V226H186L187 223H188V221H187L188 215H189L191 212H193V211L195 210V209H194V208H195V205H196L195 214H196L197 212H198L197 214H199V213L201 214L200 211H202V212L204 211V209H203V210L200 209V208H202V207L197 206V203H198V202H199L198 205H201V204H200V203H201V198H202L201 195L204 196V198H205V199L202 198V200L204 199L203 201H206V196H208V195H207V192H209L210 188L207 189V187L205 188ZM214 185H215V186H214ZM261 185H262V187H261ZM20 186H21V187H20ZM68 186H69V185H68ZM171 186H172V187H171ZM174 186H175V187H174ZM177 186H178V187H177ZM180 186H181V187H180ZM191 186H192V187H191ZM195 186H196V187H195ZM198 186H199V187H198ZM200 186H201V187H200ZM225 186H226V184H225ZM235 186L237 187V185H235ZM255 186H256V187H255ZM33 187H34V188H33ZM62 187L64 188V186H62ZM62 187H61V188H62ZM173 187H174V188H173ZM194 187H195V189H197V191H195V189H193ZM203 187H204V188H203ZM215 187H216V188H215ZM219 187H220V188H219ZM221 187H222V188H221ZM257 187H258V188H257ZM35 188H36V189H35ZM61 188H59V191H60ZM146 188H147V187H146ZM177 188H179V189H180V188H182V189L185 188L186 191H184V190H182V189H180V191H179ZM198 188H200V189H198ZM201 188L204 189V191H200V192H199V190H201ZM228 188H229V187H228ZM230 188H231V187H230ZM259 188H260V189H259ZM18 189H20V190L18 191ZM27 189H28V187H27ZM33 189H34V190H33ZM69 189H71V187H70ZM69 189H68V192H69ZM149 189H146V190L149 191ZM167 189H171V190H169V192H168ZM205 189H207V190H205ZM213 189H214L215 191H214ZM217 189H218V190H217ZM222 189H223V191H221ZM224 189H225V190H224ZM233 189H235V187H234ZM261 189H262V190H261ZM2 190H3V191H2ZM4 190H5V191H4ZM25 190H26V189H25ZM35 190H36V191H35ZM53 190H54V189H53ZM64 190L66 191L65 188H64ZM64 190L62 189V191L59 192V193H60V197H61V195H63L62 192H63ZM134 190H135V189H134ZM134 190H133V192L135 193ZM158 190H160V191H158ZM161 190H163V191H161ZM177 190H178V192H177ZM181 190H182V191H181ZM190 190H194V191H190ZM228 190H229V189H228ZM20 191H21V192H20ZM22 191L24 192V193L22 194L23 196H20L21 193H22ZM32 191H33V194H32ZM71 191H72V190H71ZM71 191H70V192H71ZM171 191H172L174 194H173ZM183 191H184V192H183ZM205 191H206V192H205ZM219 191H220V192H219ZM3 192H4V193H3ZM6 192H7V194H6ZM9 192H10V190H9ZM18 192H20V194H19ZM66 192H67V191H66ZM131 192H132V191H131ZM161 192H162V195L160 194ZM163 192H165V193H163ZM175 192H177V195H176ZM182 192H183V193H182ZM189 192H190V193H189ZM191 192H192V193H191ZM197 192H199V195L197 194ZM201 192L206 193V196L203 195L204 193H201ZM213 192H214V193H213ZM217 192H218V193H217ZM223 192H225V195H223L224 197L221 195V194H224ZM71 193H72V192H71ZM71 193H70V195H71ZM166 193H167V194H166ZM194 193H195V194H194ZM219 193H220V194H219ZM4 194H5L6 196H4ZM65 194H66V193L64 192V195H63L64 198H63V197H61V198L59 197V198H60L59 203L62 205V207H61L60 209L63 208V209H64V212H68V215H69V216H66L65 213H62V212H63V209H62V211H61V210H58V207H59V206H57L55 212L57 213V211H58V212H60L61 214H60V213H57V214L55 213V215L57 216V218H59L58 215L61 216V215L64 214V215H65L64 217L61 216L62 219L66 217V219L68 220V223L70 222V224H71V223H73V221H72L70 218L68 219V217H71V218H72V216H71L72 214H70V213L73 212V211H72L71 209L65 208V203H66L65 200H66V199L69 200L71 197L69 196L70 198H67L68 195H67V194L65 195ZM68 194H69V193H68ZM131 194H132V193H131ZM171 194H172V195H171ZM178 194H179V195H178ZM196 194H197L198 196H197ZM18 195H19V196H18ZM34 195H35V198H34ZM164 195H165V196H164ZM184 195H185V197H184ZM218 195H219V196H218ZM220 195H221V196H220ZM253 195H254V194H253ZM258 195H259V196H258ZM3 196H4V197H3ZM7 196H8L9 199H7ZM66 196H67V197H66ZM72 196H73V194H72ZM133 196H134V195L132 194V198H133V200H134V197H133ZM163 196H164V197H163ZM168 196H169V197H168ZM173 196H175V197L173 198ZM177 196H178V197H177ZM179 196H180L181 198H179ZM187 196H188V197H187ZM199 196H200V197H199ZM217 196H218V198H217ZM260 196H261V198H260ZM16 197H17V199H19L18 197L21 198V200H20V199H19V200L16 199L17 202H20V201H21V202H20L21 205H22V204H23L22 206L25 205V206H26L27 208H29L30 210L27 209L26 207H25V208H24V207L20 208V207H21V206L19 205L20 203H19V204H16V203H17L16 200H15ZM22 197H24V198H22ZM65 197H66V199H65ZM162 197H163V198H162ZM183 197H184V198H183ZM189 197H190V198H189ZM214 197H215V198H214ZM221 197H222V198H221ZM227 197H229V196H227ZM4 198H5V199H4ZM13 198H14V200H13ZM62 198H63V199H62ZM132 198H131V202H132ZM167 198H172V199H168V200H167ZM182 198H183V200H182ZM211 198H212V199H211ZM225 198H226L228 201H227ZM242 198L247 199V202L244 203L245 201L243 202V201H242ZM258 198H259V199H258ZM10 199H11V201H10ZM64 199H65V200H64ZM158 199H159V200H158ZM179 199H180V201H179ZM198 199H199V200H198ZM213 199H214V200H213ZM239 199H240V200H239ZM245 199H244V200H245ZM254 199H253V200H254ZM62 200H63V201H62ZM67 200H66V201H67ZM163 200H164V201H163ZM165 200H166V201H165ZM176 200H177V201H176ZM185 200H186V201H185ZM191 200H192V201H191ZM218 200H219V201H218ZM222 200H225V201H222ZM253 200H252V201H253ZM258 200H259L260 202H258ZM261 200H262V201H261ZM14 201H15L16 203H14ZM60 201H61V202H60ZM158 201H159V202H158ZM188 201H189V202H188ZM216 201H217L218 203H217ZM241 201H242V202H241ZM131 202H130V204L134 203V201H133L132 203H131ZM165 202H166V203H165ZM175 202H176V203H175ZM182 202H183V203H182ZM186 202H187V203H186ZM191 202H193V203H191ZM212 202H214V203L212 204ZM219 202H220V203H219ZM221 202H222V203H221ZM227 202H229L231 205L228 204ZM239 202H240V203H239ZM250 202L252 203V204H251V206H252L251 208L256 207V205H257V207L254 208V209H255L254 211H253L251 208H250L251 211H249V209L247 210V212H251V213H243V212H246V211L243 210L242 206H243V205L246 206L247 204L250 206ZM12 203H13V204H12ZM59 203H58V204H59ZM62 203H64V207H63V204H62ZM137 203H138V202H137ZM172 203H173V204H172ZM188 203L191 204L190 207H189V204H188ZM216 203H217V204H216ZM226 203H227L228 205H230V206H227ZM60 204H59V205H60ZM139 204H140V201H139ZM171 204H172V206H171ZM174 204H175V205H174ZM178 204H180V205H178ZM215 204H216V206H214ZM219 204H220V205H219ZM242 204H243V205H242ZM258 204H259V205H258ZM260 204H261V205H260ZM13 205H15V207H14ZM17 205H18V206H17ZM61 205H60V206H61ZM132 205H133V204H132ZM177 205H178V206H177ZM192 205H194V206H192ZM202 205H203V202H202ZM202 205H201V206H202ZM262 205H263V206H262ZM35 206H37V208H36ZM130 206H131V205H130ZM137 206H138V205H137ZM175 206H176V207H175ZM184 206H186V207H184ZM225 206H226L228 209L225 208ZM232 206H234L236 209L238 208L239 211H238V209H237V210L234 209ZM253 206H254V207H253ZM261 206H262L263 209H261ZM12 207H14V208H12ZM17 207H18V208H17ZM30 207H31V208H30ZM79 207H83V206H82V205H81V206H78V209H79L78 211H81V212H82V211H85V209L83 210V208H81L82 210H80ZM161 207H162V206H161ZM161 207H160V208H161ZM167 207H168V208L170 207V208L168 209ZM174 207H175V208H174ZM179 207H180V208H179ZM183 207H184V208H183ZM187 207L189 208L188 212H186L187 210L185 209V208H187ZM198 207H199V208H198ZM230 207H231V208H230ZM19 208H20V210H19ZM172 208H173V210H172ZM232 208H233V209H232ZM65 209L69 210L70 213H69V211H65ZM76 209H77V208H76ZM174 209H175V210H174ZM190 209L193 210V211L190 212ZM217 209L214 210V212H215V211L217 212ZM226 209H227L228 212L225 211ZM230 209H231V210H230ZM259 209H260V210H259ZM21 210H23V211H22L23 213L21 212ZM27 210H28V211H27ZM35 210L37 211V213H36ZM154 210H155L156 212H155ZM170 210H171V211H170ZM180 210H181V211L183 210V212H181ZM185 210H186V211H185ZM242 210H243V211H242ZM257 210H258V211H257ZM26 211H27V212H26ZM196 211H197V212H196ZM209 211H212V210L210 209ZM222 211H223V214H222ZM224 211H225V215H226V213H229L230 215L223 216V218H222V215H224ZM233 211H234V212L236 211L238 214L240 213L238 216H236L237 219L235 218V220H237L236 222H239V223L241 222V224H244V223H245L244 225H241V224H240V225L238 226V224L235 222L234 218H232V216H231V214H233ZM13 212H14V213H13ZM17 212H18V213H17ZM34 212H35V213H34ZM38 212H39V214H38ZM74 212H75V211H74ZM76 212H77V211H76ZM81 212H80V213L77 212V214H79V215H76V218H77L78 216H80ZM180 212H181L182 214H181ZM184 212H186V213H184ZM236 212H235V215H236ZM257 212H258V213H257ZM12 213H13V214H12ZM24 213H25V214H24ZM85 213H86V212L82 213L81 215L83 216V214L85 215ZM152 213H153V215H151ZM187 213H188V214H187ZM1 214H2V215H1ZM31 214H32V216H31ZM35 214H36V215H35ZM73 214H74V216H75L76 213H73ZM115 214H116V213H115L114 211H111V212L109 213V215L107 214V217H108L110 220L108 219V223H109V224L106 225V227L103 226L102 229H104L105 232H104L103 230H102V232H100L102 236H106V235H110V234H111V231L113 230V227L111 226L112 223H113V221H111V220L113 219L112 215L115 216ZM154 214H156V215H154ZM160 214H161V215H160ZM183 214H185V215L187 216L186 220H185V218H184V217H186V216H185V215L183 216ZM207 214H208V213H207ZM244 214H247V215L249 214V217H247V215H244ZM250 214H251V215H250ZM262 214H263V216H262ZM18 215H19V216H18ZM29 215H30V216H29ZM34 215H35V216H34ZM170 215H171V216H170ZM179 215H180V216H179ZM203 215H204V214L202 213V215H201L200 218H202ZM240 215H242L243 217L241 216V218H239ZM252 215H254V218H255V219L252 218V217H253ZM257 215H258V216H257ZM260 215H261V216H260ZM1 216H2V217H1ZM16 216H17V217H16ZM26 216H28L29 218H28V217L26 218ZM151 216H152V218H151ZM154 216H155L156 219L154 218ZM156 216H157V217H156ZM167 216H168V217H167ZM217 216H221V217H217ZM227 216H228V218H227ZM230 216H231V217H230ZM256 216H257V217H256ZM12 217H13V218H12ZM21 217H22V218L25 217L24 220H23ZM33 217H34V218H33ZM61 217H60V218H61ZM182 217H183V218H182ZM245 217H247V218L245 219ZM17 218H18V219H17ZM31 218H32V219H31ZM78 218H79V217H78ZM173 218H174V219H173ZM207 218L204 216L203 219H207ZM216 218H217V219H216ZM224 218H227V221H228V219H229L230 221L227 222L226 219H224ZM238 218H239V219H242L243 221H241V220L238 221ZM259 218H260V219H259ZM8 219H11V220H8ZM12 219H13V220H12ZM28 219H29V220H28ZM72 219L75 220V217L72 218ZM149 219H150V223H153L154 225H151V226L149 225ZM220 219H221V220H220ZM223 219H224V221H223ZM232 219H233V220H232ZM250 219L255 220V222H254L253 220H252V221L256 224V225H254V227H256V228L253 229V226H252L251 231L253 230V233H252V234H254V232H255V235L257 236V238H256V236H255L256 239H254V235H250V236H253V238H252L253 240H251V241H256L257 239H259L258 236L260 235V237H261L262 239L260 238L261 240H260L259 244H261L262 246H261V245L259 246V244H258V240H257V243H254V242L250 243L251 241H248V240L250 239V236H249L250 233L248 234V230H249V229H248V227H246V226H247L246 223L248 222V225H249V224H250L249 222L251 221ZM7 220H8V221H7ZM19 220L22 221V222H20ZM154 220H155V221H154ZM161 220L163 221V223H162ZM178 220H179V221H178ZM182 220H183V221L185 220L184 223H183ZM217 220H218V222H217ZM231 220H232V221H231ZM258 220H259V221H258ZM9 221H10V222H9ZM13 221L16 222V223H14ZM24 221H25V222H24ZM186 221H187V223H186ZM212 221H213V223H212ZM214 221H215V222H214ZM221 221H223V222H221ZM233 221H234V222H233ZM245 221H247V222H245ZM252 221H251V222H252ZM2 222H3V223H2ZM11 222H12V223H11ZM17 222H18V223H17ZM35 222H36V223H35ZM166 222H167V224H166ZM176 222H177V223H176ZM225 222H227V223H225ZM229 222H231L230 224H234V228L231 227L230 224H228ZM262 222H263V223H262ZM6 223H7V224H6ZM8 223L11 224V226H10ZM13 223H14V225H12ZM22 223H23V224H22ZM64 223H65V222H63L62 224H60V223H58V222L55 223V225H57V226H56V229H57V227H59V226L61 225V226L59 227V230H58L60 233L56 231L58 235L61 234V232H62V233H63L64 231L66 232L67 229H65V228H68V227H66V226H71V225L73 226V224L69 225L67 222H66V224H68V225L65 224V226H62ZM110 223H111V225H110ZM120 223H121V221H120ZM146 223H145V224H146ZM174 223L177 224V225H176V224L174 225L175 227L173 226ZM223 223H224V224H223ZM261 223H262V226L260 225ZM4 224H6V227H5ZM17 224H18V225H17ZM24 224H25V225H24ZM92 224L94 225V221H93ZM92 224H91V222H89L88 226L92 227V226H93ZM164 224H165V225H164ZM170 224H171V225H170ZM212 224H213L214 226H213ZM216 224H217V226H216ZM218 224H219L221 227H218ZM222 224H223L225 227H227V228H225ZM227 224H228V225H227ZM15 225H17V227H16ZM19 225H22V226H19ZM36 225H37V227L35 228ZM91 225H92V226H91ZM95 225H96V223H95ZM95 225L93 226V228H96ZM114 225H116V223H114ZM114 225H113V226H114ZM121 225H123V223L120 224V225L117 224V225H116V226H117L116 229H117V228L120 229L118 226L121 227ZM159 225H160V229H159ZM163 225H164V226H163ZM167 225H168V226H167ZM252 225H253V223H252ZM257 225H258V226H257ZM1 226L4 227L5 229H4V228L2 229ZM26 226H27V227H26ZM72 226H71V228H72ZM86 226H87V225H86ZM88 226H87V227H88ZM156 226H157V227H156ZM162 226H163V227H162ZM228 226H229L230 228H233V230L235 229L236 232L238 231L236 237H238V233L240 232V231H239L240 228H241V230H242V229L244 230V227H246V229L243 231L244 233H242V232H241V233L244 234L243 236H247V237H249V238H246V237H245L246 239H248V240H247L248 243L246 242V240L244 239V237H240V236H239V237H240L241 239H240V238H236L237 241H238V243H237V242L235 241V240H236V239H235V236H232L231 234H230L231 237H229L230 235H228L227 237L230 239V241L232 240V242H230L229 239L227 240V238H226V239H223L222 241H221L220 239L216 240L217 238H216V239H213V240H210L211 238H213V235L215 236V235L218 233L217 230L219 231V233H220V231H221V233H223V232H224V233H227V231L229 230V227H228ZM232 226H233V225H232ZM240 226H241V227H240ZM243 226H244V227H243ZM249 226H250V225H249ZM259 226L262 227L261 230H260L261 227H259ZM7 227H8V228H7ZM62 227H64L65 230H64ZM110 227H112V230H111ZM153 227H155L156 229L153 228ZM164 227H166L167 229L164 228ZM200 227H201V229L199 230ZM206 227H207V228H206ZM216 227H218V228H216ZM223 227H224V228H223ZM235 227H236V228L239 227V229H236ZM242 227H243V228H242ZM17 228H18V229H17ZM19 228H20V229H19ZM29 228H32V230L29 229ZM52 228H53V227H52ZM61 228L63 229V231H62ZM71 228H68V229H71ZM108 228H109V229H108ZM114 228H115V227H114ZM148 228H149V229H148ZM151 228H152V229H151ZM161 228H162V229L164 228L163 231H161ZM222 228H223V230H222ZM257 228H258L259 230H258ZM6 229H7V230H6ZM23 229H24V230H23ZM26 229H27V230L29 229V230L27 231ZM38 229H39V230H38ZM53 229H55V227H54ZM106 229H107V230H106ZM116 229H115V230H116ZM118 229H117V231H119ZM146 229H147V230H146ZM150 229H151V232H150ZM153 229H155V230H153ZM157 229H159V230H157ZM172 229H173V230H172ZM196 229H198V230H196ZM220 229H221V230H220ZM5 230H6V231H5ZM16 230H18L19 233H18V231H16ZM30 230H31V231H30ZM34 230H36V231H34ZM110 230H111V231H110ZM144 230H145L146 232H148V234H147L146 232H143ZM156 230H157V232H156ZM171 230H172V231H171ZM201 230H202V232H204V233H202ZM203 230H204V231H203ZM225 230H226V231H225ZM230 230H232V229H230ZM256 230H257V231H256ZM4 231H5V232H4ZM10 231H11V232H10ZM21 231H22V233H23V231H25L23 234H24V235L28 234V235H26V237H25L24 235H23V236H20ZM37 231H38V232H37ZM107 231H109V234H108ZM164 231H165L166 237L164 236V235H165V234H164ZM167 231H168V232H167ZM175 231H176V233H175ZM177 231H178L179 233H178ZM192 231H193V232H192ZM196 231H197V232H196ZM199 231H200V232H199ZM205 231H206V233H205ZM210 231H211V232H210ZM212 231H215L216 234H215L214 232H212ZM14 232H15V233H14ZM30 232H31V233H30ZM34 232H35V233H34ZM56 232H55V234H56ZM103 232H104V235H103ZM114 232H115V231H114ZM114 232L112 231V233H114ZM137 232H138V231H137ZM154 232H155L156 234H157L158 232H162L163 234H160V233H159V234H160V235L158 234V236L160 237V238H159L157 235H154V234H155ZM183 232H186L188 236H187V235L185 236L186 233H183ZM207 232H208V233H207ZM230 232H231V231H230ZM230 232L228 231V233H230ZM249 232H250V231H249ZM260 232H261V233H260ZM6 233H7V234H6ZM8 233H9L10 235H9ZM12 233H14V234L11 235ZM39 233H40L41 235H40ZM152 233H153V235H152ZM190 233H191V234H190ZM211 233H212V235H211ZM221 233H220L219 235L223 237V235H221ZM224 233H223V234H224ZM231 233L233 234L234 231L231 232ZM16 234H17V235H16ZM32 234H33L34 237L32 236ZM34 234H35L37 237H39V235H40L41 238L39 237V239H38ZM37 234H39V235H37ZM114 234H115V233H114ZM143 234L146 235V237L143 236ZM169 234H170L171 236H173V237H171ZM182 234H184L185 237H184ZM192 234H193V236H196V235H197L196 238H197V237H198V238L201 237V238H203V239L205 238V239H204V241H203V239L201 240V238H200V240L198 241V240H197L198 238L196 239L195 237L192 236ZM205 234H206V236H205ZM209 234H210V235H209ZM242 234H239V235L242 236ZM245 234H246V235H245ZM30 235L32 236V239H33V238L36 239L35 241H37V239H38V240H41V241H38V242H40V243H37V242H35L34 239H33V248H34L33 253H34V256H35V255L37 256V257H34L33 260H30V256H28L29 253L26 254V252H28V250H29V249H28L29 246H28L25 242H28V241H29V239H30ZM111 235H112V234H111ZM151 235H152V236H151ZM161 235H162V237H161ZM167 235H168V237H171L172 240H170V238H168ZM234 235H236V234H234ZM11 236H13V237H11ZM17 236H19V237L17 238ZM150 236H151V237H150ZM154 236H155V237H154ZM180 236H181V237H180ZM207 236L210 237V238H208ZM225 236H226V235H224V237H225ZM23 237H24V238H23ZM28 237H29V238H28ZM35 237H36V238H35ZM94 237H95V236H94ZM148 237H149V238H148ZM164 237H165V238H164ZM190 237H192V238H190ZM206 237H207V238H206ZM233 237H234V239H231V238H233ZM15 238H16L17 240L19 239V240H23V241H21V242H20L19 240H18V241H15V240H16ZM145 238H146V239L148 238L147 241H146ZM158 238H159V239L162 238L161 241H160ZM166 238L169 239L170 241H169V240H166ZM174 238H175V241L177 240V243L179 242V238L182 240V241L180 240L181 244H180V242H179V244H178L179 246L176 244L175 241H173ZM176 238H177V239H176ZM187 238H188V242H187V240H186ZM214 238H215V237H214ZM26 239H27L28 241H27ZM56 239H57V238H56ZM56 239H54V241H55ZM143 239H144V240H143ZM189 239H191V240H189ZM194 239H196L197 241L194 240ZM207 239L210 240V241L208 242V244L206 243ZM239 239H240L242 242H241ZM24 240H26V241H24ZM58 240H61L60 237H59ZM94 240H95V242L98 241V239H95V238L93 239V241H94ZM96 240H97V241H96ZM111 240H112V239H111ZM118 240H119V238H118ZM185 240H186V241H185ZM205 240H206V241H205ZM214 240H216L217 242L214 241ZM224 240H225V242H226V241H229V242H227V243L225 244V242H223ZM243 240H244V241H243ZM263 240H264V239H263ZM143 241H144V242H143ZM157 241H158V242L160 241V242L158 243ZM162 241H163V242H162ZM164 241H165V242H164ZM166 241H167V243H168L169 246H165V245L163 244V243H166ZM171 241H173L174 244L171 243ZM202 241H203V244L200 245V244H201L200 242H202ZM211 241H212V242H211ZM234 241L237 243V246H238V247L236 246V243H235ZM19 242H20L21 245L18 246ZM22 242H24V243H22ZM58 242L60 243V241H58ZM118 242H120V240H119ZM154 242H155V243H154ZM161 242H162V243H161ZM169 242L171 243V245H170ZM186 242H187L188 244H190V245L188 246V244H187ZM219 242H220V243H219ZM233 242H234V244H233ZM245 242H246V243H245ZM28 243H29V242H28ZM35 243H37V244H35ZM53 243H54L55 245L57 244V242H53ZM53 243H52V250L54 251V250H56L58 247L55 249V248H54L55 245H54ZM107 243H108V242H107ZM146 243H147L148 245H147ZM150 243H151V244H150ZM191 243H192V244H191ZM205 243H206V244H205ZM209 243H210V244H209ZM221 243H223L224 245L221 244ZM231 243H232V244H231ZM239 243H240V244H239ZM38 244L41 245V248H38V247H40V246H37ZM108 244H109V243H108ZM118 244H119V243H118ZM172 244H173L174 247L177 246V247L175 248V249H177V250H176V251H177V254H176L175 249L173 250V253H172V249H173V248H171V247H172ZM182 244H183V246H181ZM184 244H185V245H184ZM227 244H229V247H231V246H230V244H231V245H232L231 249H233L234 251H232L231 249H229V247H227V246H228ZM243 244H244V245H243ZM247 244H248V245H247ZM253 244H254L255 246H256V244H257V249L259 248L258 251H259L260 253L257 251L256 247H255ZM22 245L24 246L25 251H24V248H23ZM31 245H32V244H31ZM142 245H143V246H142ZM205 245H208V246H205ZM211 245H212V246H211ZM240 245H241V246H240ZM242 245H243V248H242ZM249 245H253V246H251V248L253 249V247H254V248L256 249L255 251H253L254 249H253V250L251 249V250L253 251V253H254L253 255H256V257H257L256 260H255V256H250L251 259H245V258H244V257H246L245 255H247V254H245V252L247 253V252H249V250H250L249 247H248ZM16 246H18V247H22V249H23V250H22L21 248H19V249L21 250V251L19 252V254L22 253V254H20V255H23L24 253H25V254H24L23 256H21V257H20V255H18V254H17V256H15V255H16V254H15V255H13L14 257H13V259H12V255L9 256V255L11 254V252H12V254H14V253H17V252L19 251V250H16ZM57 246H59V244H57ZM146 246H147V247H146ZM162 246H163L164 250L162 249ZM180 246H181V247H180ZM197 246H198V247H197ZM203 246H205V247H203ZM215 246H216V247H215ZM222 246H225V247H227V248H224V247H222ZM234 246H236V247H234ZM239 246H240L241 248H240ZM55 247H56V246H55ZM64 247H65V246H64ZM64 247H62V246L60 247V246H59V248H61V249L58 248V250H56V252H54L55 254L57 253L56 255L59 254V258H60V259H61V257H60L61 255H63V256L65 255V257H66V256H68V255H71V253H74V252L72 251V252L69 254V250L66 249V248H64ZM148 247H149V248H148ZM169 247H170L171 250L168 249ZM184 247H185V248H184ZM186 247H187L188 249H187ZM213 247H214L215 249H214ZM217 247H218V248H217ZM220 247L223 248V251L219 249ZM247 247H248L249 250L246 249ZM26 248H27V249H26ZM53 248H54V249H53ZM141 248H142V249H141ZM158 248H160V249H158ZM165 248H166V250H165ZM178 248H181V249H178ZM194 248H192V251H191V252H196V251H193ZM199 248H200V250L202 251V253L199 252ZM210 248H212L213 250L210 249ZM222 248H221V249H222ZM234 248H235V249L238 248V249L235 250ZM239 248H240V250H239ZM244 248H245L246 251L244 250ZM12 249H15L17 252H16L15 250H14V252H13ZM17 249H18V248H17ZM40 249H41V250H40ZM136 249H137V251H136ZM184 249H186L187 251L184 250ZM216 249H218L219 251L216 250ZM227 249H228V250H227ZM37 250H38V251H37ZM104 250H105V249H104ZM116 250H117V249H116ZM154 250H155V251H154ZM181 250H182V251H181ZM194 250H195V249H194ZM209 250H210V251H209ZM211 250H212V251H211ZM215 250H216V251H215ZM225 250H226V251H225ZM237 250H238V251H237ZM242 250L245 251V252H242ZM251 250H250V251H251ZM23 251H24V252H23ZM35 251H37V252H35ZM58 251H59V252L63 251L64 253L61 252V254H60ZM111 251H112V250H110V253H109V250H107V251L105 250L104 255H103V254H102V255L100 254V255H101L100 259H99L98 255L95 254V255L97 256V258H98L97 261H99V260L102 261V259H103V260H106L105 262L107 263V259L109 260V258H110L109 256H112V255H113V254L111 253ZM157 251H159V252L161 251L160 254H159ZM163 251H166V252H165V253H162ZM184 251H185V252H184ZM228 251H230L232 254H228V255H227ZM256 251L258 252L257 254H255ZM66 252H68V255H66ZM181 252H182V253H181ZM221 252H222V253H223V252L225 253V254L223 253V254H224L223 256H225V257H224L225 259L228 257L226 260H224V258L222 257ZM230 252H229V253H230ZM239 252L243 253L244 256H243L241 253H239ZM3 253H4V254H3ZM37 253H38V254H37ZM39 253H40V254H39ZM41 253H43V254H41ZM106 253H108V257H107V258L105 257V256H106V255H105ZM137 253H138V255H137ZM143 253H144V254H143ZM156 253H157V254H156ZM161 253H162V255H161ZM187 253H188L189 255H188ZM217 253H218V255L216 256ZM219 253L221 254V257H219V256H220ZM109 254H110V255H109ZM115 254H116V253H115ZM146 254H147V255H146ZM163 254H164V255H163ZM165 254H166V256H165ZM171 254H172V255H171ZM185 254H186V256L188 255L187 257L190 258L189 260H190L191 263H187V262H188V261H187L188 259H186L187 257L185 258ZM236 254H237L238 256H237ZM251 254H252V252L250 253V255H251ZM3 255H4V256H3ZM89 255H90V254H88V256H89ZM134 255H135V256H134ZM140 255H142V256H140ZM158 255H160V256H158ZM175 255H176V256H175ZM177 255H178V256H177ZM179 255H181V256H179ZM229 255H233L232 258H231ZM235 255H236L237 258H234ZM27 256H28V257H27ZM63 256H62V258H63ZM96 256H94V257H96ZM102 256H103V258H102ZM146 256H147V257H146ZM157 256H158V257H157ZM169 256H170V257H169ZM174 256H175V257H179L178 259H179L180 261H178V263H175V259H176V258H175ZM200 256H201V255H200ZM3 257H7V258H3ZM16 257H17V258H16ZM23 257L26 258V260H24ZM68 257H69V256H68ZM112 257H113V256H112ZM112 257H111V258H112ZM136 257H138L139 260L136 259V261H135V259H133V258H136ZM141 257H142V258H141ZM148 257H149V258H148ZM159 257H160V258H159ZM180 257H181V258H180ZM253 257H254V260H255V261L252 260ZM8 258H9V259H8ZM28 258H29V259H28ZM36 258H37V260H36ZM166 258H167V260H166ZM172 258H173V259H172ZM183 258H184V259H183ZM216 258H217V262H216ZM219 258H222V259H219ZM229 258H230V259H229ZM246 258H248V257H246ZM6 259H7L8 261H7ZM63 259H64V258H63ZM126 259H127V258H126ZM153 259H154V260H153ZM157 259H158V260H157ZM161 259H163V260H161ZM218 259H219V260H218ZM258 259H259V260H258ZM18 260H19V261H18ZM23 260H24V261H23ZM27 260H28V261H27ZM35 260H36V261H35ZM38 260H39V261H38ZM40 260H42L43 263H42V261H40ZM122 260H123V259H122ZM146 260H148V261L150 260V262H148V261H146ZM212 260H213V261L215 260L214 263H213ZM222 260H224L225 262L222 261ZM242 260H241V261L238 260V262H239V263H242ZM6 261H7V262H6ZM10 261H11V262H10ZM61 261H62V260H61ZM101 261H100V264H101ZM110 261H111V260H110ZM110 261H108V262H110ZM128 261H129L128 259H127L126 261L124 260L125 263L123 262V264L128 263ZM134 261H135V262H134ZM144 261H145V262H144ZM162 261H163V262H162ZM184 261H185L186 263H185ZM253 261H254V262H253ZM105 262L102 261V264H104ZM142 262H141L140 264H142ZM160 262H162V263H160ZM106 263H105V264H106ZM164 263H163V264H164ZM199 263H198V264H199ZM12 264H13V263H12ZM47 264H48V263H47ZM121 264H122V262H121ZM128 264H129V263H128ZM172 264H173V263H172ZM242 264H243V263H242ZM244 264H246V263H244Z\"/></svg>",
	"mask_w": 264,
	"mask_h": 264
}]
</instances>
